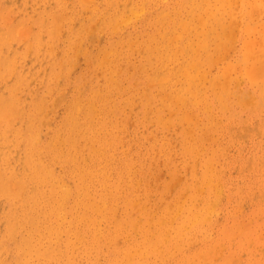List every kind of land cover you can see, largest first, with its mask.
<instances>
[{
  "label": "rangeland",
  "instance_id": "374dc122",
  "mask_svg": "<svg viewBox=\"0 0 264 264\" xmlns=\"http://www.w3.org/2000/svg\"><path fill=\"white\" fill-rule=\"evenodd\" d=\"M32 1L33 0H1L0 1V6H1V8H0V34L2 35H4V36H7L6 37V39L8 38L9 40H6L5 39V41H4V38L3 37H1L3 40H1V38H0V40L2 41H0L1 42V47H0V56L2 55V56H4V55H6L5 57L6 58H4V57H0V60L1 59H4V61H0V69H3L2 71L0 70V82H1V84H0V96L2 95L3 97H1L0 98V108H1V110L3 111V109L5 108V103H10L11 102V100H12V105H6L7 107H6V110H9L7 113H9V114H5V113H3L2 112V114H4L6 117H7V115H10V113H13L14 112V119L13 118H10L8 121L9 122H6L5 121V123H6V125H7V128H6V130L5 131H8V132H4L3 131V128H5L4 127V125H5V123L3 122V121H1L0 122V136H1V139H0V149H1V151H0V155L1 156H3L4 158H6L7 157V155H8V157H9V159L7 158V159H4L3 157V159H4V161H3V163H1L2 162V159H1V156H0V164H1V167L2 168H4L5 169V172H6V175L7 176H9L10 175V173H11V175H13L14 173H15V171H17V174H18V176L19 177H21L22 179H24V181H25V185H27V186H24L23 188L24 189H22L24 192H22V193H20V213L22 212V210H24V211H31V214H32V216H37L38 217V220H39V229L40 230H38L37 231V233H35V237H36V239L34 240L33 239V243H35V244H38V245H40L41 244V246L44 248V247H47V244H48V246L53 242V238H54V242H53V245H56V246H54V249H55V255H57V252H59L58 253V255L59 254H61L62 255V257H63V259H67L68 261H69V264H159V262H161V264L163 263V264H188V263H190V264H230L231 263V259H232V256H233V261H232V264H264V183H263V178H264V168H263V166H264V163H263V166H261V168H260V164L259 163H261V160H260V162L258 163V159H262L263 161H264V123L261 125V126H258L256 123H257V119L256 118H248V116L246 115V114H243V113H245V112H241L240 114H242V120H236V121H232L231 119H230V117L228 116V112L227 113H225V115H222L218 110H215V109H212V110H209L208 111V114L207 113H203V112H201L200 110H198L197 109V107H193V105H191V104H189V105H187V103L185 104V105H180L177 101H176V99H177V95L180 93V92H177V90L178 89H180L181 87H182V85H184L185 84V82H184V77H185V75L183 74L182 76H180V75H178L177 74V69H178V66L179 67H181V66H183V63H184V60H187V61H189V60H191L190 59V56L192 55V52L190 51V49H189V47L188 46H185V47H183V45H182V42H185V40H186V38L184 39V36H187L186 35V33L183 35V40L181 41L180 40V38H174L173 40H171L170 42H169V44L168 45H166V47L164 48V49H159V48H157L156 47V44L155 43H160L159 41H161L164 37H162L163 36V34H169V35H171V36H177V34H178V32H179V29L181 30V28H177V26H176V23H177V21L176 20H172V14L169 12V10H167L166 9V11H163V7L164 8H166V7H168V8H170L171 7V9H172V7L174 6V5H176L177 4V2L179 1V0H176V1H174V0H168L167 1V5L166 4H160V3H158L156 0H95V1H93L92 2V0L90 1H86V2H84L85 0H83L82 1V4H80L81 3V1L80 2H78V0H76V2H75V0L73 1V0H34V2L32 3ZM39 1H40V3H39ZM42 1V2H41ZM47 1V3H45ZM58 1V2H57ZM60 1V2H59ZM65 1V2H64ZM125 1H126V3H125ZM136 1H138V2H136ZM143 1V2H142ZM151 1H153V2H151ZM9 2V3H8ZM20 2H21V4H20ZM58 3V5H57V3ZM75 2V4L73 5V3ZM96 2V3H95ZM97 2L99 3V4H97ZM109 2V3H108ZM117 2H118V4H117ZM131 2V3H130ZM141 2V3H140ZM157 2V3H156ZM174 2H176V3H174ZM212 2H214V0H211V3ZM6 3H7V5H6ZM51 3V4H50ZM61 3H63V5L61 4ZM103 3V4H102ZM114 3V4H113ZM151 3V4H150ZM39 4V5H38ZM66 4V5H65ZM88 6H87V5ZM89 4H90V6H89ZM108 4V5H107ZM121 4H123L122 6H120ZM128 4H130V5H128ZM131 4H132V6H131ZM135 4V5H134ZM138 4V5H137ZM144 6H142V5ZM149 4V5H148ZM174 4V5H173ZM29 5V6H28ZM38 5V6H37ZM53 5H57L58 7L60 6V8H58L57 6H53ZM65 5V7H66V9L68 8V5L70 6V7H72V8H70L69 7V10L67 9H65V7L64 8H62V6H64ZM84 5H85V7L87 6V9H85V7H84ZM102 5V6H101ZM116 6V8H115V6ZM125 5V6H124ZM139 5H140V7H143V9L144 8H146V9H142V13H141V8L139 7ZM154 5L156 6V5H158V7L156 6V8L154 7ZM9 6H10V8H9ZM23 6V7H22ZM26 6V7H25ZM40 6V7H39ZM91 6H92V8L94 9V15L92 14V12H93V9H91ZM109 6V7H108ZM114 6V7H113ZM118 6L119 7H121V8H118ZM129 6H131V8L129 7ZM153 7V9H152V7ZM4 7V8H3ZM16 7V8H15ZM29 7V8H28ZM35 7V8H34ZM37 7V8H36ZM42 7H44V9H42ZM50 7H52V8H50ZM54 7V8H53ZM89 7H90V9H89ZM98 7H99V9H98ZM105 7H107V8H105ZM124 7H125V9H124ZM126 7H127V9H126ZM14 8V9H13ZM56 8H57V10H56ZM83 8H84V10H83ZM96 8V9H95ZM110 8V9H109ZM114 8V9H113ZM128 8H130V11H129V9ZM140 8V9H139ZM149 8V9H148ZM151 8V9H150ZM7 9H9L8 11L9 12H6L7 11ZM11 9V10H10ZM34 10L33 12H32V10ZM38 9H40V11H36V10H38ZM50 9H51V12H50ZM64 9V10H66L65 12L68 14V15H66V16H63V15H65L64 13L65 12H63L62 10ZM73 9V10H72ZM102 9V10H101ZM112 9V10H111ZM117 9H118V11H117ZM131 9H134V10H131ZM170 9V10H171ZM17 10V11H16ZM29 10H30V12H29ZM42 10V11H41ZM56 10V11H55ZM96 10V11H95ZM101 12H100V11ZM107 10V11H106ZM122 10V11H121ZM124 10H125V12H124ZM156 10H158L157 12H156ZM3 11V12H2ZM46 11V12H45ZM78 11V12H77ZM89 11L91 12V14L89 15ZM102 11H104V12H102ZM115 11V12H114ZM132 11H134L135 13H137V12H139L140 14H133V13H131ZM145 11V12H144ZM155 11V12H154ZM256 11V10H255ZM254 11V14H256V12ZM263 11V10H262ZM261 10H260V14H261V16L264 14V12L263 13H261L262 12ZM20 12V13H19ZM35 12V13H34ZM40 12V13H39ZM76 12V13H75ZM82 14H81V13ZM97 12H99V13H97ZM112 12V13H111ZM121 12H122V14H121ZM128 12V13H127ZM129 12L131 13L130 14V16H129ZM162 12H164V13H169V14H171V15H169V14H164V13H162ZM7 15V18H6V15ZM22 13V14H21ZM37 13H39V14H41V15H37ZM59 14L60 16H61V18H57L56 17V14ZM62 13V14H61ZM87 13V14H86ZM97 13V14H96ZM102 13V14H101ZM115 13H116V16H115ZM125 13V14H124ZM127 13V14H126ZM151 13H152V15H151ZM156 15H155V14ZM159 13V14H158ZM258 13H259V11H258ZM4 14V15H3ZM14 14V15H13ZM32 16H31V15ZM53 14V15H52ZM58 14H57V16H58ZM71 16H70V15ZM78 14V15H77ZM85 14H86V16H87V18H84V17H86L85 16ZM111 14V15H110ZM121 14V15H120ZM158 14V15H157ZM161 14V15H160ZM260 14H259V16H258V14L256 15V17L258 16V18H256V17H251L249 20V22H248V20H246L245 19V22H248L249 24H253V23H256V22H258L259 20H260V18H261V16H260ZM18 15H19V18H18ZM104 15V16H103ZM109 15V16H108ZM119 15L121 16L120 18H119ZM123 15H124V18H122L123 17ZM125 15H126V17H125ZM131 18V16H132V20L128 17V16ZM137 15V16H136ZM140 15V16H139ZM145 15V16H144ZM160 15V16H159ZM10 16V18H11V20L8 18ZM12 16V17H11ZM14 16V17H13ZM45 16V17H44ZM50 16V17H49ZM69 16V17H68ZM97 16H99V17H97ZM133 16H134V18H133ZM138 17V18H136V17ZM147 16V17H146ZM155 16V17H154ZM156 16H158L157 18H156ZM169 16V17H168ZM43 17V18H42ZM63 17H65V18H63ZM82 17V18H81ZM92 17L94 18V20L92 19ZM107 17V18H106ZM144 17V18H143ZM145 17H146V19H148V20H146L145 19ZM152 17H154V18H152ZM5 18V19H4ZM14 18V19H13ZM67 18H69V19H67ZM71 18H73V19H71ZM77 18V19H76ZM81 19L80 21H79V19ZM91 18V19H90ZM99 18V19H98ZM110 18H114V20L116 19V21H119V22H117V23H115V21H113L112 19L111 20H109ZM156 18V19H155ZM165 18V19H164ZM3 19L4 20H7V19H9V22H13V23H9V22H5V21H3ZM16 19V22L15 21H13V20H15ZM19 19V20H18ZM28 19H30V20H28ZM54 19V20H53ZM56 19L58 20V21H56ZM61 20V22L62 23H60V20ZM66 19V21L67 22H64V20ZM71 19V22L69 21ZM76 19V20H75ZM86 19H87V21H86ZM97 19V20H96ZM120 19V20H119ZM134 19V20H133ZM140 19H141V21H140ZM144 19V20H143ZM150 19V20H149ZM155 19V20H154ZM253 19H255V20H253ZM23 20V21H22ZM29 21V24L30 25H28V21ZM79 22H78V21ZM100 20V21H99ZM138 20V21H137ZM253 20V21H252ZM4 22L3 24H1L2 22ZM20 21V22H19ZM69 21V22H68ZM86 21V22H85ZM89 21H91V22H89ZM103 21H104V23H103ZM113 21V22H112ZM121 21V22H120ZM137 22V23H135V22ZM147 21V22H146ZM255 21V22H254ZM18 22V23H17ZM54 22L56 23V24H54ZM74 22V23H73ZM80 23L79 24V26H77L78 24L77 23ZM94 22V23H93ZM111 22V23H110ZM130 23V25L128 26V24ZM164 22H166V23H164ZM169 22V23H168ZM16 23V25L14 26V24ZM22 23V26H25L26 27V25H28V27H32V28H27V30H24V31H27V32H29L28 33V35L27 34H25V36H26V38L25 39H23L25 36H24V34L23 35H21L20 36V34H22V32L20 33L19 32V30H18V28L19 29H21L20 27L21 26H19L18 24H21ZM33 23L35 24V26H33ZM37 23V24H36ZM39 23V24H38ZM48 23V24H47ZM49 23H50V25H49ZM88 23V24H87ZM90 23H91V25H90ZM113 23H115V25H117L118 23H120V24H118V28L113 24ZM144 23V24H143ZM5 24H7L6 26H5ZM45 24H47L46 26H45ZM53 24H54V26L56 25V26H58L57 28H55V30L53 29ZM67 24H69V25H67ZM72 24V25H71ZM76 24V25H75ZM93 24L95 25V28H93L94 26H93ZM96 24L98 25V28H97V26H96ZM105 24H106V26H105ZM108 24V25H107ZM110 24H111V26H110ZM112 24H113V27H112ZM134 24V25H133ZM137 24H139L138 26H137ZM9 25V26H8ZM18 25V27H17V30L15 31V28H16V26ZM37 25V26H36ZM40 25V26H39ZM63 25V26H62ZM74 25H75V27L76 28H78V29H76L75 27H74ZM80 25H82V27L80 26ZM84 25V26H83ZM100 25H102L101 27H100ZM122 27H121V26ZM127 25V26H126ZM143 25V26H142ZM159 25H161V26H159ZM175 27H174V26ZM51 26V27H50ZM61 26V28H59ZM92 26V28L93 29H91L90 27ZM136 26V27H135ZM8 27V28H7ZM24 27V28H25ZM34 27L37 29H34ZM41 27H43V28H41ZM48 27H49V29H48ZM64 27V28H63ZM68 27L70 28V29H68ZM82 29H81V28ZM85 29H84V28ZM100 27V28H99ZM110 29L109 30V32L105 29ZM108 27V28H107ZM114 27H116L117 29H114ZM142 27V28H141ZM7 28V29H6ZM52 28V29H51ZM59 28V29H58ZM63 28V29H62ZM65 28H67L66 30L68 31L69 30V33H67V31L65 30V33H64V29ZM89 28V29H88ZM97 28V29H96ZM102 28V29H101ZM103 28H104V30H103ZM112 28V29H111ZM122 28V29H121ZM130 28V29H129ZM173 28V29H172ZM3 29H5V30H3ZM10 31H9V30ZM22 29H23V27H22ZM21 29V30H22ZM30 29V30H29ZM77 30V32H78V34L76 33V31L75 30ZM91 29V30H90ZM125 29V30H124ZM137 29V30H136ZM20 30V31H21ZM29 30V31H28ZM62 30V31H61ZM79 30L82 32H79ZM111 30H113V32L111 31ZM118 30V31H117ZM131 30V31H130ZM141 30V31H140ZM177 30V31H176ZM13 31V32H12ZM35 31V32H34ZM37 31V32H36ZM55 31V32H54ZM58 31H60L59 33H57ZM75 31V32H74ZM88 32V34H87V32ZM96 31V32H95ZM97 31L100 33V31H102L100 34L99 33H97ZM104 31H106V33H104ZM111 31V32H110ZM117 31V32H116ZM123 31H124V33H123ZM140 31V32H139ZM176 31V32H175ZM10 32V34L8 35V33ZM15 32H18V33H20V34H15ZM48 32H50V33H48ZM70 32H73L72 33V35H70L71 33ZM92 32H94L95 33V35H93L94 33H92ZM120 32V33H119ZM148 32V33H147ZM161 34H160V33ZM254 32V31H253ZM12 33V34H11ZM13 33H14V35H13ZM25 33V32H24ZM41 33L43 34V35H41ZM66 35V37H65V35ZM81 35H83V37L82 38H80L81 36H80V34ZM92 33V36H96V38L95 37H92L91 36V38L88 40V38L90 37V34ZM108 33V34H107ZM111 33V34H110ZM115 33H116V35H115ZM119 33V34H118ZM122 33V34H121ZM126 33H128V34H126ZM6 34V35H5ZM35 34V35H34ZM47 34V35H46ZM57 34V35H56ZM58 34H59V37H61V39L58 37ZM85 34L86 35H88V36H85ZM98 36H97V35ZM103 34H104V36H103ZM106 34V35H105ZM146 34V35H145ZM152 34H154L155 35V37H154V35H152ZM200 34V33H199ZM15 35H16V37H15ZM32 36V38H31V36ZM37 35V37H35ZM54 35H56V36H54ZM118 35H119V37H118ZM122 35H123V37H122ZM127 36V38H126V36ZM132 35V36H131ZM251 35V37H252V35H253V37H254V33L252 34H250ZM10 36H12L13 37V39L14 40H10V39H12V37L10 38ZM24 36V37H23ZM42 36V37H41ZM73 36V37H72ZM80 36V37H79ZM100 36V37H99ZM131 36V37H130ZM160 36V37H159ZM46 39H44V38ZM69 37V38H68ZM72 37V38H71ZM75 37V38H74ZM77 37V38H76ZM88 37V38H87ZM101 38V39H99V38ZM104 39H103V38ZM105 37H106V40L107 41H103V40H105ZM111 37V38H110ZM112 37H114L113 39H115L116 37L118 38L117 40L115 39V40H113V41H115V43H112L113 41H112ZM130 37V38H129ZM137 39H136V38ZM159 37V38H158ZM71 38V39H70ZM73 38H74V40H73ZM78 38H80L79 40H77ZM125 38H126V40H125ZM135 38V39H134ZM146 38H148V39H146ZM29 39H30V41H29ZM48 39V40H47ZM59 39V40H58ZM64 39V41L62 42V40ZM67 39H68V41H67ZM70 39V40H69ZM75 39H76V42H75ZM84 39V40H83ZM122 39H123V42H121L122 41ZM127 39H128V42H126L127 41ZM144 39H145V41H144ZM160 39V40H159ZM16 40V41H15ZM23 40H26V42L25 41H23ZM94 40V41H93ZM96 40V41H95ZM120 40V41H119ZM132 40V41H131ZM135 40V41H134ZM154 42H153V41ZM4 41V42H3ZM7 41V42H6ZM11 41V43L9 44V42ZM22 41V42H21ZM28 41H29V44H28ZM48 42V43H46V42ZM78 41H80V42H78ZM83 41V42H82ZM99 41V42H98ZM112 41V42H111ZM129 41H131V42H129ZM139 41V42H138ZM150 41H151V43H150ZM174 41V42H173ZM175 41H176V43H177V46L179 47L180 46V48L178 49V51L176 52L177 54H175V57L174 56H172L169 52H172L171 50L173 49V47H174V44H175ZM195 41H196V38L193 40V42L195 43ZM14 42V43H13ZM17 42V43H16ZM21 42V43H20ZM31 42V43H30ZM35 42V43H34ZM44 42V43H43ZM62 42V45L60 44ZM67 42H68V44L70 43V45H71V42H72V44H73V42H74V44L73 45H67ZM77 42H78V44H80V45H78L77 44ZM103 42V43H102ZM109 42V43H108ZM111 42V43H110ZM118 43V45L120 44L119 42H121V43H123V46L122 45H115V47H114V45L113 44H117ZM142 42V43H141ZM20 43V44H19ZM41 43H43L42 45H41ZM66 43V44H65ZM75 43H76V45L77 46H75ZM84 43H86V44H84ZM100 45H99V44ZM129 43H130V45H129ZM144 43V44H143ZM147 43V44H146ZM242 43V40H240V42H237L236 43V49H232V50H230V48H228V47H226L227 49H228V55H227V51H225L226 52V55H225V57H222V58H225V59H216V58H214L212 61H213V63L211 62V63H208L207 62V65H209V66H204V67H202V71L204 72V74L206 75L205 77L207 78H205L204 79V77H202V79L200 80V82H201V85H200V87H201V92L202 91H204V89H205V87H207L208 88V94H211V96H213V94H212V92L210 91V85H209V87H208V83H209V78H211L212 76H214V75H218L219 76V80L220 81H224V79L223 78H225V77H227V75L225 76L224 75V77L222 76L223 74H220L221 73V70H222V65H224L225 63H227L228 61H233V59L235 58V56H237L238 54H240V51L242 50L240 47V45H242L241 44ZM4 44V45H3ZM29 45V46H27V45ZM31 44H33V46H31ZM47 44V45H46ZM52 44V45H51ZM56 44V45H55ZM82 44V45H81ZM90 44V45H89ZM96 44V45H95ZM109 44V46H107ZM110 44H111V46H110ZM124 44H127V45H125V48H126V50H125V48H123L124 47ZM135 44V45H134ZM139 44V45H138ZM141 44V45H140ZM145 44H146V46H145ZM149 44V45H148ZM153 44V45H152ZM14 45V46H13ZM16 45L18 46L17 48H16ZM20 45H22V46H20ZM35 45V46H34ZM36 45H37V47H36ZM45 45V46H44ZM48 45H51V48L49 49V47H48ZM64 45V46H63ZM84 45V46H83ZM105 45V49L103 48V46ZM113 45V46H112ZM133 45V46H132ZM144 45V46H143ZM7 47V48H5V47ZM26 46V47H25ZM62 46V47H61ZM68 46H70V47H68ZM91 46V48H90V51H88L89 50V48L88 47H90ZM102 46V47H101ZM118 46V47H117ZM129 46V47H128ZM134 46H135V48H134ZM140 46V47H139ZM213 46V47H212ZM9 47V48H8ZM16 49H15V48ZM28 47V48H27ZM30 47V48H29ZM34 47V48H33ZM41 47H43V48H41ZM48 47V48H47ZM57 47H61V48H57ZM73 47V48H72ZM81 47H82V49H81ZM84 47V48H83ZM99 47H101V48H103L104 49V52H103V49L101 50V48H99V50H97ZM109 47H110V49H109ZM114 47V48H113ZM120 47V48H119ZM122 47V48H121ZM138 47V48H137ZM141 47H142V49H141ZM148 47V48H147ZM152 49H151V48ZM13 48V49H12ZM41 48V49H40ZM74 48H75V50H74ZM113 48V49H112ZM117 50H116V49ZM129 48V50H127ZM131 48L134 50H131ZM136 48H137V50H139V51H137L136 50ZM145 48H146V50H145ZM149 48L151 49V50H149ZM212 48V50H211V53L213 54V53H215L216 51H213V50H215L216 48L214 47V43H211L210 44V48L209 49H211ZM26 51L27 49V52L26 53H23V52H25L24 50ZM30 49V50H29ZM56 49H57V51H56ZM66 49V50H65ZM67 49H69V50H67ZM73 49V50H72ZM81 49V50H80ZM88 49V50H87ZM120 51H119V50ZM154 49V50H153ZM167 49H169V52H167L166 50ZM182 49V50H181ZM226 49V50H227ZM3 50V51H2ZM9 50V51H8ZM16 50H19V51H16ZM72 50V51H71ZM79 52V50H80V52L79 53H77V51ZM92 50V51H91ZM106 50V51H105ZM108 50V51H107ZM110 50V51H109ZM122 50H123V52H122ZM142 52H141V51ZM151 51L150 53H148V51ZM153 50V51H152ZM160 50V51H159ZM181 50V51H180ZM15 51V52H14ZM50 51V52H49ZM55 51V52H54ZM65 51H67V53H64ZM70 51V52H69ZM74 51V52H73ZM81 51H83L84 52V54H83V52H81ZM87 51V52H86ZM96 51H97V53H98V51H99V53H98V55H97V53H96ZM101 51V52H100ZM114 51V54L112 53ZM128 51V52H127ZM130 51H132V53H133V55H132V53L130 52ZM136 51V52H135ZM164 51H166V53H167V55L171 58V59H167V57H165V59H167V61H161V59L160 60H158L157 58L158 57H160L161 56V54H162V52H164ZM231 51V52H230ZM11 52H13L12 54H14V55H10V57H9V54ZM17 52H19V53H17ZM86 52V53H85ZM93 52H95V53H93ZM107 54H106V53ZM122 52V53H121ZM129 52H130V54H129ZM146 53V55H143V53ZM155 53V55L154 56H158L157 58L156 57H152L153 55L152 54H154ZM159 52V53H158ZM179 52V53H178ZM21 53V54H20ZM53 54V58H52V54ZM64 53V54H63ZM81 53V54H80ZM127 55H126V54ZM144 53V54H145ZM231 53H232V55H231ZM19 54V55H18ZM26 54V55H25ZM47 54V55H46ZM62 54V55H61ZM90 54V55H89ZM95 54V56H92V55H94ZM109 54V55H108ZM112 54H113V57H112ZM128 58L129 57V59H125V56ZM159 54V55H158ZM16 55V56H15ZM22 55H23V57H22ZM24 55H25V57H24ZM61 55V56H60ZM68 55V56H67ZM72 55H74V57L72 56ZM101 55V56H100ZM108 55L109 57H111V58H106V56ZM111 55V56H110ZM121 55V56H120ZM138 55H140V56H142V57H139ZM151 55V56H150ZM165 55V54H164ZM174 55V54H173ZM230 55V56H229ZM9 57V59H8V57ZM13 56V57H12ZM17 56H19V58H21V59H19V58H17ZM50 56V57H49ZM67 58H66V57ZM86 56H87V58H86ZM90 56V57H89ZM100 56V57H99ZM115 56V57H114ZM137 56V57H136ZM180 56V57H179ZM82 57V58H81ZM92 57H94L95 58V60H97V62L94 60V58H92ZM132 57V58H131ZM145 57V58H144ZM148 57V58H147ZM150 57V58H149ZM184 57V58H183ZM10 58H12V61L10 60ZM25 58V59H24ZM29 60H28V59ZM58 58V59H57ZM63 58L65 59V60H63ZM70 58V59H69ZM86 58V59H85ZM91 58H92V60H91ZM112 58H113V60H112ZM115 58V59H114ZM118 58H120V60L124 63V62H127V61H129V62H127V64L128 65H126V64H123V63H121V61H119V59ZM141 58H143V59H141ZM154 58H156V59H154ZM175 58V59H174ZM180 58V59H179ZM24 59V60H23ZM49 59V61H47ZM69 60L68 62L69 63H71L72 64V67H70L69 65H71V64H69L68 62H62V61H66V60ZM79 59H80V61H79ZM132 61H131V60ZM137 59V60H136ZM139 59V60H138ZM141 59V60H140ZM147 59V60H146ZM148 59H149V62H147L146 63V61H148ZM151 59H154V60H151ZM178 59V60H177ZM227 59H229V60H227ZM8 60V61H7ZM16 60V61H15ZM20 60V61H19ZM46 60V61H45ZM52 60V61H51ZM59 60H61V61H59ZM78 60V61H77ZM125 60V61H124ZM134 60V61H133ZM145 60V62H142V61H144ZM158 62H156V61ZM215 60H217V64L215 63L216 61ZM227 60V61H226ZM7 61V62H6ZM15 61V63L12 65V62H14ZM26 61V62H25ZM41 61H45L44 63L43 62H41ZM77 61V62H76ZM94 61V62H93ZM99 61V62H98ZM110 61H113L114 63V65H115V67L113 66V64H111L112 62H110ZM116 61H118L117 63H116ZM136 61H138V62H136ZM150 61H152V62H150ZM160 61V62H159ZM176 61V62H175ZM215 61V62H214ZM224 61H226V62H224ZM9 62V63H8ZM33 62H34V64H33ZM42 64H41V63ZM46 62H48V63H50V64H46ZM76 62V63H75ZM87 62V63H86ZM96 62V63H95ZM110 62V63H109ZM121 64H120V63ZM132 62L133 63H135V65H136V69H135V67H132V66H135V65H131V66H129V63L130 64H132ZM156 62V63H155ZM178 62V63H177ZM182 62V63H181ZM222 62V63H221ZM2 63V64H1ZM8 63V64H7ZM36 63V64H35ZM55 63V64H54ZM104 65H103V64ZM106 63V64H105ZM138 63V64H137ZM143 63H144V65H143ZM149 63V64H148ZM154 63H155V65H154ZM10 64L14 67V68H11L10 67ZM16 64V65H15ZM23 64H25L26 66L24 67V65ZM33 64V65H32ZM57 64V65H56ZM59 64H61V66H59ZM64 64V65H63ZM66 64V65H65ZM109 64V65H108ZM157 64H159L158 66H157ZM163 64H164V67H163ZM167 64H168V66H167ZM171 64V65H170ZM220 64V65H219ZM4 67H3V66ZM8 65V66H7ZM35 65V66H34ZM37 65V66H36ZM48 65V66H47ZM56 65V66H55ZM107 65V66H106ZM117 65V66H116ZM138 65H142L141 66V68H140V66L139 67H137ZM151 65V67H149ZM153 65V66H152ZM160 65H162V66H160ZM170 65V66H169ZM213 65V66H212ZM216 65V66H215ZM226 65V64H225ZM224 65V66H225ZM7 66V67H6ZM20 66L22 67V68H20ZM46 66H47V68H48V71H47V68H46ZM65 66V67H64ZM75 66V67H74ZM84 66H85V68H84ZM101 66H102V68H101ZM103 66H104V69H103ZM110 66V67H109ZM111 66H112V68H111ZM123 66V67H122ZM144 66V68H145V72H144V74L146 73V75H143V67ZM154 66H155V68L157 67V68H159V67H161V68H159V69H154ZM24 67V68H23ZM55 67V68H54ZM74 67V69L72 70L71 68H73ZM120 67V68H119ZM127 67V68H126ZM131 67V68H130ZM169 67V68H168ZM210 67V68H209ZM214 67V68H213ZM240 67V66H239ZM6 68H7V70L9 69V72H7V70H6ZM28 68V70H25V69H27ZM31 68H32V70H31ZM56 68H58V69H56ZM62 70V73H61V71H59L60 69ZM70 68L72 71H70V69L68 70V69ZM76 68V69H75ZM109 68V69H116V70H110V71H112L111 72V75H112V77H110L109 76V74L110 73H108V72H110L109 71V69L107 70V69ZM139 68V69H138ZM146 68H150V70L149 69H147L146 70ZM173 68H175V69H173ZM205 68H208V69H206L205 70ZM217 68V69H216ZM13 70V71H10V70ZM44 69H46V70H44ZM79 69H80V71H79ZM100 69V70H99ZM106 69V70H105ZM121 69V71H119ZM123 69V70H122ZM127 69H129V70H127ZM155 71H154V70ZM165 69V70H164ZM166 69H168L169 70V74H168V72L166 71ZM171 69H173V71L171 70ZM211 71H210V70ZM221 69V70H220ZM237 69H238V72H237ZM237 69H236V75H237V77H235V78H239L240 76H241V79L239 78L238 80L236 79V82H239L240 83V86H241V88H246L247 86H248V84L244 81V79H245V77H243L242 75H241V69L240 68H238L237 67ZM240 69V70H239ZM51 70V71H50ZM69 71V74L67 73L68 71ZM105 72H104V71ZM126 70H127V72H126ZM131 70V71H130ZM136 70H138V71H136ZM149 70V71H148ZM176 70V71H175ZM5 71V72H4ZM45 71L47 72L46 74H45ZM49 71H50V73H49ZM53 71V72H52ZM58 71H59V73H58ZM64 71H65V73H64ZM67 71V72H66ZM75 71V72H74ZM98 71H100L101 72V74H100V72H98ZM115 71V72H114ZM118 71V72H117ZM122 71H123V74H122ZM132 71H133V73H132ZM135 71V72H134ZM141 73H140V72ZM148 71V72H147ZM159 71V72H158ZM172 71V72H171ZM219 71V72H218ZM230 71V70H229ZM233 71V72H232ZM231 71V73H230V75H232V79H233V81H234V83H235V80H234V75H235V73H234V70H232ZM2 72V73H1ZM13 72H15V73H13ZM38 72V73H37ZM39 72H41V73H39ZM82 72V73H81ZM105 73V74H103V73ZM113 72H114V74H113ZM130 72V73H129ZM166 72V74H168L169 76H166V74H164ZM170 72L172 73V74H170ZM217 72V73H216ZM4 73H5V75H6V73H7V75H6V77L8 78V76L10 77V78H8V79H5L6 77H5V75H4ZM13 73V74H12ZM58 73V74H57ZM78 73H80V75L78 74ZM97 73V74H96ZM116 73H118V74H116ZM127 73V74H126ZM132 73V74H131ZM136 73H139V79H138V74L136 75ZM147 73H149V74H147ZM154 73H158L157 75L155 74V75H153ZM234 73V74H233ZM23 74H25V75H23ZM29 74H30V76H29ZM35 74V75H34ZM52 74V75H51ZM57 76H56V75ZM60 74V75H59ZM76 74V75H75ZM86 74H87V76H86ZM101 75V76H99V75ZM107 74H108V76H107ZM119 74H122L123 75V77L121 76V75H119ZM125 74H126V76H125ZM151 74L153 75L152 77H151ZM165 75L166 77H169V81H168V83H166V84H164L165 82H163L162 80L160 81V79H161V76L160 75ZM174 74V75H173ZM214 74V75H213ZM4 75V76H3ZM13 75V76H12ZM26 75H28V76H26ZM54 75L56 76V79L58 80H56L55 81V77H54ZM69 75V76H68ZM83 75V76H82ZM94 75V76H93ZM114 75H116V77L114 76ZM117 75H119L118 77H117ZM128 75H130V76H128ZM131 75H132V78H131ZM143 75V76H142ZM177 75H178V77H177ZM3 76V77H2ZM15 76V77H14ZM19 76V77H18ZM22 76V77H21ZM33 77L34 79L37 77V79H35V80H37L36 82H34L35 80L33 79V78H31L30 79V77ZM44 76V77H43ZM48 76H50L49 78H48ZM61 77V78H58V77ZM67 76L68 77H70V78H68V79H66L67 78ZM82 76V77H81ZM114 76V77H113ZM146 76V77H145ZM156 76H157V78H158V80H157V78H156ZM160 76V77H159ZM184 76V77H183ZM5 77V78H4ZM18 77V78H17ZM21 77V78H20ZM29 78V80H28V78ZM106 77H108L110 80H111V82H110V80L109 79H107ZM127 77V78H126ZM128 77H130V79H128ZM135 77V78H134ZM150 79H152V80H150L149 81V78ZM155 77V78H154ZM163 77V76H162ZM223 77V78H222ZM3 78V79H2ZM24 79V81H23V79ZM63 78L65 79V80H63ZM77 78V79H76ZM84 78H85V80H84ZM91 78V79H90ZM113 78V79H112ZM115 78V79H114ZM125 78V79H124ZM142 78V79H141ZM145 78V79H144ZM153 78L155 79V80H153ZM160 78V79H159ZM171 78H172V81H171ZM180 78V79H179ZM221 78H222V80H221ZM14 81H13V80ZM27 79V80H26ZM45 79V80H44ZM49 79V80H48ZM52 79L54 80V81H52ZM62 81H61V80ZM84 80V81H82V80ZM104 79H105V81H104ZM117 79V80H116ZM135 79V80H134ZM136 79H138L139 80V83H138V81L136 80ZM147 79V80H146ZM163 79V78H162ZM164 79H165V77H164ZM177 80V81H175V80ZM227 79V78H226ZM226 79H225V81H226ZM5 80L7 81V82H5ZM12 80V81H11ZM15 80H17V82L15 81ZM26 80V81H25ZM42 80H44V84H43V81ZM81 80V82H78V81H80ZM86 80H87V82H86ZM115 81L116 80V82H112V81ZM125 80H127V81H125ZM130 80H132L131 82H130ZM146 80V81H145ZM204 80V81H203ZM240 80V81H239ZM4 81V82H3ZM19 81V82H18ZM23 81V82H22ZM27 81H28V84H27ZM40 81V82H39ZM102 81V82H101ZM130 82V84H131V86H130V84H129V82ZM136 81V82H135ZM145 81V83L147 82L148 83V81H149V83H148V87H146V84L144 85V83L143 82ZM154 83H153V82ZM157 81V82H156ZM158 81H159V83H158ZM229 81V80H228ZM16 84H15V83ZM22 82V83H21ZM25 82V87H24V85H23V83ZM33 82V83H32ZM39 82V83H38ZM64 82V83H63ZM70 82V83H69ZM101 82V83H100ZM107 82H108V86H107ZM117 82H119V83H117ZM134 82V83H133ZM153 84H152V83ZM163 84H162V83ZM175 82V83H174ZM176 82H177V84H176ZM204 82V83H203ZM4 83L7 85V86H5L4 85ZM18 83L20 84V85H18ZM40 83H41V85H40ZM69 83V84H68ZM77 83V84H76ZM89 83V84H88ZM99 83H100V85H99ZM103 83H105V84H103ZM117 83V84H116ZM128 83V84H127ZM136 83V84H135ZM141 83H143L142 85H141ZM155 83H157V84H155ZM3 84V85H2ZM9 84V85H8ZM11 84V85H10ZM46 84H48L49 85V88H48V86H46ZM50 84L52 85V87L50 86ZM59 84H61V85H59ZM63 84V85H62ZM69 86H68V85ZM71 84V85H70ZM81 84V85H80ZM85 84V85H84ZM88 84V85H87ZM92 84V85H91ZM109 84H112V85H110L109 86ZM114 84V85H113ZM132 84H133V87H134V90H133V88H132ZM154 84H155V86L156 87H154ZM160 84V85H159ZM168 84V86H166ZM181 84V85H180ZM35 86V87H33V86ZM39 85H40V87H39ZM81 86L80 88L78 87V89H77V87H75V86ZM96 85V86H95ZM99 85V86H98ZM105 87V89H107V88H110V92L108 91V90H105L104 89V87ZM107 87H106V86ZM124 85H125V89H124ZM137 85H140V86H137ZM175 85V86H174ZM177 85V86H176ZM204 85V86H203ZM5 88V90H4V88ZM20 86V87H19ZM27 86L29 87V89L27 88ZM56 86H57V88H56ZM65 86H66V88H65ZM68 86V87H67ZM82 86H83V91H82ZM88 86H90V87H88ZM97 86H98V88H97ZM120 86V87H119ZM121 86H123L122 87V89H121ZM126 86H129V87H127V88H130L129 90L126 88ZM136 86V87H135ZM146 87V88H144V89H142L143 87ZM163 86V87H162ZM167 88H166V87ZM178 86H180V87H178ZM17 87V88H16ZM18 87H19V90H17L18 89ZM24 87V88H23ZM32 87L34 88V89H32ZM37 87H39V88H37ZM72 87V88H71ZM87 87V88H86ZM113 87V88H112ZM115 87H117L118 89L116 90V88ZM159 87V88H158ZM170 89H169V88ZM172 87V88H171ZM204 87V89H202ZM10 88H11V90H10ZM14 88H16L15 90H16V93H15V90H14ZM20 88H21V90L23 91H21L20 90ZM37 88V89H36ZM44 88H46V89H44ZM51 88L53 89V90H51ZM56 90H55V89ZM65 88V89H64ZM68 88H69V90H68ZM70 88H71V90L73 91H70ZM77 89V91H79L80 93L81 92H83V93H78L77 91H75L76 89ZM100 88V89H99ZM102 88L104 89V90H102ZM114 88H115V90H114ZM137 88V89H136ZM153 88H154V90H153ZM156 88H158L159 90H161L160 92L162 93H160L159 92V90L158 89H156ZM177 88V89H176ZM27 89V90H26ZM31 89H32V92H31ZM36 89V90H35ZM75 89V90H74ZM88 89V90H87ZM89 89H91L90 91H89ZM98 89V90H97ZM145 89H146V91H145ZM150 89H152V90H150ZM163 89H165V90H163ZM175 91H174V90ZM217 89H218V91H217ZM60 90V91H59ZM61 90H63V91H61ZM68 90V91H67ZM81 90V91H80ZM96 90V91H95ZM122 90V91H121ZM125 90V91H124ZM127 90L128 91H131V92H127ZM157 90V91H156ZM167 90V91H166ZM219 90H220V88L219 87H216V91L217 92H219ZM19 91H21V92H19ZM36 91V92H35ZM44 91L46 92V93H44ZM51 91V92H50ZM56 91V92H55ZM70 91V92H69ZM99 91H100V93H103V92H105V93H103V94H99ZM103 91V92H102ZM118 91V92H117ZM119 91H121V93L119 92ZM133 91V92H132ZM140 91V92H139ZM165 92V94H163L164 92ZM174 93H173V92ZM10 92V93H9ZM14 92V93H13ZM19 92V93H18ZM24 92H26V95H25V93ZM29 92V93H28ZM42 92V93H41ZM49 92V93H48ZM57 92L59 93V94H57ZM60 92L62 93H64V94H61V98H60ZM65 92H66V94H65ZM72 92V93H71ZM113 92V93H112ZM114 92H116V93H114ZM122 92L124 93V94H122ZM127 92V93H126ZM137 92V93H136ZM139 92V93H138ZM142 92H147L146 93V96H145V93L143 94ZM152 92H154V93H152ZM158 94H157V93ZM166 92H167V94H166ZM172 94H171V93ZM6 93H9V94H6ZM11 93L13 94V95H11ZM23 93V94H22ZM57 94V95H59V96H55L54 97V95L55 94ZM68 93V94H67ZM74 93V94H73ZM97 93V94H96ZM109 93V94H108ZM136 94V96L133 98V97H130V95L129 94H132V96L134 95V94ZM17 94V95H16ZM30 94H31V97H30ZM38 94V95H37ZM79 96H78V95ZM82 94H84L83 96H80V95H82ZM88 94V95H87ZM94 94V95H93ZM107 94V95H106ZM111 94H112V96H111ZM116 94V95H115ZM118 94V95H117ZM139 94V95H138ZM144 95V98L143 99H140L141 97H143V95ZM149 94L151 95V96H149ZM153 94V95H152ZM157 94V95H156ZM170 95V97L168 98L167 96H169ZM173 94H174V96H173ZM8 95V96H7ZM11 95V96H10ZM18 95H20V97H17ZM21 95H23V96H21ZM40 95V97H38ZM44 95V96H43ZM47 95H50V96H47ZM51 95H53V97L51 96ZM62 95L64 96L63 98H62ZM73 95V96H72ZM86 95V96H85ZM125 95V96H124ZM127 95H129V96H127ZM138 95V96H137ZM156 95V96H155ZM162 95H164L163 97H164V99L162 98ZM176 95V96H175ZM7 96V97H6ZM13 96V97H12ZM76 96V99H77V96L79 97V99L78 100H76L75 102H77V105L76 104H74L75 102H74V97ZM89 96V97H88ZM92 97V100H91V97ZM93 96H95V97H93ZM96 96H98V97H96ZM99 96H103L102 98L101 97H99ZM108 96V97H107ZM127 96V97H126ZM148 96V97H147ZM158 96V97H157ZM175 97V100H174V98L173 97ZM12 97V98H11ZM22 97H23V99H22ZM28 97H30V98H28ZM36 97V98H35ZM83 97H84V99H83ZM86 97H87V99H86ZM111 97V98H110ZM114 99H113V98ZM118 97L120 98V99H118ZM123 97V98H122ZM147 97V98H146ZM149 97H151L150 99V101L148 100L149 99ZM153 97V98H152ZM172 97V98H171ZM18 98V99H17ZM33 100H32V99ZM41 98L43 99V100H41ZM59 98L62 100H59ZM81 98V99H80ZM89 98V99H88ZM97 98V99H96ZM107 98V99H106ZM112 100V101H110V99ZM122 98V99H121ZM128 98H131L130 100L131 101H129V99H128V101H127V99ZM136 98V99H135ZM160 98H162L161 99V101H162V103L160 104L159 103V101H160ZM31 99V100H30ZM40 100V102H38L39 100ZM66 99H68V100H66ZM70 99L71 100H73V102L72 101H70ZM95 99H96V101H95ZM103 99V100H102ZM116 99V100H115ZM132 99H134V100H132ZM137 99H139V100H137ZM154 101H153V100ZM156 99V100H155ZM158 99H159V101H158ZM169 99V100H168ZM2 100V101H1ZM8 100H10V101H8ZM15 100H16V102H15ZM21 101L22 102V107H24V104H25V107L24 108H22L21 106H20V102L19 101ZM81 101V103L79 102L78 103V101ZM89 100H91L90 102H88ZM94 100V101H93ZM99 100H100V102H99ZM104 100L106 101V103H110L109 104V106H110V108L112 107V109H109V107H108V104L106 105V103H103L104 102ZM118 100H120V101H118ZM128 102V104H126V102ZM18 101V102H17ZM29 101V103H27ZM32 103H31V102ZM34 101H37V102H34ZM51 103H50V102ZM56 101H58V102H61V103H58L57 105H56V103L55 102ZM65 101H66V103H68V104H65ZM68 101V102H67ZM86 101H87V103H86ZM101 101H102V105L100 104L101 103ZM123 101V102H122ZM133 101H136V102H133ZM138 101V102H137ZM139 101H140V103H139ZM160 101V102H161ZM165 102V104L164 105H162L164 102ZM172 101H175V103H173ZM2 102V103H1ZM4 102V103H3ZM14 102H15V104H17V106L19 107L20 106V108H18L15 104H14ZM25 102V103H24ZM43 102H44V105H43ZM49 102V103H48ZM93 104H92V103ZM115 102V103H114ZM120 102V103H119ZM149 104L148 106H147V104ZM149 102V103H148ZM152 102V103H151ZM24 103V104H23ZM36 103V104H35ZM39 103H41V105L39 104ZM70 103H72V105L70 104ZM84 103H86V108L84 107L85 105H84ZM90 103V104H89ZM98 103L100 104V105H98ZM117 103H118V106H117ZM124 104V105H120V104ZM130 103V104H129ZM134 104V106H133V104ZM135 103H136V105H135ZM143 103V104H142ZM177 103V104H176ZM27 104V105H26ZM46 104H47V107L46 108H44V106H46ZM51 104H54V105H52V110L51 109H49L50 107V105ZM60 104H62L61 106H62V108L63 109H61V106H60ZM74 104V105H73ZM78 104H80V107L79 108H81L80 109V113L77 111V109H76V111L75 110H73L74 109V107L75 108H77L79 105ZM114 105V107L116 106V108L114 109V107H113V105ZM116 104V105H115ZM139 104V105H138ZM146 104V105H145ZM154 104V105H153ZM156 104V105H155ZM160 104V106H158V107H156L157 105H159ZM171 104L173 105V106H171ZM16 107H15V106ZM32 105V106H31ZM38 105H39V107H38ZM43 105V106H42ZM49 105V106H48ZM71 105V106H70ZM81 105H82V107H81ZM89 105V106H88ZM90 105H92V106H90ZM104 105H106V106H104ZM119 105H120V107H119ZM126 105V106H125ZM130 105V106H129ZM143 107H142V106ZM152 105V106H151ZM162 105V106H161ZM166 105H168V106H166ZM3 106V107H2ZM8 106H13L12 107V109L11 108H9L8 109ZM29 106V107H28ZM34 106H35V108H34ZM37 106V107H36ZM59 106V107H58ZM69 106V107H68ZM73 106V107H72ZM77 106V107H76ZM94 106H96V107H94ZM99 106V107H98ZM125 106V107H124ZM127 106H129L128 108H126ZM165 106V107H164ZM56 107V108H55ZM67 107V108H66ZM88 107V108H87ZM105 107V108H104ZM122 107H124L125 108V110H124V108H122ZM131 107V108H130ZM137 107V108H136ZM144 107H146L147 109H148V107H149V109H151V110H147L146 108H144ZM162 108V110H160L161 108ZM166 107H168L169 109H171L173 112H175V113H172V111L170 110V112L171 113H169V112H166V111H169V109L168 110H166L165 111V108ZM183 107V108H182ZM189 107V108H188ZM28 108H30V109H28ZM40 108V109H39ZM72 108V109H71ZM100 108V109H99ZM104 108V109H103ZM120 108H122V111H121V109ZM135 108H136V110H135ZM153 108V109H152ZM174 108V109H173ZM181 108V109H180ZM12 111H11V110ZM15 109V110H14ZM22 109V110H21ZM34 109H35V111H34ZM46 110V112L47 113H45V110ZM49 109V110H48ZM58 111H57V110ZM60 109V110H59ZM83 109V110H82ZM89 109V110H88ZM92 109H93V111L95 110V112L94 113H96L95 115H96V117H95V115L94 114H92L93 112H91L92 111ZM102 109V110H101ZM118 110V112H119V114H118V112H117V110ZM130 109V110H129ZM160 111H159V110ZM178 109H179V111H178ZM1 110H0V112H1ZM5 110V111H6ZM40 110V111H39ZM54 110V111H53ZM62 110V111H61ZM63 110H65V111H63ZM70 110V111H69ZM72 110H73V112H72ZM87 110V111H86ZM91 110V111H90ZM107 110H108V112H107ZM110 110V111H109ZM144 110H145V112H144ZM176 110V111H175ZM190 110V111H189ZM31 112V113H29V112ZM39 111V112H38ZM63 112V113H61V112ZM68 111V112H67ZM82 111V112H81ZM97 111V112H96ZM104 111H105V113H104ZM127 111V112H126ZM131 111V112H130ZM137 111V112H136ZM141 111H143V112H141ZM154 111V112H153ZM156 111H159V112H156ZM180 111H182V112H180ZM24 113V114H21V113ZM42 112H44L45 114H38V113H42ZM57 112H59V113H57ZM75 112L76 113H78V115L77 114H75ZM84 112V113H83ZM88 112V113H87ZM90 112V113H89ZM102 112H103V114H102ZM123 112H124V114H123ZM129 112V113H128ZM136 112V113H135ZM146 112H148L147 113V115L145 114ZM164 112V113H163ZM185 112V113H184ZM190 114H189V113ZM194 112V113H193ZM19 113H20V115H19ZM35 113H37V114H35ZM48 113H50V114H48ZM53 113H54V115H53ZM66 114V116H67V119H66V116H65V114ZM108 113V114H107ZM131 113H133V114H131ZM137 113H139V114H137ZM142 113V114H141ZM146 115H144V114ZM167 113H169L170 115H172V116H170V122H169V125L167 124V122L169 121V119L167 118L168 117V114ZM181 113V114H180ZM182 113H183V115L184 114H186V117L188 116L189 117V115H194L195 116V118L194 119H192L193 118V116H190L189 118H191L192 120H195L196 118H197V121L195 120L194 122H196L195 124H194V122L192 121V120H189L188 119V117H187V121H186V119H184L183 118V115H182ZM192 113V114H191ZM30 114H32V115H30ZM56 114V115H55ZM69 114H70V116H69ZM75 115V116H73V115ZM82 116H81V115ZM91 115L92 117H90L89 115ZM98 114H100L101 116H103V118L102 117H100V115H99V118H102V119H97V115ZM104 114H105V116H104ZM115 114V118L112 116V115H114ZM118 114V115H117ZM141 114V115H140ZM152 114V115H151ZM159 114H160V116H162V114H163V118L161 119V117L159 116ZM179 114H180V116L181 117H179ZM198 114L200 115V116H198ZM264 114V113H263ZM17 115V116H16ZM25 115H26V118H25ZM28 115H30V116H28ZM52 115V118L50 117ZM84 115H86L85 116V119H84ZM107 115H109L110 117L112 116V118H111V120H110V117L108 116L107 117ZM124 115V116H123ZM133 115H135V116H133ZM144 115V116H143ZM165 115H166V118H165ZM175 115V116H174ZM212 115V116H211ZM215 117H214V116ZM28 116V117H27ZM37 117V120L35 119L36 117ZM42 116V117H41ZM44 116V117H43ZM53 116H55L56 118H54ZM57 116H59V117H61V118H58ZM74 117V118H72V117ZM129 116V117H128ZM139 116V117H138ZM155 116V117H154ZM197 116V117H196ZM209 116V117H208ZM262 116V115H261ZM17 117V119H15ZM21 117H24V119H20ZM47 117H49V118H47V120H49L50 119V122H51V126L53 127V128H50L51 126H50V124L46 121V118ZM63 117V118H62ZM71 118V119H69V118ZM83 117V118H82ZM107 117V118H106ZM117 117V118H116ZM121 117V118H120ZM122 117H123V120H122ZM129 118V120H128V122L127 123H129V124H126V121H127V119ZM141 117H142V119H141ZM143 117H146V118H148L149 120H145L146 118H144L143 119ZM150 117V118H149ZM158 117H160V119L161 120H163L162 122H160L161 120L159 119V120H157V118ZM184 117H185V115H184ZM185 117V118H186ZM201 117V118H200ZM229 117V118H228ZM263 118H264V116H262ZM34 118V119H33ZM39 118H42V119H44L45 118V120H42L43 121V123L41 122V121H39V120H41V119H39ZM90 118H95L94 120L93 119H91V124H90ZM116 119V121L114 120V119ZM172 118V119H171ZM183 118V119H182ZM207 118H209V119H207ZM214 118H216V119H214ZM224 118V119H223ZM13 119V120H12ZM82 119H84V120H82ZM89 119V120H88ZM107 119V120H106ZM113 119V120H112ZM134 119V120H133ZM167 119H168V121H167ZM213 119V120H212ZM225 120V121H222V120ZM250 119H251V121H250ZM16 120V121H15ZM32 120V121H31ZM37 121V122H35V121ZM88 121V122H86V121ZM104 120V121H103ZM110 120V121H109ZM118 120V121H117ZM126 120V121H125ZM132 120V121H131ZM143 120V121H142ZM151 120V121H150ZM175 120V121H174ZM178 120H179V122H178ZM180 120H182V121H180ZM185 120V121H184ZM199 120V121H198ZM221 120V121H220ZM10 121H13V123L12 122H10ZM15 121V122H14ZM19 121V122H18ZM21 121V122H20ZM39 121V122H38ZM44 121H46V123H44ZM58 121H59V123H58ZM69 121V122H68ZM74 121V122H73ZM92 121H94L93 123H95V124H92ZM96 121V122H95ZM101 121V122H100ZM102 121H103V123H102ZM106 121V122H105ZM107 121L110 123V122H112V123H107ZM131 121V122H130ZM156 121H158L159 123H160V125L158 124L157 125V123L158 122H156ZM178 122V124H180L181 123V125H178V124H176L177 122ZM190 121H192V123L190 122ZM217 121H218V123H217ZM229 121H231L230 123H231V125H233V126H231L230 125V123H228ZM256 121V122H255ZM22 122H24V123H22ZM30 122V124L28 125V123ZM33 122H34V124H33ZM72 122V123H71ZM77 122V123H76ZM80 122V123H79ZM100 122V123H99ZM125 122V123H124ZM137 122V123H136ZM140 122V123H139ZM166 122V123H165ZM175 122V123H174ZM185 122V123H184ZM188 122V123H187ZM190 122V123H189ZM208 122H209V124H208ZM236 122V123H235ZM3 123V124H2ZM17 123V127H16V124ZM75 123V124H74ZM99 123V124H98ZM118 123V124H117ZM121 123V124H120ZM130 123H132L131 124V127H129L130 126ZM145 123V124H144ZM163 123H165V125L163 124ZM199 123L201 124V125H199ZM211 123H213L212 125H211ZM237 123H238V125H237ZM251 123V124H250ZM23 126H22V125ZM26 124V125H25ZM31 124H32V126H31ZM38 124V125H37ZM68 124H73L72 126V128H74V131L77 133V131L79 132L78 133V135L77 134H75L74 135V137H75V139H74V141L76 142V141H78V142H74L73 144H74V146H72L71 147V150H70V155H66L65 154V151L62 153V155L61 154H57L56 155V157H54L55 155L53 154V152L51 151V149L46 145L47 144V142L50 140V139H52L54 136H57V135H61V137H63L64 138V135H63V133H64V130H65V128L67 127V126H69ZM77 124V125H76ZM83 124V125H82ZM90 124V125H89ZM109 126H108V125ZM115 124H117V125H115ZM120 124V125H119ZM144 124V125H143ZM163 124V125H162ZM170 124H172L171 126H170ZM175 124V125H174ZM189 124V125H188ZM191 124H194L193 126L191 125ZM203 124H205L204 126H206V127H204L203 126ZM207 124V125H206ZM215 124V125H214ZM222 124H224V125H222ZM227 124V125H226ZM231 126V128L232 127H234V129H231L230 128V126ZM236 124V125H235ZM249 125V127H251V126H253V128H254V130H253V128L249 131V132H245L246 130H245V127H248V125ZM254 124H256V126H254ZM34 125V126H33ZM47 125V126H46ZM58 125V126H57ZM89 125V126H88ZM93 125V126H92ZM112 125H114V126H112ZM119 125V126H118ZM123 125V126H122ZM133 125V126H132ZM151 125V126H150ZM157 125V126H156ZM183 125H184V127H183ZM189 126V127H187V126ZM190 125H191V130H189L188 128H190ZM224 127L225 126V128H223L222 126ZM240 125V126H239ZM242 125H247V126H244V127H241ZM15 126V130H13L12 131V129H13V127ZM24 126H25V128H24ZM28 126H30V127H28ZM42 128H41V127ZM60 126V127H59ZM84 126V127H83ZM90 126H92V127H90ZM94 126H96V127H94ZM122 126V127H121ZM127 128H126V127ZM165 126V127H164ZM168 126H170V128L168 127ZM177 126V127H176ZM179 126V127H178ZM197 126V127H196ZM211 127L210 129H208L209 127ZM220 126V127H219ZM227 126V127H226ZM8 127H10V129L8 128ZM28 127V128H27ZM46 127H48L50 130H48V128H46ZM76 127H78V128H76ZM92 128L91 130H89L90 128ZM101 127V128H100ZM107 128V129H105V128ZM119 127V128H118ZM136 127H137V129H136ZM143 127H145V128H143ZM155 127V128H154ZM193 127V128H192ZM203 128V129H200L199 130V128ZM215 128L214 130H213V128ZM229 127V128H228ZM236 127H237V129H236ZM240 128V130H238L239 128ZM27 128V129H26ZM29 128H31V131H33L32 132V135H30V138H27V135H28V131L30 130ZM35 128H38V129H35ZM80 128H81V131H79L80 130ZM87 128V130H85L86 131V133H85V131H83L84 129H86ZM103 128L105 129V130H103ZM122 128V129H121ZM133 128V129H132ZM169 128V129H168ZM183 128H185V129H183ZM218 128L220 129V130H218ZM242 128H244V129H242ZM256 128H257V130L259 131V128H260V132H256ZM16 129H18V131L20 132H18V134H17V136H15L14 134V132L15 131H17ZM28 130V131H26V130ZM45 129H47V130H45ZM75 129H78L77 131L75 130ZM119 129V130H118ZM124 129V130H123ZM139 129V130H138ZM150 129V130H149ZM153 129V130H152ZM172 129V130H171ZM187 129V130H186ZM193 129V130H192ZM223 129H224V131L226 132V133H224V131H223ZM229 129V130H228ZM246 129H250V128H246ZM10 130L12 131V132H10ZM46 132H45V131ZM63 130V131H62ZM95 130V131H94ZM97 130V131H96ZM103 130V131H102ZM160 130V131H159ZM165 130V131H164ZM167 130V131H166ZM203 132H206L207 133V136L206 137H208V139L207 138H205V139H202V138H200L199 136L201 135V133H202V131ZM222 130V131H221ZM227 130H228V132L229 131H231V133H228L227 132ZM242 130V131H241ZM247 130V131H248ZM40 131V132H39ZM43 131V132H42ZM60 131H61V134H60ZM105 131V132H104ZM109 133H108V132ZM112 131V132H111ZM119 132V133H116V132ZM137 131H139V132H137ZM150 131H152V132H150ZM181 131V132H180ZM183 131V132H182ZM184 131H185V133H186V131L188 132V133H186V134H184ZM189 131L191 132V134L189 133ZM192 131H194V132H192ZM198 131H200V132H198ZM221 131V133L220 134H216L217 135V139H216V137H215V133L217 132V133H219ZM238 132L237 134L235 133V132ZM240 131V132H239ZM39 133L38 135L36 134V133ZM48 133L47 135L46 134H43V133ZM51 132V133H50ZM58 132V133H57ZM80 132H84V134L83 133H80ZM99 132V134L97 135V133ZM111 132V133H110ZM136 132V133H135ZM157 132V133H156ZM161 132H162V135H160L161 134ZM242 132H245L246 134H244L245 136H246V138L245 137H243V139H242ZM11 133H12V135H11ZM23 133V134H22ZM42 135H41V134ZM52 133H53V135H52ZM55 133V134H54ZM115 133H116V137L114 136L115 135ZM126 133V134H125ZM152 133V134H151ZM156 133V134H155ZM167 135H166V134ZM180 133V134H179ZM183 133V134H182ZM233 133V135H231ZM250 133V134H249ZM260 133V134H259ZM3 134H5V136L3 135ZM19 134H21V135H19ZM57 134V135H56ZM81 134H83V135H81ZM86 134V135H85ZM91 134H92V136H91ZM110 134V135H109ZM125 134V135H124ZM173 134V135H172ZM182 134V135H181ZM188 134V135H187ZM189 134H190V136L191 137H189ZM212 134H213V136H214V138L212 137ZM226 134V135H225ZM231 135V139L228 137V136H230ZM234 134H236V137L234 136ZM258 134V135H257ZM14 135V136H13ZM37 135V136H36ZM40 135V136H39ZM80 135V136H79ZM89 137H88V136ZM122 135V136H121ZM124 135V136H123ZM148 135H149V137H148ZM184 135H185V137H184ZM187 135V136H186ZM209 135H210V137H209ZM223 135V136H222ZM228 135V136H227ZM20 136V137H19ZM34 136V137H33ZM160 136H161V138H160ZM167 136V137H166ZM173 136V137H172ZM178 136V137H177ZM194 137V139H192L193 137ZM225 136V137H224ZM255 136V137H254ZM16 137H18L19 139L17 140V138ZM32 137V138H31ZM38 137V138H37ZM60 137V138H61ZM79 137H81V138H79ZM91 137V138H90ZM147 137V138H146ZM153 137V138H152ZM164 137V138H163ZM184 137V138H183ZM187 137H189V142H188V138ZM222 137H224V138H222ZM239 139H238V138ZM37 138V139H36ZM76 138H78V140H76ZM88 138H90V139H88ZM94 138V139H93ZM121 138V139H120ZM190 138H191V140H190ZM228 139V141H230V142H228L227 141V139ZM234 138V139H233ZM237 140H236V139ZM248 138V139H247ZM11 139V140H10ZM26 141H25V140ZM28 139V140H27ZM34 139V140H33ZM43 139V140H42ZM45 139H49L48 141L47 140H45ZM85 139V140H84ZM99 140V142L97 141V140ZM124 139V140H123ZM146 139V140H145ZM149 139V140H148ZM156 139H158L157 141H155ZM167 139V140H166ZM185 139H186V141H185ZM198 139V140H197ZM202 139V140H201ZM210 139V140H209ZM218 139H219V141H218ZM245 139H247L248 140V142H247V140H245ZM257 139H259V141L257 140ZM10 140V141H9ZM16 140V141H15ZM30 140V141H29ZM35 142V141H39L40 142V144H39V142L37 141V143H33V141ZM89 140H91L90 141V143L91 144H89ZM94 140H96V141H94ZM118 140V141H117ZM123 140V142H121ZM144 140V141H143ZM153 140V142H151ZM163 142H162V141ZM170 140V141H169ZM180 140H181V142H180ZM192 140H195V141H192ZM214 140H216V141H214ZM220 140H222L221 142H220ZM234 140V141H233ZM81 141V142H80ZM88 143H87V142ZM92 141H94V142H92ZM184 143H183V142ZM192 141V142H191ZM199 141V142H198ZM214 141V142H213ZM218 141V142H217ZM227 141V142H226ZM232 141V142H231ZM243 141V142H242ZM258 141V142H257ZM21 143L20 145H22V146H20L18 143ZM29 143V144H26V143ZM105 142V143H104ZM130 142H132V143H130ZM170 142H171V145H170ZM179 142V143H178ZM188 142V143H187ZM197 142H198V144H197ZM206 143V145L204 144V143ZM208 142V143H207ZM243 144H242V143ZM255 144H254V143ZM3 143V144H2ZM11 143H12V145H11ZM24 143L26 144V146H27V148H26V146L24 145ZM81 143L83 144V145H81ZM118 143H119V145H118ZM123 143V144H122ZM159 143H160V145H159ZM165 143V144H164ZM181 143V144H180ZM187 143V144H186ZM203 143V144H202ZM220 143L221 144H223V145H221L220 146ZM227 143H228V145H230L231 143L233 144V143H236V144H231L230 146H228L227 145ZM230 143V144H229ZM240 143L242 144V145H240ZM245 143V144H244ZM95 144H96V146H95ZM141 144V145H140ZM168 144V145H167ZM177 144V145H176ZM183 144V145H182ZM192 144V145H191ZM202 144V145H201ZM212 144V145H211ZM219 144V145H218ZM226 144V145H225ZM238 144L241 146H238ZM10 145V146H9ZM77 145V146H76ZM79 145V146H78ZM87 145V146H86ZM89 145H90V147H89ZM191 145V147L194 149H192L191 147V149H189L188 147ZM201 145V146H200ZM217 145L219 146L218 148H217ZM252 145V146H251ZM63 145L61 144V147H62ZM80 146H82V149H80L81 147ZM101 146V147H100ZM125 146V148H123ZM131 146V147H130ZM145 146H148V147H145ZM159 146H160V148H159ZM170 146V147H169ZM184 146V147H183ZM188 146V147H187ZM196 148H195V147ZM198 146V147H197ZM206 146V147H205ZM208 146V147H207ZM210 146H212V147H210ZM215 146V147H214ZM223 146V147H222ZM227 146V147H226ZM242 146H243V148H242ZM254 146V147H253ZM9 147V148H8ZM17 147H18V149H17ZM20 147V148H19ZM31 147H32V149H31ZM37 147V149L35 150V148ZM75 149H74V148ZM104 147V149H102ZM130 147V148H129ZM150 147V148H149ZM157 147H158V149H157ZM169 147V148H168ZM249 147V148H248ZM251 147H252V149H251ZM260 147H261V149H260ZM8 148V149H7ZM23 148V149H22ZM44 148V149H43ZM76 148H78L79 150H81V151H77L76 150ZM88 148H94V150H91V149H88ZM97 148H98V150H99V152L97 151ZM101 148V149H100ZM116 148V149H115ZM127 148H129V149H127ZM156 148V149H155ZM188 148V149H187ZM200 148H202L203 150L202 151H200L201 149ZM215 148V149H214ZM219 148H223L222 150H225V151H223L222 152V150L221 149H219ZM240 148H241V150H240ZM245 148V149H244ZM15 149V150H14ZM40 149H42L41 151H40ZM110 149V150H109ZM112 149V150H111ZM200 149V150H199ZM207 149V150H206ZM214 149V150H213ZM218 149V150H217ZM259 149H260V151H259ZM5 150V151H4ZM12 150V151H11ZM18 150H19V152H18ZM32 150V151H31ZM33 150H34V152H33ZM86 150H89L88 152L86 151ZM96 150V151H95ZM120 150V151H119ZM123 150H124V152H123ZM156 150V154H155V151ZM164 150H165V152H164ZM174 150V151H173ZM188 150H190L189 152L190 153H188V152H186V151H188ZM195 150H198V153H197V151H195ZM216 150V151H215ZM219 150H221V151H219ZM229 152H228V151ZM25 151H26V153H25ZM39 151V152H38ZM45 151V152H44ZM73 151H75V152H73ZM84 151H86V152H84ZM92 151V152H91ZM168 151H169V153H168ZM171 151V152H170ZM191 151L194 153V152H196V153H191ZM200 151V152H199ZM212 151H214L213 153H212V156H210V154H211V152ZM221 152V153H219V152ZM240 151V152H239ZM262 151V152H261ZM15 152V153H14ZM41 152V156H39V154L38 153H40ZM44 152V153H43ZM78 152V153H77ZM115 152V153H114ZM139 152V153H138ZM141 152H143V153H141ZM167 152V153H166ZM186 152V153H185ZM204 152H206V153H204ZM217 152V156H215V153ZM242 152V153H241ZM249 152V153H248ZM259 152V153H258ZM20 153H21V155H20ZM27 154V155H25V154ZM30 153V154H29ZM32 153V154H31ZM47 155H46V154ZM75 155H74V154ZM81 153H85L84 155H85V157L83 156V154H81ZM92 153V154H91ZM154 153V154H153ZM171 153V154H170ZM188 153V154H187ZM220 154V157H219V154ZM248 153V154H247ZM11 154H13V156L11 155ZM17 154H19L18 156H17ZM34 154V155H33ZM35 154H36V156H37V158H36V156H35ZM78 154H79V157H78ZM82 155V158H80L81 157V155ZM88 154V155H87ZM134 154V155H133ZM149 154V155H148ZM165 154V155H164ZM186 154V155H185ZM209 154V155H208ZM223 154H226V155H223ZM252 154V155H251ZM255 154V155H254ZM259 156H258V155ZM10 155V156H9ZM28 155H29V157H30V159L31 160H34V161H36L37 162V164L38 165H41L42 166V164H44L43 166L46 168V166H47V171L48 170H50L52 167V170L53 171H51L50 173H49V171L47 172V177H46V180H48V182L47 181H45L42 185H44V186H42V189H43V195L41 194V195H36L35 196V199H37V201L36 202H33V204H32V206H31V209H29V207L28 206H22V202L24 201V199L28 196V195H30L31 193H33V190H34V187H35V180L33 179V178H31L30 176V174H29V172L25 169V167H24V158H25V156L26 157H28ZM51 155V156H50ZM72 155V158H73V160L72 161H70L69 163H67V162H65L68 158L70 159L71 156ZM74 155V156H73ZM90 155V156H89ZM154 155V156H153ZM191 155V156H190ZM197 155V156H196ZM198 155H200V156H198ZM202 155H203V157H202ZM223 155V156H222ZM230 157V158H228V156ZM242 155V156H241ZM250 155H251V157H250ZM261 155V156H260ZM17 156V157H16ZM35 157V158H33V157ZM43 156V157H42ZM77 156V157H76ZM87 156H89V157H87ZM102 156V157H101ZM132 156V157H131ZM169 156V157H168ZM178 156H180L179 158H178ZM205 156H210V157H205ZM213 156L215 157V159L213 158ZM227 158V160L226 161H223V160H225L226 158ZM256 156V157H255ZM24 157V158H23ZM44 157H45V159H44ZM47 157V158H46ZM58 157V159L57 160H55V158H57ZM64 157V158H63ZM113 157V158H112ZM116 157H117V159H116ZM174 157H176V158H174ZM184 157V158H183ZM191 157V158H190ZM192 157H194V158H192ZM197 157V158H196ZM202 157V158H201ZM214 159V161H215V163L212 161V158ZM223 157V159H221ZM245 157V158H244ZM258 157H260V158H258ZM263 157V158H262ZM15 158L17 159V160H15ZM23 158V159H22ZM33 158V159H32ZM61 158V159H60ZM63 158V159H62ZM76 158H78L77 160H76ZM181 158V159H180ZM183 158V159H182ZM205 158V160H202V159H204ZM209 158H211V160H210V162H209ZM225 158V159H224ZM248 158H251L249 161H250V164H248L249 163V161H248ZM258 158V159H257ZM39 161V159H41L39 162L37 161V160ZM65 159V163L62 161V160H64ZM83 159H85L84 161H83ZM151 159V160H150ZM161 159V160H160ZM168 159H169V161H168ZM186 159H188V160H186ZM192 159V160H191ZM194 159V160H193ZM198 159V160H197ZM216 159H219V160H216ZM19 160V161H18ZM47 160V161H46ZM83 161L82 163H81V161ZM87 160V161H86ZM107 160V161H106ZM112 160V161H111ZM114 160V161H113ZM160 160V161H159ZM183 160V161H182ZM206 160H208V161H206ZM222 160V161H221ZM245 160H247L246 162H248V163H246L245 162ZM5 161H7V162H5ZM9 161H11V162H9ZM43 161V162H42ZM49 161V162H48ZM53 161V162H52ZM62 161V162H61ZM109 161V162H108ZM152 161V162H151ZM185 161V162H184ZM187 161H188V165L189 166H186L187 165ZM190 161V162H189ZM192 161H197L196 163L195 162H192ZM201 161V162H200ZM204 161H206V163L204 162ZM244 161V162H243ZM251 161H254L253 162V164H251ZM17 162V163H16ZM20 164H19V163ZM21 162H23L22 164H21ZM35 162V163H36ZM49 163V165L47 164V163ZM50 162H52L51 164H50ZM55 162V163H54ZM58 162V163H57ZM116 162H118V163H116ZM157 162H160V164L159 163H157ZM179 162H180V164H179ZM209 162V164H207ZM219 162V163H218ZM228 164H227V163ZM5 163V164H4ZM10 163L12 164V165H10ZM14 163V164H13ZM31 163H32V167L34 166V163H33V161H31ZM56 163H57V165H56ZM75 163V164H74ZM76 163H78V164H76ZM79 163H80V165H82V167H84V169L79 165ZM84 163V164H83ZM134 164H136V165H134L135 167H133V165ZM153 163V164H152ZM164 163V164H163ZM202 163H203V165H202ZM210 163H212V164H210ZM217 163V164H216ZM222 165H221V164ZM223 163H225V164H223ZM245 163L247 164V167H244V166H246L245 165ZM17 164V165H16ZM70 164H72V167H71V165ZM99 164V165H98ZM157 164V165H156ZM196 164H197V166H196ZM201 164V165H200ZM207 164V165H206ZM213 164H214V168L215 169H212L213 168ZM219 164L221 165V167L219 166ZM229 165V166H227V165ZM255 164H256V166H255ZM3 165V166H2ZM6 165H7V167H6ZM20 165V166H19ZM46 165V166H45ZM74 165V166H73ZM84 165V166H83ZM111 165V166H110ZM183 165V166H182ZM211 166L209 169L208 168H205V166L207 167V166ZM253 165V166H252ZM262 165V164H261ZM5 166V167H4ZM14 166V167H13ZM66 166H68V168L66 167ZM70 166V167H69ZM77 166V167H76ZM86 166H87V168H86ZM132 168H131V167ZM162 166H163V169H162ZM195 166V167H194ZM202 166L205 168V169H203L202 168ZM218 166V167H217ZM250 166H252V167H250ZM256 167L255 169L253 168V167ZM258 166H259V168H258ZM12 167L13 168H16V169H12ZM22 167V169H20V168ZM81 168V170H82V172L78 169V168ZM104 167H106V168H104ZM128 167H129V169H128ZM161 167V168H160ZM170 167V168H169ZM186 167V168H185ZM191 167V168H190ZM217 167V168H216ZM225 167H228V168H225ZM65 168V169H64ZM70 168H72L74 171H72V169H70ZM135 168V169H134ZM200 168H201V170H200ZM219 168V169H218ZM223 169L222 170V172L220 171L221 169ZM60 169V170H59ZM92 169V170H91ZM128 169V170H127ZM178 169V170H177ZM191 169H192V171H191ZM197 171H196V170ZM204 170V172H205V174H204V172H203V170ZM211 169V171L213 172V173H210V177H211V175L215 178L216 177V175L218 176V178H217V180H218V182L217 183H211V184H209L208 183V181H209V178L207 177V183L208 184H206V183H204L205 181H206V175L209 173V170ZM225 169V170H224ZM12 170H14V171H12ZM26 170V171H25ZM131 170V171H130ZM156 170H158V171H156ZM159 170H160V172H159ZM161 170H164V171H161ZM177 170V171H176ZM188 170V171H187ZM194 170L196 171V176L193 174V172H194ZM215 170H217V171H215ZM255 170V171H254ZM262 170V171H261ZM8 171V172H7ZM23 171V172H22ZM59 171V175H58V172ZM98 171H100V172H98ZM186 171V172H185ZM225 171V172H224ZM251 171H252V176L250 175L251 174ZM254 171V172H253ZM263 173H261V172ZM19 172V173H18ZM25 172H28V174L26 173L25 174ZM56 172V173H55ZM67 174H66V173ZM75 172V173H74ZM112 172V173H111ZM130 172V173H129ZM164 172V173H163ZM169 172V173H168ZM185 172V173H184ZM191 172V173H190ZM206 172H208V173H206ZM219 172V173H218ZM248 172V173H247ZM250 172V173H249ZM52 173V174H51ZM69 173V174H68ZM81 173V174H80ZM84 173H85V175H84ZM128 173V174H127ZM134 173V174H133ZM155 173V174H154ZM183 173V174H182ZM187 173V174H186ZM195 173V172H194ZM223 173V174H225V175H223V177L221 176V174ZM247 173V174H246ZM258 175H257V174ZM260 173H261V175H263V176H261V178L259 177V175H260ZM49 174L52 176V177H54L55 179H53L52 177H49ZM79 174V175H78ZM88 174V175H87ZM130 174L132 175V176H130ZM158 174V175H157ZM182 174V175H181ZM198 174V175H197ZM244 174V175H243ZM249 174V175H248ZM255 176H254V175ZM27 175V176H26ZM60 175H62V176H60ZM70 175V176H69ZM75 175V176H74ZM102 175V176H101ZM108 175V176H107ZM128 175H129V177H128ZM148 175V176H147ZM246 175H247V177H246ZM23 176V177H22ZM85 176H87V177H85ZM92 178H91V177ZM94 176V177H93ZM114 176V177H113ZM159 176V177H158ZM177 176H179V177H177ZM195 177V179L197 178L198 179V181H196V182H194V177ZM203 176V177H202ZM208 176V175H207ZM246 178H245V177ZM248 176H251V177H248ZM106 177V178H105ZM117 177V178H116ZM119 177V178H118ZM128 177V178H127ZM134 177V178H133ZM151 177H152V179H151ZM158 177V178H157ZM168 177V178H167ZM174 177L176 178L177 177V179L176 180H174ZM180 177H182V178H180ZM202 177V178H201ZM212 177V178H213ZM26 178V179H25ZM31 178V179H30ZM50 180H49V179ZM157 178V179H156ZM178 178L180 179V180H178ZM188 178V179H187ZM205 180H204V179ZM212 178H210V180L212 179ZM213 178V179H214ZM250 180H249V179ZM253 178H255V179H253ZM256 178H259V179H256ZM106 179V180H105ZM111 179V180H110ZM112 179H113V181H112ZM131 179V180H130ZM136 179V180H135ZM166 179H168V180H166ZM199 179H201V180H199ZM211 180L212 182H214V180ZM228 179V180H227ZM247 179V180H246ZM253 179V180H252ZM10 180V179H9ZM31 180V181H30ZM61 180V181H60ZM62 180H63V182H62ZM88 180V181H87ZM90 180V181H89ZM120 182H119V181ZM174 180V181H173ZM203 180H204V182H203ZM255 180V181H254ZM258 180V181H257ZM51 181H52V183L54 182H56V183H58L59 184V187H55V186H58L56 183L54 184L53 183V185H52V183H51ZM60 181V182H59ZM72 181H74V183L72 182ZM76 181V182H75ZM84 181V182H83ZM103 181V182H102ZM118 181V182H117ZM139 181V182H138ZM160 181V182H159ZM173 181V182H172ZM176 181L178 182V183H176ZM202 181V182H201ZM261 181V182H260ZM68 182V183H67ZM117 182V183H116ZM134 182V183H133ZM136 182H138L137 183V185L135 184ZM171 182H172V184H171ZM185 184H184V183ZM225 184H224V183ZM247 182V183H246ZM250 182V183H249ZM252 182V183H251ZM257 182V184H255ZM258 182H260V183H258ZM31 183H32V188L30 189V185H31ZM67 183V184H66ZM82 183V184H81ZM151 185H150V184ZM168 183V184H167ZM187 183V184H186ZM193 185H192V184ZM199 183H202V184H200V185H198ZM219 183V184H218ZM221 183V184H220ZM249 183V184H248ZM109 184V185H108ZM145 184V185H144ZM170 184V185H169ZM175 184H177V185H175ZM205 184L207 185V186H205ZM213 184L216 186V188H212V186H213ZM217 184V185H216ZM46 185V186H45ZM49 185V186H48ZM60 185H61V187L62 188H64L65 186L66 187H68L67 189L69 190V194L67 193V195L65 196V198H64V200L62 199V198H60V193L61 192H59V191H62L61 190V187H60ZM63 185V186H62ZM108 185V186H107ZM127 185V186H126ZM157 185H159V188H157L158 186ZM203 187L204 188V190H203V188H201V189H198L199 187ZM209 185H211L210 187H209ZM219 185H221V187L219 186ZM224 185V186H223ZM226 185V186H225ZM236 187H235V186ZM250 185V186H249ZM254 185L255 186H257V187H259L260 189L258 190L257 189V187H254ZM260 185V186H259ZM262 185V186H261ZM29 186V187H28ZM34 186V187H33ZM92 186V187H91ZM113 186H115V187H113ZM197 186V187H196ZM65 187V188H66ZM170 189H169V188ZM190 187V188H189ZM195 187H196V189H195ZM214 187V186H213ZM218 187H220V188H218ZM224 189H223V188ZM230 187V188H229ZM27 188V189H26ZM106 188V189H105ZM173 188V189H172ZM186 188V189H185ZM219 190H218V189ZM226 188V189H225ZM246 188H248V189H246ZM261 188H263V189H261ZM33 189V190H32ZM47 189V190H46ZM49 189H50V191H49ZM58 189V190H57ZM77 189V190H76ZM93 189V190H92ZM98 189V190H97ZM137 189V190H136ZM172 189V190H171ZM191 189V190H190ZM196 191V193H195V191ZM198 189V190H197ZM208 189V190H207ZM212 189V190H211ZM223 189V190H222ZM228 189V190H227ZM231 189V190H230ZM233 189V190H232ZM251 189H253V191H250ZM22 190H20V191H22ZM81 190V191H80ZM167 190V191H166ZM171 190V192H169ZM210 190H211V193L209 194V192H210ZM218 191L219 193H220V195L219 196H214L215 194L216 195H218L219 193L218 192H216V191ZM249 190V191H248ZM262 190V191H261ZM48 191V192H47ZM55 191H57L56 193H55ZM73 191V192H72ZM162 191H164V192H162ZM181 191H182V193H184L185 194V192H187V196L186 195H184V194H182L181 193ZM201 191V192H200ZM212 191H214V192H212ZM224 191H225V193H224ZM231 191V192H230ZM233 191H235V192H233ZM53 192V193H52ZM80 194H79V193ZM107 192H109V193H107ZM189 192H191V193H189ZM253 192V193H252ZM51 193V194H50ZM75 193H76V195H75ZM83 193V194H82ZM89 193V194H88ZM170 193V194H169ZM176 193V194H175ZM193 193H195L194 195H193ZM200 193V194H199ZM215 193V194H214ZM231 193V194H230ZM249 193V194H248ZM204 194H205V196H207V194H209L208 196L209 197H211V198H208V196L207 197H205L204 196ZM222 194H223V196H222ZM225 194V195H224ZM251 194V195H250ZM255 194V195H254ZM48 195V196H47ZM84 195V196H83ZM164 195H166V196H164ZM174 195V196H173ZM178 195H180L179 197H178ZM182 195V196H181ZM190 195V196H189ZM199 196V197H197V196ZM238 195V196H237ZM38 196H41V197H38ZM58 196V197H57ZM76 196V197H75ZM79 196V198L77 199V197ZM120 196V197H119ZM142 196V197H141ZM168 196V197H167ZM172 196H173V198H172ZM186 197V199H185V197ZM192 196V197H191ZM195 198H194V197ZM213 196L215 197V198H217V199H220V200H217V199H213ZM221 196V198H218V197H220ZM66 197H68V198H66ZM97 197H98V199H97ZM139 197H140V200H138L139 199ZM155 197V198H154ZM167 197V198H166ZM180 197H182L181 199L182 200H180L179 198ZM188 197H191V198H189L190 200H191V202L192 201H194L193 199H197V200H195L194 201V203H192V204H194V205H192L191 204V202H189V199H187ZM197 197V198H196ZM200 197H201V199H200ZM204 197V198H203ZM224 197V198H223ZM46 198V199H45ZM50 198H53V199H55V200H59L60 199V203H61V201H62V205H61V207L63 206V209L62 210H64V211H66V212H64L63 211V213L65 214V216H64V218L63 217H61V218H63V219H61L60 217L58 218V217H56L55 216V213L56 212H54V210L52 209V208H46L45 206H44V204H45V202L47 201V200H49ZM90 198V199H89ZM126 198V199H125ZM138 198V199H137ZM178 198V199H177ZM235 198H237L236 200H235ZM23 199V201H21ZM68 199V200H67ZM81 199V201H79ZM104 199V200H103ZM176 199H177V201H176ZM183 199H184V201H183ZM200 199V200H199ZM203 199H204V202H203ZM240 199V200H239ZM75 200V201H77V202H73V201ZM135 201L136 202V200H137V203L135 204H133V201ZM187 200V201H186ZM206 200V201H205ZM208 200H211L210 202L208 201ZM214 200H216V201H214ZM64 201H66V203L64 202ZM73 203H71V202ZM80 203H79V202ZM84 201V202H83ZM163 201V202H162ZM171 202V204H174V205H169V203L168 202ZM180 201H183L182 203L180 202ZM209 202V209L207 210V207L206 206H204L205 205V203L206 202ZM218 201V202H217ZM237 201H239V203L237 202ZM241 201V202H240ZM38 202H39V204H38ZM160 202V203H159ZM188 202V204L189 205H192V208L190 207V211L188 212L186 209H187V206L189 207V205L188 204H186ZM202 202L204 203V204H202ZM212 202L214 203H217L216 204V206L214 207V205H215V203L214 204H212ZM238 204H237V203ZM64 203V204H63ZM100 203H105V204H101L100 205ZM179 204L178 205V207H182V205H183V207H182V209H184L183 210V213H182V209H180V208H177V204ZM211 203V204H210ZM220 203V204H219ZM240 203H241V207H239L240 206ZM7 204V205H6ZM145 204H146V206H145ZM151 204V205H150ZM161 204V205H160ZM182 204V205H181ZM186 204V205H185ZM71 205V206H70ZM94 205V206H93ZM98 205H100V207L98 206ZM203 206V207H198V206ZM236 205H238L237 207H236ZM5 206V207H4ZM9 206H10V204L9 203H7V201L4 199V198H1L0 197V217H1V215H2V213H3V211H5L6 209H8L9 208ZM22 206V207H21ZM71 208H70V207ZM72 206H76L77 208L75 209V207H73V209H72ZM105 206H107V207H109V209H107V210H105L104 209V207ZM167 206H168V208H167ZM175 206V207H174ZM184 206H186L185 208H184ZM197 206V209H198V211H196L197 209H194V211L192 212L191 210H193V208H195ZM211 206H213V207H211ZM225 206V207H224ZM43 209H42V208ZM67 208V210H66V208ZM84 207V208H83ZM94 207V208H93ZM103 207V208H102ZM165 207V208H164ZM206 207V208H205ZM240 209H239V208ZM3 208V209H2ZM79 208V209H78ZM102 208V209H101ZM112 208V209H111ZM137 208H139V209H137ZM146 208V209H145ZM153 208H155V209H153ZM164 208V209H163ZM166 208H167V210H166ZM205 211V213H203L204 211L202 210V209ZM205 208V209H204ZM212 208V209H211ZM214 208V209H213ZM219 208V209H218ZM236 208V209H235ZM95 209H96V211H95ZM172 209V210H171ZM174 209V210H173ZM180 209V210H179ZM211 209V210H210ZM219 210V212H218V210ZM221 209V210H220ZM2 210V211H1ZM176 210V211H175ZM187 212H186V211ZM200 210H201V212H200ZM206 210H207V214L208 215H212V214H214V215H212L213 217H215V218H213V217H211V216H205V214H206ZM215 210V211H214ZM216 210H217V212H216ZM35 211V212H34ZM83 211H86L85 213L83 212ZM94 211V212H93ZM166 211V212H165ZM198 212V213H196V212ZM203 211V212H202ZM103 212V214H101ZM116 212H118V213H116ZM144 212H145V214H144ZM169 212H172V213H170V215L172 216V220L173 221H171L170 220V215H169ZM174 212V213H173ZM185 212V213H184ZM191 212V213H190ZM196 213V216H193L195 213ZM199 212H200V216H201V218H200V216H199ZM212 212V213H211ZM234 212V213H233ZM76 213V214H75ZM82 213V214H81ZM175 213H177V214H175ZM180 213H182V214H180ZM188 213V214H187ZM193 213V214H192ZM218 213H220L219 215H217ZM54 214V215H53ZM64 214H62V216L64 215ZM67 214V215H66ZM75 214V215H74ZM99 214V215H98ZM123 214V215H122ZM172 214H175L176 215V217H175V215H174V217L177 219H179V217H180V219H179V221H178V219L177 220H174L175 218L173 217V215ZM186 216V214L187 215H189V214H192V215H189V216H191V217H189L188 216V219H192L191 221L190 220H187V216L185 217L184 215ZM202 214V215H201ZM203 214H204V216H203ZM206 214V215H207ZM44 215V216H43ZM51 217H50V216ZM77 215H79L80 216V218H79V216H77ZM82 215V216H81ZM110 215H111V217H110ZM177 215H180L179 217L177 216ZM43 216V217H42ZM48 216V217H47ZM54 216V217H53ZM92 216V217H91ZM156 216V217H155ZM183 216L185 217V218H183ZM57 218V219H55V220H57V221H59L60 219L61 220H63L62 221V223H60L61 222V220L59 221V224H57L58 226L56 227L55 225H56V223H57V221L55 222L54 221V219L53 218ZM78 217V218H77ZM151 217V218H150ZM193 217V218H192ZM195 217V218H194ZM199 217V218H198ZM203 217H204V220H203ZM207 217V218H206ZM149 218H150V221H149ZM162 218H164V219H162ZM181 218H183V219H186V220H181ZM205 218L206 219H208L209 218V220H206L205 221ZM213 218V219H212ZM59 219V220H58ZM73 219H75L76 220V222L73 220ZM84 219V220H83ZM102 219V220H101ZM195 219H197L196 221H195ZM217 221H216V220ZM69 220V221H68ZM79 220V221H78ZM81 220V221H80ZM96 220L98 221V222H96ZM138 220H140V222L138 221ZM161 220V221H160ZM164 220V221H163ZM200 220L202 221V223H199L200 222ZM214 221V223H213V221ZM43 221V222H42ZM83 221H84V223H83ZM113 221H117L116 223L114 222L113 223ZM163 221V222H162ZM167 221V222H166ZM182 221V223H184V224H182V225H180L178 228H181V226H182V228H183V226H184V229H186V230H184V232H176L175 230H179V231H183V229L181 228V230L180 229H178L176 226H173V225H176V224H178L179 225V223L178 222H181ZM192 221H194L193 223L195 224L196 223V227H195V225H191L192 223H190V222H192ZM197 221H199V222H197ZM204 221V222H203ZM210 221H211V223H210ZM230 221V222H229ZM242 221V222H241ZM82 222V223H81ZM134 222H136V224H134ZM152 222V224H150ZM161 222V223H160ZM174 222H175V224H174ZM190 224H189V223ZM209 222V223H208ZM218 222V223H217ZM55 223V225L54 226H52L53 224ZM66 223H70V224H66ZM96 223V224H95ZM102 223V224H101ZM122 223V224H121ZM155 223H157V224H155ZM171 223V224H170ZM197 223H199V224H197ZM207 223H208V225H207ZM216 223H217V225H216ZM223 223H227V225H225V224H223ZM49 224V225H48ZM65 224V225H64ZM88 224V225H87ZM112 226H111V225ZM150 224V225H149ZM173 224V225H172ZM181 224V223H180ZM189 226H188V225ZM202 224V225H201ZM212 224V225H211ZM230 224V225H229ZM242 224H243V227H242ZM29 225V224H28ZM27 224H26V228H28L27 226H28ZM45 225L47 226L48 225V228H52L53 227V229H45L46 227H45ZM60 225V226H59ZM67 225V226H66ZM166 225V226H165ZM177 225V226H178ZM201 225V226H200ZM223 225H225V228L223 227V229L221 228ZM51 226V227H50ZM63 226V227H62ZM66 227V229H65V227ZM100 226V227H99ZM147 226V227H146ZM190 226H194V227H190ZM210 226H212V227H210ZM227 226H231L230 228H232V233H231V230L229 231V230H227V229H229ZM234 226H236V228H235V230H233L234 228ZM2 227V228H1ZM67 227H69L70 229L69 230H71V231H69L70 232V235H68L67 233ZM93 227V228H92ZM99 227V228H98ZM136 227V228H135ZM146 227V228H145ZM163 227V228H162ZM168 227H170V228H168ZM175 229H174V228ZM186 227V228H185ZM187 227L189 228V229H187ZM210 227V228H209ZM227 227V228H226ZM242 227V228H241ZM61 229V231L59 230V229ZM129 228V229H128ZM134 228H135V230H134ZM167 228H168V231L170 230V229H172V230H170L168 233L166 232V230H167ZM195 230H194V229ZM212 228V231H209L210 229ZM217 228V229H216ZM218 228H219V230L221 231V230H223L222 232H221V234H220V231H218ZM221 228V229H220ZM251 228H252V232H251ZM78 229H80V230H78ZM98 229V230H97ZM157 229V230H156ZM163 231H162V230ZM165 229V230H164ZM209 229V230H208ZM215 229V230H214ZM242 229V230H241ZM74 230V231H73ZM189 230V231H188ZM193 230V231H192ZM217 230V231H216ZM224 230L226 231V232H228V233H225V235L223 234L224 233ZM2 231H3V226H1L0 225V238L2 237V235H3V233H2ZM40 231H42V232H40ZM52 231H53V233H52ZM78 231V232H77ZM118 231V232H117ZM136 231V233H134ZM155 231V232H154ZM186 231H187V233H186ZM198 231V232H197ZM204 231V232H203ZM206 231V232H205ZM215 231H216V233H215ZM234 231V232H233ZM96 232H98V233H96ZM161 234H160V233ZM166 232V233H165ZM175 232L176 234H173V233ZM197 232V233H196ZM202 232V235L200 234ZM208 232V233H207ZM212 232V233H211ZM56 233H61L60 235L62 236H60L59 237V234H56ZM80 233V234H79ZM162 233H164V234H162ZM172 233V234H171ZM181 233V234H180ZM193 233V236L191 235ZM233 235L232 236V238L230 239V237H231V234ZM237 233V234H236ZM22 234L24 235L25 234V230H23L22 231ZM22 234L20 233V239H21V236H22ZM49 234H50V238L52 239V240H47V239H49ZM58 235V236H56V235ZM79 234V235H78ZM170 234V235H169ZM185 234H188V235H185ZM196 234H198V235H196ZM208 236H207V235ZM214 234H216V235H214ZM219 234V235H218ZM236 234V235H235ZM52 235V236H51ZM53 235H55L56 236V238H55V236L53 237ZM81 235V236H80ZM153 235V237H151V236ZM162 235V236H161ZM173 235H174V237H173ZM177 235H179V236H177ZM182 235V236H181ZM67 236V237H66ZM70 236V237H69ZM73 236V237H72ZM79 236V237H78ZM166 236H168V237H166ZM175 236H177L176 237V239L178 240H176L175 239ZM185 236V237H184ZM192 236V237H191ZM204 237L203 239H201L202 237ZM210 236V237H209ZM212 236V237H211ZM219 236H220V239H217V238H219ZM221 236H223L222 238H221ZM53 237V238H52ZM59 237V238H58ZM78 237V238H77ZM127 237V238H126ZM166 237V238H165ZM170 237H172L173 239H174V241H173V239L172 238H170ZM183 237V238H182ZM186 237H188V239H186ZM198 237V238H197ZM199 237H200V239H201V241H200V239H199ZM207 237H209V238H207ZM225 237V238H224ZM67 238V239H66ZM77 238V239H76ZM146 238V239H145ZM164 238H165V240H167L166 242H164L165 240H164ZM43 239V240H42ZM57 239V240H56ZM117 239L119 240V241H117ZM140 239V240H139ZM181 239V240H180ZM197 239V240H199V241H196L195 243H194V241ZM205 239V240H204ZM208 241H207V240ZM14 240L15 239H8L7 241H6V244H7V251L6 252H3V254H1L0 253V264H14L13 262H14V260L15 259H13V258H16V253L14 252V253H12L11 251H10V249H12L13 248V246H14ZM62 240V241H61ZM76 240V241H75ZM188 240V241H187ZM46 241V242H45ZM150 241V242H149ZM188 243H187V242ZM192 241V242H191ZM227 241V242H226ZM66 242H69V246H66L65 245V243ZM79 242V243H78ZM119 242V243H118ZM177 242V243H176ZM183 242H185V244L183 243ZM191 242V244H189ZM199 242H202L201 243V245H200V243ZM230 242H231V244H230ZM11 243V244H10ZM76 244V245H74V244ZM78 243V244H77ZM194 243V244H193ZM206 243H209V244H206ZM59 244V245H58ZM71 244H72V246H71ZM150 244V245H149ZM158 244H160V245H158ZM176 245V246H172V245ZM179 244H180V246H179ZM184 244V245H183ZM187 244H189L188 245V248H187ZM193 244V246H191ZM196 244H198V245H196ZM203 244V245H202ZM205 244V245H204ZM217 246H216V245ZM215 245V246H214ZM222 246L221 248H219L220 246ZM232 247H231V246ZM52 248H53V246L52 245H50ZM146 246H150L151 248L149 249L150 251H147V250H145L144 251V249H146V248H144V247H146ZM152 246H154L153 248H152ZM159 246V247H158ZM181 247V248H179V247ZM191 246V247H190ZM200 246V247H199ZM225 246V247H224ZM57 247V248H56ZM176 247H177V249H176ZM193 247V248H192ZM206 247V248H205ZM215 247V248H214ZM237 247V248H236ZM42 248V249H43ZM137 248V249H136ZM194 248H195V250H194ZM217 248H219L218 250H217ZM236 248V249H235ZM128 249H130L131 251H132V253H127L126 254V250H128ZM164 249H165V251H164ZM202 249H203V251H202ZM210 249V250H209ZM216 249V250H215ZM228 249V250H227ZM245 249H247V250H245ZM130 250H128V252H131ZM137 250V251H136ZM161 250V251H160ZM174 250V251H173ZM196 250H201L200 251V253H201V256L199 257L198 255H199V252H197L198 253V255L196 256ZM221 250V252H220V254L218 253L219 251ZM251 250V251H250ZM169 251V252H168ZM172 251H173V253H172ZM71 252V253H70ZM160 252V253H159ZM175 252V253H174ZM176 252H178V253H176ZM188 252V253H187ZM195 252V255L193 254ZM209 252V253H208ZM142 253H144V254H142ZM169 253H171V254H169ZM182 253L184 254V255H182ZM206 253V254H205ZM251 253V254H250ZM253 253H255L254 255H253ZM165 256H164V255ZM190 254V255H189ZM205 254V255H204ZM209 254H210V256H209ZM215 254V255H214ZM248 254V255H247ZM10 255H11V257H10ZM15 255V256H14ZM65 255V256H64ZM103 255V256H102ZM168 255H169V257H168ZM214 255V256H213ZM216 255H218V256H216ZM250 255V256H249ZM100 256V257H99ZM127 256V257H126ZM164 256V257H163ZM179 256V257H178ZM180 256H182V258L180 257ZM184 256V257H183ZM193 256H195V257H193ZM209 256V259L207 258ZM216 256V258H214ZM226 256L228 257V259L226 258ZM252 256V257H251ZM3 257V258H2ZM21 257H23V255H21ZM20 257V258H21ZM39 257L41 258V256H39V255H33V257H32V264L34 263V264H37V262H38V259H39ZM99 257V259H97ZM188 257V258H187ZM223 257H225V258H223ZM101 258V259H100ZM129 258V259H128ZM225 259L224 261H223V259ZM244 258V259H243ZM247 258H250V260L249 259H247ZM252 258V259H251ZM179 261H178V260ZM190 259H191V261H190ZM182 260H184V261H182ZM217 260H219V261H217ZM254 262H253V261ZM20 261H22V260H20ZM45 261H47L46 259H45ZM159 261V262H158ZM173 261V262H172ZM223 261V262H222ZM50 264H57L56 262H55V259L54 260H49L48 261ZM79 262H81V263H79ZM256 262V263H255Z\"/></svg>",
  "mask_w": 264,
  "mask_h": 264
},
{
  "label": "bare ground",
  "instance_id": "6f19581e",
  "mask_svg": "<svg viewBox=\"0 0 264 264\" xmlns=\"http://www.w3.org/2000/svg\"><path fill=\"white\" fill-rule=\"evenodd\" d=\"M1 1V0H0ZM10 1V0H9ZM18 1V0H17ZM36 1V0H35ZM48 1V0H47ZM47 1L45 2V3H47ZM52 1V0H51ZM61 1V0H60ZM59 1V2H60ZM74 1V0H73ZM81 1V3L80 4H82V1L83 0H78V2H80ZM86 1H89V0H85L84 2H86ZM91 1V0H90ZM93 1H95V0H92V2ZM99 1V0H98ZM131 1V0H130ZM144 1V0H143ZM142 1V2H143ZM158 3H160V4H166L167 5V1L168 0H156ZM174 1H176V0H174ZM34 2V0L32 1V3ZM42 2V1H41ZM58 2V1H57ZM56 2V3H57ZM65 2V1H64ZM75 2H76V0H75ZM75 2L73 3V5L75 4ZM136 2H138V1H136ZM151 2H153V1H151ZM156 2V3H157ZM9 3V2H8ZM39 3H40V1H39ZM96 3V2H95ZM109 3V2H108ZM125 3H126V1H125ZM131 3V2H130ZM141 3V2H140ZM174 3H176V2H174ZM20 4H21V2H20ZM51 4V3H50ZM62 5H63V3H61ZM97 4H99L98 2H97ZM103 4V3H102ZM114 4V3H113ZM117 4H118V2H117ZM151 4V3H150ZM6 5H7V3H6ZM39 5V4H38ZM37 5V6H38ZM57 5H58V3H57ZM57 5H53V6H57ZM66 5V4H65ZM65 5L64 6H62V8H64L65 7ZM87 5V4H86ZM108 5V4H107ZM123 4H121L120 6H122ZM128 5H130V4H128ZM135 5V4H134ZM138 5V4H137ZM142 5V4H141ZM149 5V4H148ZM174 5V4H173ZM29 6V5H28ZM88 6V5H87ZM87 6L85 7V5H84V7H85V9H87ZM89 6H90V4H89ZM102 6V5H101ZM115 6V5H114ZM113 6V7H114ZM125 6V5H124ZM131 6H132V4H131ZM131 6H129L130 8H131ZM143 6V5H142ZM157 7H158V5H156ZM156 6L154 5V7L156 8ZM23 7V6H22ZM26 7V6H25ZM40 7V6H39ZM58 7V6H57ZM69 5H68V10H69ZM109 7V6H108ZM139 7H140V5H139ZM144 7V6H143ZM143 7H140L141 8V13H142V9H143ZM152 7V6H151ZM0 8H1V6H0ZM4 8V7H3ZM9 8H10V6H9ZM16 8V7H15ZM29 8V7H28ZM35 8V7H34ZM37 8V7H36ZM50 8H52V7H50ZM54 8V7H53ZM58 8H60V6L58 7ZM70 8H72V7H70ZM105 8H107V7H105ZM115 8H116V6H115ZM118 8H121V7H119L118 6ZM130 8H128L129 9V11H130ZM139 8V9H140ZM2 9V8H1ZM14 9V8H13ZM42 9H44V7H42ZM65 9H66V7H65ZM66 9V10H67ZM89 9H90V7H89ZM91 9H93L92 8V6H91ZM90 9V10H91ZM96 9V8H95ZM98 9H99V7H98ZM110 9V8H109ZM114 9V8H113ZM124 9H125V7H124ZM126 9H127V7H126ZM144 9H146V8H144ZM143 9V10H144ZM149 9V8H148ZM151 9V8H150ZM152 9H153V7H152ZM166 9L167 10H169V12L172 14V20L174 21V20H176L177 21V23H176V26H177V28L179 27V28H181V30L179 29V32H178V34H177V36H171V35H169V34H163V36L162 37H164L161 41H159L160 43H155L156 44V47L157 48H159V49H164L165 47H166V45H168L169 44V42L171 41V40H173L174 38H180V40L182 41L183 40V35L186 33V35L187 36H184V39L186 38V40H185V42H182V45H183V47H185V46H188L189 47V49H190V51L192 52V55L190 56V59L191 60H189V61H187V60H184V63H183V66H181V67H179L178 66V69H177V74L178 75H180V76H182L183 74L185 75V77H184V82H185V84L184 85H182V87L180 88V89H178L177 90V92H180L178 95H177V99H176V101L182 106V105H185L186 103H187V105H189V104H191V105H193V107H197V109L198 110H200L201 112H203V113H207L208 114V111L209 110H212V109H215V110H218L222 115H225V113H227L228 112V116L230 117V119L232 120V121H236V120H242L243 118H242V114H240L241 112H245V113H243V114H246L247 116H248V118H256L257 119V125L258 126H261L263 123H264V118L262 117V116H264V14L261 16V14H260V10L262 11L261 13H263L264 12V0H214V2H212L211 3V0H179L178 2H177V4L176 5H174L173 7H172V9H171V7L170 8H168V7H166V8H164L163 7V11H166ZM171 9V10H170ZM9 9H7V11L6 12H9L8 11ZM11 10V9H10ZM32 10V9H31ZM56 10H57V8H56ZM55 10V11H56ZM62 10V9H61ZM64 10V9H63ZM62 10V11H63ZM66 10H64L63 12H65ZM73 10V9H72ZM83 10H84V8H83ZM102 10V9H101ZM112 10V9H111ZM131 10H134V9H131ZM147 10V9H146ZM256 10V11H255ZM17 11V10H16ZM34 10H32V12H33ZM36 11H40V9H38V10H36ZM42 11V10H41ZM96 11V10H95ZM100 11V10H99ZM107 11V10H106ZM117 11H118V9H117ZM122 11V10H121ZM135 11V10H134ZM134 11H132L131 13H133V14H140L139 12H137V13H135ZM148 11V10H147ZM158 10H156V12H157ZM254 11L256 12V14H254ZM258 11H259V13H258ZM3 12V11H2ZM29 12H30V10H29ZM46 12V11H45ZM50 12H51V9H50ZM67 12V11H66ZM64 13L65 15H63L62 13V15L63 16H66V15H68L67 13ZM78 12V11H77ZM101 12V11H100ZM102 12H104V11H102ZM115 12V11H114ZM124 12H125V10H124ZM145 12V11H144ZM155 12V11H154ZM20 13V12H19ZM35 13V12H34ZM40 13V12H39ZM39 13H37V15L39 14ZM76 13V12H75ZM81 13V12H80ZM97 13H99V12H97ZM96 13V14H97ZM112 13V12H111ZM128 13V12H127ZM126 13V14H127ZM130 12H129V16H130V14H131ZM162 13H164V12H162ZM5 14V13H4ZM3 14V15H4ZM22 14V13H21ZM58 14V13H57ZM57 14H56V17L58 18H61V16L58 14V16H57ZM82 14V13H81ZM87 14V13H86ZM86 14H85V16H86ZM91 14V12L89 11V15ZM92 14L94 15V9H93V12H92ZM102 14V13H101ZM121 14H122V12H121ZM120 14V15H121ZM125 14V13H124ZM155 14V13H154ZM159 14V13H158ZM157 14V15H158ZM164 14H169V13H164ZM171 14H169V15H171ZM258 14V16H259V14H260V16H261V18H260V20L258 21V22H256V23H253V24H249L248 22L251 20L250 18L251 17H256V15ZM6 15V14H5ZM14 15V14H13ZM31 15V14H30ZM33 15V14H32ZM31 15V16H32ZM39 15H41V14H39ZM53 15V14H52ZM70 15V14H69ZM78 15V14H77ZM111 15V14H110ZM119 15V18L121 17ZM151 15H152V13H151ZM156 15V14H155ZM161 15V14H160ZM159 15V16H160ZM34 16V15H33ZM71 16V15H70ZM88 16V15H87ZM87 16L86 17H84V18H87ZM104 16V15H103ZM109 16V15H108ZM115 16H116V13H115ZM128 16V15H127ZM128 16V17H129ZM137 16V15H136ZM135 16V17H136ZM140 16V15H139ZM145 16V15H144ZM258 16L256 17V18H258ZM12 17V16H11ZM14 17V16H13ZM45 17V16H44ZM50 17V16H49ZM69 17V16H68ZM97 17H99V16H97ZM125 17H126V15H125ZM147 17V16H146ZM146 17H145V19H146ZM155 17V16H154ZM154 17H152V18H154ZM158 16H156V18H157ZM169 17V16H168ZM6 18H7V15H6ZM10 20H11V18H10V16L8 17ZM18 18H19V15H18ZM21 18V17H20ZM19 18V19H20ZM43 18V17H42ZM63 18H65V17H63ZM82 18V17H81ZM89 18V17H88ZM87 18V19H88ZM107 18V17H106ZM122 18H124V15H123V17ZM130 18V17H129ZM131 18H132V16H131ZM130 18V19H131ZM133 18H134V16H133ZM136 18H138V17H136ZM144 18V17H143ZM155 18V19H156ZM5 19V18H4ZM3 19V21H7V22H9V19H7V20H4ZM14 19V18H13ZM18 19V20H19ZM67 19H69V18H67ZM71 19H73V18H71ZM71 19L69 20L70 22H71ZM77 19V18H76ZM75 19V20H76ZM79 19V18H78ZM87 19H86V21H87ZM91 19V18H90ZM92 19L94 20V18L92 17ZM99 19V18H98ZM112 18H110L109 20H111ZM154 19V20H155ZM165 19V18H164ZM245 19L246 20H248V22H245ZM250 19V20H249ZM1 20V19H0ZM28 20H30V19H28ZM27 20V21H28ZM54 20V19H53ZM60 20V19H59ZM81 19H79V21H80ZM97 20V19H96ZM113 21H115V23H117V22H119V21H116V19L114 20V18L112 19ZM120 20V19H119ZM132 20V19H131ZM134 20V19H133ZM144 20V19H143ZM146 20H148V19H146ZM150 20V19H149ZM253 20H255V19H253ZM252 20V21H253ZM13 21H15L16 22V19L15 20H13ZM23 21V20H22ZM56 21H58L57 19H56ZM68 21V22H69ZM78 21V20H77ZM78 21V22H79ZM82 21V20H81ZM80 21V22H81ZM85 21V22H86ZM100 21V20H99ZM112 21V22H113ZM138 21V20H137ZM140 21H141V19H140ZM2 22V21H1ZM20 22V21H19ZM63 22V21H62ZM61 22V20H60V23H62ZM64 22H67L66 21V19L64 20ZM83 22V21H82ZM89 22H91V21H89ZM121 22V21H120ZM135 22V21H134ZM142 22V21H141ZM147 22V21H146ZM255 22V21H254ZM4 22H2L1 24H3ZM9 23H13L12 21L11 22H9ZM18 23V22H17ZM74 23V22H73ZM77 23V22H76ZM94 23V22H93ZM103 23H104V21H103ZM111 23V22H110ZM115 23H113L114 25H115ZM129 23V22H128ZM135 23H137V22H135ZM164 23H166V22H164ZM169 23V22H168ZM37 24V23H36ZM39 24V23H38ZM48 24V23H47ZM47 24H45V26L47 25ZM54 24H56L55 22H54ZM54 24H53V29L55 30V28H57L58 26H54ZM78 25L77 26H79V24L80 23H77ZM88 24V23H87ZM113 24H112V27H113ZM118 24H120V23H118ZM118 24L117 25H115L116 27L118 26ZM144 24V23H143ZM7 24H5V26H6ZM16 25V23L14 24V26ZM19 26H21L20 28L22 29V27H23V29L21 30V29H19L18 28V30H19V32L21 33L22 32V34H20V33H18V32H15V34H20V36L21 35H23L24 34V36H25V34H27L28 35V33L30 32L29 30V32H27V31H24V30H27V28H32V27H28V25H30L29 24V21H28V25H26V27L25 26H22V23L21 24H18ZM18 25L16 26V28H15V31L17 30V27H18ZM49 25H50V23H49ZM67 25H69V24H67ZM72 25V24H71ZM76 25V24H75ZM75 25H74V27H75ZM90 25H91V23H90ZM108 25V24H107ZM130 25V23L128 24V26ZM134 25V24H133ZM139 24H137V26H138ZM9 26V25H8ZM33 26H35V24L33 23ZM37 26V25H36ZM40 26V25H39ZM63 26V25H62ZM81 27H82V25H80ZM84 26V25H83ZM93 28H95V25L93 24ZM96 26H97V28H98V25L96 24ZM102 25H100V27H101ZM105 26H106V24H105ZM110 26H111V24H110ZM121 26V25H120ZM127 26V25H126ZM143 26V25H142ZM159 26H161V25H159ZM174 26V25H173ZM1 27V26H0ZM25 27V28H24ZM51 27V26H50ZM55 27V28H54ZM80 27V28H81ZM90 27V26H89ZM99 27V28H100ZM116 27H114V29H117ZM122 27V26H121ZM136 27V26H135ZM175 27V26H174ZM8 28V27H7ZM6 28V29H7ZM41 28H43V27H41ZM59 28H61V26L59 27ZM58 28V29H59ZM64 28V27H63ZM62 28V29H63ZM76 28V27H75ZM84 28V27H83ZM91 29H93L92 28V26L90 27ZM96 28V29H97ZM105 28V27H104ZM104 28H103V30H104ZM108 28V27H107ZM142 28V27H141ZM34 29H36L35 27H34ZM48 29H49V27H48ZM52 29V28H51ZM67 28H65L63 31H64V33H65V30H66ZM68 29H70L69 27H68ZM76 29H78V28H76ZM82 29V28H81ZM85 29V28H84ZM89 29V28H88ZM90 29V30H91ZM102 29V28H101ZM106 29V28H105ZM112 29V28H111ZM122 29V28H121ZM130 29V28H129ZM173 29V28H172ZM3 30H5V29H3ZM9 30V29H8ZM21 30V31H20ZM37 30V29H36ZM75 30V29H74ZM108 32H109V28L108 29H106ZM125 30V29H124ZM137 30V29H136ZM1 31V30H0ZM10 31V30H9ZM62 31V30H61ZM67 31V30H66ZM76 31V33L78 34V32H77V30H75ZM74 31V32H75ZM112 32H113V30H111ZM110 31V32H111ZM118 31V30H117ZM116 31V32H117ZM131 31V30H130ZM141 31V30H140ZM139 31V32H140ZM177 31V30H176ZM175 31V32H176ZM254 31V32H253ZM13 32V31H12ZM25 32V33H24ZM35 32V31H34ZM37 32V31H36ZM55 32V31H54ZM60 31H58L57 33H59ZM79 32H81L80 30H79ZM83 32V31H82ZM81 32V33H82ZM87 32V31H86ZM96 32V31H95ZM102 31H100V33H101ZM8 33V32H7ZM48 33H50V32H48ZM63 33V34H64ZM67 33H69V30L67 31ZM71 34L70 35H72V33L73 32H70ZM84 33V32H83ZM92 33H94V32H92ZM92 33L90 34V37L88 38V40L91 38V36H92ZM97 33H99L98 31H97ZM99 33V34H100ZM104 33H106V31H104ZM120 33V32H119ZM118 33V34H119ZM123 33H124V31H123ZM148 33V32H147ZM160 33V32H159ZM200 33V34H199ZM255 34L254 35V37H253V35H252V37H251V35L250 34ZM10 34V32L8 33V35ZM12 34V33H11ZM51 34V33H50ZM80 34V33H79ZM87 34H88V32H87ZM108 34V33H107ZM111 34V33H110ZM122 34V33H121ZM126 34H128V33H126ZM161 34V33H160ZM6 35V34H5ZM13 35H14V33H13ZM35 35V34H34ZM41 35H43L42 33H41ZM47 35V34H46ZM57 35V34H56ZM56 35H54V36H56ZM65 35V34H64ZM84 35V34H83ZM83 35H81L80 34V38H82L83 37ZM93 35H95V33L93 34ZM97 35V34H96ZM106 35V34H105ZM115 35H116V33H115ZM129 35V34H128ZM127 35V36H128ZM146 35V34H145ZM152 35H154V34H152ZM4 35L2 34H0V38L1 37H3ZM23 36V37H24ZM29 36V35H28ZM31 36V35H30ZM33 36V35H32ZM32 36H31V38H32ZM85 36H88V35H86L85 34ZM98 36V35H97ZM103 36H104V34H103ZM117 36V35H116ZM126 36V35H125ZM127 36H126V38H127ZM132 36V35H131ZM130 36V37H131ZM5 37V38H4ZM3 38H4V41H5V39H6V37L7 36H4ZM12 36H10V38H11ZM15 37H16V35H15ZM35 37H37V35L35 36ZM42 37V36H41ZM58 37H59V34H58ZM65 37H66V35H65ZM73 37V36H72ZM71 37V38H72ZM92 37H95L96 38V36H92ZM100 37V36H99ZM98 37V38H99ZM118 37H119V35H118ZM122 37H123V35H122ZM129 37V38H130ZM154 37H155V35H154ZM160 37V36H159ZM158 37V38H159ZM9 38V37H8ZM6 39V40H9V39ZM26 38V36L23 38V39H25ZM44 38V37H43ZM60 39H61V37H59ZM69 38V37H68ZM70 38V39H71ZM75 38V37H74ZM74 38H73V40H74ZM77 38V37H76ZM80 38H78L77 40H79ZM103 38V37H102ZM111 38V37H110ZM114 37H112V41L113 40H117L118 38L116 37L115 39H113ZM124 38V37H123ZM126 38H125V40H126ZM136 38V37H135ZM134 38V39H135ZM196 38V41H195V43L193 42V40ZM27 39V38H26ZM45 39V38H44ZM69 39V40H70ZM99 39H101V38H99ZM104 39V38H103ZM137 39V38H136ZM146 39H148V38H146ZM1 40H3L2 38H1ZM0 40V41H1ZM10 40H14L13 39V37H12V39H10ZM46 40V39H45ZM48 40V39H47ZM59 40V39H58ZM84 40V39H83ZM160 40V39H159ZM240 40H242V45H240L241 47V51H240V54H238L237 56H235V58L233 59V61H228L227 63H225L224 65H222L221 67H222V70H221V73L220 74H223L222 76L224 77V75L226 74L227 75V77H225V78H223L224 79V81L222 80V78H221V80L222 81H220L219 80V76L218 75H214V76H212L211 78H209V83H208V87H209V85H210V91L212 92V94H213V96H211V94H208L207 92H208V88L207 87H205V89H204V87L202 88V89H204V91H202L201 92V87H200V85H201V82H200V80L202 79V77H204V79L206 78L205 76V74H204V72L202 71V67H204V66H206L207 65V62L208 63H213V59L214 58H216V59H225V58H222V57H225V55H226V52L225 51H227V55L229 54L228 53V49L226 48V47H228V48H230V50H232V49H236V43L237 42H240ZM3 41V42H4ZM16 41V40H15ZM23 41H25L26 42V40H23ZM29 41H30V39H29ZM29 41H28V44H29ZM64 41V39L62 40V42ZM67 41H68V39H67ZM94 41V40H93ZM96 41V40H95ZM103 41H107L106 40V37H105V40H103ZM111 41V42H112ZM118 41V40H117ZM120 41V40H119ZM132 41V40H131ZM131 41H129V42H131ZM135 41V40H134ZM144 41H145V39H144ZM153 41V40H152ZM2 42V41H1ZM1 42H0V44H1ZM7 42V41H6ZM22 42V41H21ZM20 42V43H21ZM46 42V41H45ZM62 42L60 43L61 45H62ZM75 42H76V39H75ZM78 42H80V41H78ZM78 42H77V44H78ZM83 42V41H82ZM99 42V41H98ZM110 42V43H111ZM121 42H123V39H122V41ZM121 42H119L120 44L119 45H122L123 46V43H121ZM126 42H128V39H127V41ZM139 42V41H138ZM154 42V41H153ZM174 42V41H173ZM11 43V41L9 42V44ZM14 43V42H13ZM17 43V42H16ZM19 43V44H20ZM31 43V42H30ZM35 43V42H34ZM44 43V42H43ZM43 43H41V45L43 44ZM46 43H48V42H46ZM103 43V42H102ZM109 43V42H108ZM112 43H115V41H113ZM117 43V42H116ZM142 43V42H141ZM150 43H151V41H150ZM178 43V42H177ZM177 43H176V41H175V44H174V47H173V49L171 50L172 52H169V49H167L166 51L167 52H169L172 56H174L175 57V54H177L176 52L178 51V49L180 48V46L178 47L177 46ZM211 43H214V47L216 48L215 50H213V51H216L215 53H211V50H212V48L211 49H209L210 48V44ZM49 44V43H48ZM66 44V43H65ZM73 44H74V42H73ZM72 44V42H71V45H73ZM84 44H86V43H84ZM99 44V43H98ZM144 44V43H143ZM147 44V43H146ZM146 44H145V46H146ZM4 45V44H3ZM27 45V44H26ZM30 45V44H29ZM29 45H27V46H29ZM47 45V44H46ZM52 45V44H51ZM51 45H48V47H49V49L51 48ZM56 45V44H55ZM67 45H70V43L68 44V42H67ZM70 45V46H71ZM78 45H80V44H78ZM82 45V44H81ZM87 45V44H86ZM90 45V44H89ZM96 45V44H95ZM100 45V44H99ZM114 45V47H115V45H118V43L117 44H113ZM112 45V46H113ZM118 45V46H119ZM125 45H127V44H124V47L123 48H125ZM129 45H130V43H129ZM135 45V44H134ZM139 45V44H138ZM141 45V44H140ZM149 45V44H148ZM153 45V44H152ZM14 46V45H13ZM20 46H22V45H20ZM31 46H33V44H31ZM35 46V45H34ZM45 46V45H44ZM64 46V45H63ZM70 46H68V47H70ZM75 46H77L76 45V43H75ZM84 46V45H83ZM103 46V45H102ZM101 46V47H102ZM107 46H109V44L107 45ZM110 46H111V44H110ZM117 46V47H118ZM131 46V45H130ZM133 46V45H132ZM144 46V45H143ZM0 47H1V45H0ZM5 47V46H4ZM18 46L16 45V48H17ZM26 47V46H25ZM36 47H37V45H36ZM47 47V48H48ZM62 47V46H61ZM61 47H57L58 49L59 48H61ZM101 47H99V48H101ZM105 47V45L103 46V48ZM113 47V48H114ZM129 47V46H128ZM140 47V46H139ZM213 47V46H212ZM2 48V47H1ZM5 48H7V47H5ZM9 48V47H8ZM15 48V47H14ZM15 48V49H16ZM28 48V47H27ZM30 48V47H29ZM34 48V47H33ZM41 48H43V47H41ZM40 48V49H41ZM71 48V47H70ZM73 48V47H72ZM84 48V47H83ZM89 48V50L88 51H90V48H91V46L90 47H88ZM98 48V47H97ZM99 48L97 49V50H99ZM103 48H101V50L103 49ZM112 48V49H113ZM120 48V47H119ZM122 48V47H121ZM134 48H135V46H134ZM138 48V47H137ZM137 48H136V50H137ZM148 48V47H147ZM151 48V47H150ZM149 48V50H151ZM13 49V48H12ZM52 49V48H51ZM81 49H82V47H81ZM80 49V50H81ZM105 49V48H104ZM104 49H103V52H104ZM109 49H110V47H109ZM116 49V48H115ZM141 49H142V47H141ZM227 49V50H226ZM1 50V49H0ZM24 50V49H23ZM28 50V49H27ZM27 50L25 51V52H23V53H26L27 52ZM30 50V49H29ZM66 50V49H65ZM67 50H69V49H67ZM73 50V49H72ZM71 50V51H72ZM74 50H75V48H74ZM80 50H79V52H80ZM111 50V49H110ZM109 50V51H110ZM117 50V49H116ZM119 50V49H118ZM121 50V49H120ZM119 50V51H120ZM125 50H126V48H125ZM127 50H129V48L127 49ZM131 50H133L132 48H131ZM143 50V49H142ZM145 50H146V48H145ZM154 50V49H153ZM152 50V51H153ZM182 50V49H181ZM180 50V51H181ZM3 51V50H2ZM9 51V50H8ZM16 51H19V50H16ZM56 51H57V49H56ZM77 51V50H76ZM92 51V50H91ZM106 51V50H105ZM108 51V50H107ZM134 51V50H133ZM137 51H139V50H137ZM141 51V50H140ZM148 51V50H147ZM160 51V50H159ZM166 51H164V52H162V54H161V56L160 57H156V56H154L155 55V53L154 54H152L153 56L152 57H156L158 60H160L161 59V61H167V59H171L168 55H167V53H166ZM15 52V51H14ZM50 52V51H49ZM55 52V51H54ZM70 52V51H69ZM74 52V51H73ZM78 51H77V53H79ZM81 52H83V51H81ZM87 52V51H86ZM85 52V53H86ZM101 52V51H100ZM122 52H123V50H122ZM121 52V53H122ZM128 52V51H127ZM131 53H132V51H130ZM130 52H129V54H130ZM136 52V51H135ZM142 52V51H141ZM151 51H148V53H150ZM231 52V51H230ZM10 53V52H9ZM13 52H11L10 54H9V57H10V55L12 54ZM17 53H19V52H17ZM64 53H67V51H65ZM63 53V54H64ZM93 53H95V52H93ZM96 53H97V51H96ZM98 53H99V51H98ZM98 53H97V55H98ZM106 53V52H105ZM108 53V52H107ZM106 53V54H107ZM113 54H114V51L112 52ZM145 53V52H144ZM143 53V55H146V53L144 54ZM159 53V52H158ZM179 53V52H178ZM21 54V53H20ZM52 54V53H51ZM81 54V53H80ZM83 54H84V52H83ZM113 54H112V57H113ZM126 54V53H125ZM128 54V53H127ZM126 54V55H127ZM165 54V55H164ZM174 54V55H173ZM7 55V54H6ZM6 55H4V56H0L1 58L2 57H4V58H6L5 56ZM12 55H14V54H12ZM19 55V54H18ZM26 55V54H25ZM25 55H24V57H25ZM47 55V54H46ZM62 55V54H61ZM60 55V56H61ZM90 55V54H89ZM109 55V54H108ZM106 56V58L108 57V58H111V57H109V56ZM124 55V54H123ZM132 55H133V53H132ZM142 55V56H143ZM159 55V54H158ZM231 55H232V53H231ZM16 56V55H15ZM52 56V58H53V54L51 55ZM68 56V55H67ZM73 57H74V55H72ZM92 56H95V54L94 55H92ZM101 56V55H100ZM99 56V57H100ZM111 56V55H110ZM121 56V55H120ZM125 56V55H124ZM139 57H142V56H140V55H138ZM151 56V55H150ZM230 56V55H229ZM8 57V56H7ZM9 57H8V59H9ZM13 57V56H12ZM22 57H23V55H22ZM50 57V56H49ZM66 57V56H65ZM90 57V56H89ZM115 57V56H114ZM137 57V56H136ZM165 57H167V59H165ZM180 57V56H179ZM17 58H19V56H17ZM26 58V57H25ZM24 58V59H25ZM67 58V57H66ZM82 58V57H81ZM86 58H87V56H86ZM85 58V59H86ZM92 58H94V57H92ZM92 58H91V60H92ZM127 57L125 56V59H126ZM132 58V57H131ZM145 58V57H144ZM148 58V57H147ZM150 58V57H149ZM156 58H154V59H156ZM184 58V57H183ZM19 59H21V58H19ZM23 59V60H24ZM28 59V58H27ZM58 59V58H57ZM70 59V58H69ZM115 59V58H114ZM119 59V61H121L120 60V58H118ZM127 59H129V57L127 58ZM141 59H143V58H141ZM140 59V60H141ZM154 59H151V60H154ZM156 59V60H157ZM175 59V58H174ZM180 59V58H179ZM2 61H4V59H1ZM0 60V61H1ZM10 60L12 61V58H10ZM29 60V59H28ZM63 60H65L64 58H63ZM94 60H95V58H94ZM112 60H113V58H112ZM131 60V59H130ZM137 60V59H136ZM139 60V59H138ZM147 60V59H146ZM155 60V61H156ZM157 60V61H158ZM178 60V59H177ZM227 60H229V59H227ZM226 60V61H227ZM8 61V60H7ZM6 61V62H7ZM16 61V60H15ZM15 61L14 62H12V65L15 63ZM20 61V60H19ZM46 61V60H45ZM44 61V62H45ZM47 61H49V59L47 60ZM52 61V60H51ZM59 61H61V60H59ZM69 60L67 59L66 61H62V62H68ZM78 61V60H77ZM76 61V62H77ZM79 61H80V59H79ZM96 62H97V60H95ZM125 61V60H124ZM132 61V60H131ZM134 61V60H133ZM156 61V62H157ZM216 61V62H215ZM214 62L217 64V60H215ZM226 61H224V62H226ZM26 62V61H25ZM41 62H43V61H41ZM40 62V63H41ZM43 62V63H44ZM75 62V63H76ZM94 62V61H93ZM95 62V63H96ZM99 62V61H98ZM110 62H112L111 64H113L114 62L113 61H110ZM109 62V63H110ZM118 61H116V63H117ZM127 62H129V61H127ZM127 62H122L121 61V63H123V64H126V65H128L127 64ZM136 62H138V61H136ZM142 62H145V60L144 61H142ZM147 62H149V59H148V61H146V63ZM150 62H152V61H150ZM155 62V63H156ZM160 62V61H159ZM176 62V61H175ZM9 63V62H8ZM7 63V64H8ZM48 62H46V64H47ZM69 63V62H68ZM87 63V62H86ZM120 63V62H119ZM120 63V64H121ZM139 63V62H138ZM137 63V64H138ZM155 63H154V65H155ZM158 63V62H157ZM166 63V62H165ZM178 63V62H177ZM182 63V62H181ZM222 63V62H221ZM2 64V63H1ZM33 64H34V62H33ZM32 64V65H33ZM36 64V63H35ZM42 64V63H41ZM48 64H50V63H48ZM55 64V63H54ZM69 64H71V63H69ZM103 64V63H102ZM106 64V63H105ZM149 64V63H148ZM11 64H10V67L12 66ZM16 65V64H15ZM24 65V67L26 66L25 64H23ZM51 65V64H50ZM57 65V64H56ZM55 65V66H56ZM64 65V64H63ZM66 65V64H65ZM104 65V64H103ZM109 65V64H108ZM131 65H135V63H133L132 62V64H130L129 63V66H131ZM143 65H144V63H143ZM159 64H157V66H158ZM171 65V64H170ZM169 65V66H170ZM220 65V64H219ZM3 66V65H2ZM8 66V65H7ZM6 66V67H7ZM35 66V65H34ZM37 66V65H36ZM48 66V65H47ZM47 66H46V68H47ZM52 66V65H51ZM59 66H61V64H59ZM70 67H72V64L71 65H69ZM107 66V65H106ZM113 66L115 67V65L113 64ZM117 66V65H116ZM140 65H138L137 67H139ZM142 66V65H141ZM141 66H140V68H141ZM153 66V65H152ZM160 66H162V65H160ZM167 66H168V64H167ZM207 66H209V65H207ZM213 66V65H212ZM216 66V65H215ZM240 66V67H239ZM4 67V66H3ZM15 67V66H14ZM13 66L11 67V68H14ZM23 67V68H24ZM65 67V66H64ZM75 67V66H74ZM74 67L73 68H71L72 70L74 69ZM110 67V66H109ZM123 67V66H122ZM132 67H135V69H136V65L135 66H132ZM149 67H151V65L149 66ZM163 67H164V64H163ZM237 67L238 68H240L241 69V75L243 76V77H245V79H244V81L248 84V86L246 87V88H241V86H240V83L239 82H236V79L238 80L239 78L241 79V76L239 77V78H235V77H237V75H236V69H237ZM20 68H22L21 66H20ZM55 68V67H54ZM84 68H85V66H84ZM101 68H102V66H101ZM111 68H112V66H111ZM116 68V67H115ZM120 68V67H119ZM127 68V67H126ZM131 68V67H130ZM143 68V75H146V73L144 74V72H145V68H144V66L142 67ZM159 68H161V67H159ZM159 68H155V66H154V69H159ZM169 68V67H168ZM210 68V67H209ZM214 68V67H213ZM4 69V68H3ZM3 69H0L1 71L3 70ZM56 69H58V68H56ZM60 69V68H59ZM68 69V68H67ZM70 69V68H69ZM68 69V70H69ZM70 69V71H72ZM76 69V68H75ZM103 69H104V66H103ZM107 69V68H106ZM105 69V70H106ZM109 69V68H108ZM107 69V70H108ZM114 69V68H113ZM113 69H109V71L110 70H113ZM139 69V68H138ZM147 69H149L150 70V68H146V70ZM153 69V70H154ZM173 69H175V68H173ZM173 69H171L172 71H173ZM206 69H208V68H205V70ZM217 69V68H216ZM239 69V70H240ZM6 70H7V68H6ZM25 70H28V68L27 69H25ZM31 70H32V68H31ZM44 70H46V69H44ZM67 70V71H68ZM100 70V69H99ZM114 70H116V69H114ZM123 70V69H122ZM127 70H129V69H127ZM127 70H126V72H127ZM148 70V71H149ZM165 70V69H164ZM210 70V69H209ZM230 70V71H229ZM232 70H234V73H235V75L233 76L234 77V80H235V83H234V81H233V79H232V75H230V73H231V71ZM10 71H13L12 69L10 70ZM47 71H48V68H47ZM51 71V70H50ZM50 71H49V73H50ZM59 71H61V73H62V70L60 69ZM59 71H58V73H59ZM66 71V72H67ZM79 71H80V69H79ZM104 71V70H103ZM119 71H121V69L119 70ZM131 71V70H130ZM136 71H138V70H136ZM147 71V72H148ZM155 71V70H154ZM166 71L168 72V74H169V70L168 69H166ZM171 71V72H172ZM176 71V70H175ZM211 71V70H210ZM5 72V71H4ZM7 72H9V69L7 70ZM53 72V71H52ZM75 72V71H74ZM98 72H100V71H98ZM105 72V71H104ZM111 72L112 71H110V72H108V73H110L109 74V76L110 77H112V75H111ZM115 72V71H114ZM114 72H113V74H114ZM118 72V71H117ZM135 72V71H134ZM140 72V71H139ZM159 72V71H158ZM170 72V74H172ZM219 72V71H218ZM233 72V71H232ZM237 72H238V69H237ZM2 73V72H1ZM13 73H15V72H13ZM12 73V74H13ZM38 73V72H37ZM39 73H41V72H39ZM47 72L45 71V74H46ZM57 73V74H58ZM64 73H65V71H64ZM68 74H69V71L67 72ZM82 73V72H81ZM103 73V72H102ZM128 73V72H127ZM126 73V74H127ZM130 73V72H129ZM132 73H133V71H132ZM131 73V74H132ZM141 73V72H140ZM217 73V72H216ZM233 73V74H234ZM239 73V72H238ZM71 74V73H70ZM69 74V75H70ZM79 75H80V73H78ZM97 74V73H96ZM100 74H101V72H100ZM103 74H105V73H103ZM116 74H118V73H116ZM122 74H123V71H122ZM122 74H119V75H121L122 77H123V75ZM126 74H125V76H126ZM138 74V79H139V73H136V75ZM147 74H149V73H147ZM156 73H154L153 75H155ZM158 74V73H157ZM156 74V75H157ZM164 74H166V72L164 73ZM168 74H166V76H169ZM4 75H5V73H4ZM3 75V76H4ZM6 75H7V73H6ZM6 75H5V77H6ZM23 75H25V74H23ZM35 75V74H34ZM52 75V74H51ZM56 75V74H55ZM54 75V79H55V81L57 80L56 79V76ZM60 75V74H59ZM68 75V76H69ZM76 75V74H75ZM99 75V74H98ZM119 75H117V77L119 76ZM142 75V76H143ZM152 74H151V77L153 76ZM174 75V74H173ZM178 75H177V77H178ZM225 75V76H226ZM2 76V77H3ZM10 76V75H9ZM8 76V78H10ZM13 76V75H12ZM26 76H28V75H26ZM29 76H30V74H29ZM67 76V78L66 79H68V78H70V77H68ZM83 76V75H82ZM81 76V77H82ZM86 76H87V74H86ZM94 76V75H93ZM99 76H101V75H99ZM107 76H108V74H107ZM108 76V77H109ZM115 77H116V75H114ZM113 76V77H114ZM128 76H130V75H128ZM161 76V79H160V81L162 80L163 82H165L164 84H166V83H168V81H169V77H166L165 75H160ZM159 76V77H160ZM163 76V77H162ZM4 77V78H5ZM15 77V76H14ZM19 77V76H18ZM17 77V78H18ZM22 77V76H21ZM20 77V78H21ZM34 77V76H33ZM32 76L30 77V79L31 78H33ZM44 77V76H43ZM50 76H48V78H49ZM108 77H106L107 79H109ZM146 77V76H145ZM164 77H165V79H164ZM7 77L5 78V79H8ZM28 78V77H27ZM58 78H61L60 76L58 77ZM127 78V77H126ZM131 78H132V75H131ZM135 78V77H134ZM149 78V77H148ZM155 78V77H154ZM153 78V80H155ZM156 78H157V76H156ZM163 78V79H162ZM208 78V77H207ZM206 78V79H207ZM227 78V79H226ZM3 79V78H2ZM23 79V78H22ZM34 79V78H33ZM35 79H37V77L35 78ZM34 79V80H35ZM62 79V78H61ZM60 79V80H61ZM71 79V78H70ZM77 79V78H76ZM91 79V78H90ZM113 79V78H112ZM115 79V78H114ZM125 79V78H124ZM128 79H130V77H128ZM138 79H136L137 81H138V83H139V80ZM142 79V78H141ZM145 79V78H144ZM180 79V78H179ZM225 79H226V81H225ZM1 80V79H0ZM13 80V79H12ZM11 80V81H12ZM27 80V79H26ZM25 80V81H26ZM28 80H29V78H28ZM38 80V79H37ZM37 80H35L34 82H36ZM45 80V79H44ZM44 80H42L43 81V84H44ZM49 80V79H48ZM63 80H65L64 78H63ZM69 80V79H68ZM82 80V79H81ZM81 80L80 81H78V82H81ZM84 80H85V78H84ZM84 80H82V81H84ZM110 80V79H109ZM117 80V79H116ZM116 80L114 81H112V82H116ZM135 80V79H134ZM147 80V79H146ZM145 80V81H146ZM150 80H152V79H150L149 78V81ZM157 80H158V78H157ZM175 80V79H174ZM229 80V81H228ZM14 81V80H13ZM16 82H17V80H15ZM23 81H24V79H23ZM22 81V82H23ZM52 81H54L53 79H52ZM58 81V80H57ZM62 81V80H61ZM70 81V80H69ZM104 81H105V79H104ZM125 81H127V80H125ZM132 80H130V82H131ZM145 81L143 82L144 83V85L147 83H145ZM149 81H148V83H149ZM171 81H172V78H171ZM175 81H177V80H175ZM204 81V80H203ZM240 81V80H239ZM2 82V81H1ZM1 82H0V84H1ZM4 82V81H3ZM5 82H7L6 80H5ZM19 82V81H18ZM21 82V83H22ZM40 82V81H39ZM38 82V83H39ZM85 82V81H84ZM86 82H87V80H86ZM102 82V81H101ZM100 82V83H101ZM110 82H111V80H110ZM129 82V81H128ZM130 82H129V84H130ZM136 82V81H135ZM153 82V81H152ZM151 82V83H152ZM157 82V81H156ZM15 83V82H14ZM33 83V82H32ZM64 83V82H63ZM70 83V82H69ZM68 83V84H69ZM100 83H99V85H100ZM117 83H119V82H117ZM116 83V84H117ZM134 83V82H133ZM143 83H141V85L143 84ZM148 83L146 84V87H148ZM154 83V82H153ZM152 83V84H153ZM158 83H159V81H158ZM162 83V82H161ZM175 83V82H174ZM204 83V82H203ZM16 84V83H15ZM25 84V82L23 83V85ZM27 84H28V81H27ZM67 84V85H68ZM77 84V83H76ZM89 84V83H88ZM87 84V85H88ZM103 84H105V83H103ZM128 84V83H127ZM136 84V83H135ZM155 84H157V83H155ZM155 84H154V87H156L155 86ZM163 84V83H162ZM176 84H177V82H176ZM3 85V84H2ZM4 85L5 86H7L5 83H4ZM9 85V84H8ZM11 85V84H10ZM18 85H20L19 83H18ZM40 85H41V83H40ZM40 85H39V87H40ZM45 85V84H44ZM59 85H61V84H59ZM63 85V84H62ZM71 85V84H70ZM81 85V84H80ZM85 85V84H84ZM92 85V84H91ZM98 85V86H99ZM110 85H112V84H109V86ZM114 85V84H113ZM160 85V84H159ZM178 85V84H177ZM176 85V86H177ZM181 85V84H180ZM33 86V85H32ZM46 86H48V88H49V85L48 84H46ZM50 86L52 87V85L50 84ZM69 86V85H68ZM67 86V87H68ZM96 86V85H95ZM98 86H97V88H98ZM103 86V85H102ZM106 86V85H105ZM107 86H108V82H107ZM106 86V87H107ZM130 86H131V84H130ZM137 86H140V85H137ZM166 86H168V84L166 85ZM165 86V87H166ZM175 86V85H174ZM204 86V85H203ZM3 87V86H2ZM20 87V86H19ZM19 87H18V89L17 90H19ZM24 87H25V85H24ZM23 87V88H24ZM33 87H35V86H33ZM32 87V89H34ZM39 87H37V88H39ZM54 87V86H53ZM52 87V88H53ZM75 87H77V89H78V85L77 86H75ZM81 87V86H80ZM79 87V88H80ZM88 87H90V86H88ZM104 87V86H103ZM120 87V86H119ZM122 87L123 86H121V89H122ZM127 87H129V86H126V88ZM136 87V86H135ZM143 87V86H142ZM146 87H143L142 89H144V88H146ZM163 87V86H162ZM178 87H180V86H178ZM216 87H219L220 88V90H219V92H217L218 91V89H217V91H216ZM4 88V87H3ZM17 88V87H16ZM16 88H14V90L16 89ZM27 88L29 89V87L27 86ZM36 88V89H37ZM51 88V90H53ZM56 88H57V86H56ZM65 88H66V86H65ZM64 88V89H65ZM72 88V87H71ZM71 88H70V91H72L71 90ZM87 88V87H86ZM91 88V87H90ZM113 88V87H112ZM116 88V90L118 89L117 87H115ZM115 88H114V90H115ZM132 88H133V90H134V87H133V84H132ZM159 88V87H158ZM158 88H156V89H158ZM167 88V87H166ZM169 88V87H168ZM172 88V87H171ZM32 89H31V92H32ZM35 89V90H36ZM44 89H46V88H44ZM55 89V88H54ZM76 89V88H75ZM74 89V90H75ZM77 89L75 90V91H77ZM82 91L85 89H83V86H82ZM100 89V88H99ZM104 89H105V87H104ZM103 88H102V90H104ZM124 89H125V85H124ZM128 90L130 89V88H127ZM137 89V88H136ZM147 89V88H146ZM146 89H145V91H146ZM170 89V88H169ZM177 89V88H176ZM4 90H5V88H4ZM10 90H11V88H10ZM20 90H21V88H20ZM27 90V89H26ZM47 90V89H46ZM56 90V89H55ZM68 90H69V88H68ZM67 90V91H68ZM88 90V89H87ZM91 89H89V91H90ZM98 90V89H97ZM105 90H110V88H107V89H105ZM126 90V89H125ZM124 90V91H125ZM127 90V92L129 93V92H131V91H128ZM131 90V89H130ZM150 90H152V89H150ZM153 90H154V88H153ZM159 90V89H158ZM162 90V89H161ZM161 90H159V92L161 91ZM163 90H165V89H163ZM174 90V89H173ZM22 91V90H21ZM21 91H19V92H21ZM60 91V90H59ZM61 91H63V90H61ZM69 91V92H70ZM81 91V90H80ZM96 91V90H95ZM122 91V90H121ZM121 91H119L120 93H121ZM155 91V90H154ZM157 91V90H156ZM167 91V90H166ZM175 91V90H174ZM18 92V93H19ZM23 92V91H22ZM36 92V91H35ZM47 92V91H46ZM45 91H44V93H46ZM51 92V91H50ZM56 92V91H55ZM73 92V91H72ZM71 92V93H72ZM78 93H80L79 91H77ZM103 92V91H102ZM110 92V91H109ZM118 92V91H117ZM126 92V93H127ZM133 92V91H132ZM140 92V91H139ZM138 92V93H139ZM164 92V91H163ZM173 92V91H172ZM10 93V92H9ZM9 93H6V94H9ZM14 93V92H13ZM15 93H16V90H15ZM25 93V95H26V92H24ZM29 93V92H28ZM42 93V92H41ZM49 93V92H48ZM81 93H83V92H81ZM80 93V94H81ZM103 93H105V92H103ZM103 93H100V91H99V94L101 95V94H103ZM113 93V92H112ZM114 93H116V92H114ZM137 93V92H136ZM143 94L145 93V92H142ZM147 93V92H146ZM146 93H145V96H146ZM152 93H154V92H152ZM157 93V92H156ZM161 93V92H160ZM171 93V92H170ZM174 93V92H173ZM23 94V93H22ZM55 94V93H54ZM57 94H59L58 92H57ZM57 94H55L54 95V97L57 95ZM61 94H64L63 92L61 93L60 92V98H61ZM65 94H66V92H65ZM68 94V93H67ZM74 94V93H73ZM97 94V93H96ZM109 94V93H108ZM122 94H124L123 92H122ZM134 94V93H133ZM142 94V95H143ZM158 94V93H157ZM156 94V95H157ZM162 94V93H161ZM163 94H165V92L163 93ZM166 94H167V92H166ZM172 94V93H171ZM11 95H13L12 93H11ZM10 95V96H11ZM17 95V94H16ZM38 95V94H37ZM78 95V94H77ZM84 94H82V95H80V96H83ZM88 95V94H87ZM94 95V94H93ZM107 95V94H106ZM116 95V94H115ZM118 95V94H117ZM130 95V97H135L136 96V94H134L133 96H132V94H129ZM129 95H127V96H129ZM139 95V94H138ZM137 95V96H138ZM153 95V94H152ZM155 95V96H156ZM169 95V94H168ZM8 96V95H7ZM6 96V97H7ZM21 96H23V95H21ZM44 96V95H43ZM47 96H50V95H47ZM52 97H53V95H51ZM57 96H59V95H57ZM73 96V95H72ZM79 96V95H78ZM77 96V99H76V96L74 97V102L76 101V100H78L79 99V97ZM86 96V95H85ZM111 96H112V94H111ZM125 96V95H124ZM126 96V97H127ZM149 96H151L150 94H149ZM164 95H162V98L164 99V97H163ZM173 96H174V94H173ZM172 96V97H173ZM176 96V95H175ZM1 97H3L2 95L0 96V98ZM13 97V96H12ZM11 97V98H12ZM17 97H20V95H18ZM30 97H31V94H30ZM30 97H28V98H30ZM38 97H40V95L38 96ZM53 97V98H54ZM64 96L62 95V98H63ZM89 97V96H88ZM91 97V96H90ZM93 97H95V96H93ZM96 97H98V96H96ZM99 97H101V96H99ZM103 97V96H102ZM101 97V98H102ZM108 97V96H107ZM148 97V96H147ZM146 97V98H147ZM158 97V96H157ZM168 98L170 97V95L169 96H167ZM171 97V98H172ZM4 98V97H3ZM36 98V97H35ZM59 98V100H61ZM111 98V97H110ZM109 98V99H110ZM113 98V97H112ZM123 98V97H122ZM121 98V99H122ZM144 98V95H143V97H141L140 99H143ZM151 97H149V101L151 100L150 99ZM153 98V97H152ZM162 98H160V101H161V99ZM174 98V100H175V97H173ZM2 99V98H1ZM18 99V98H17ZM22 99H23V97H22ZM32 99V98H31ZM30 99V100H31ZM64 99V98H63ZM81 99V98H80ZM83 99H84V97H83ZM86 99H87V97H86ZM89 99V98H88ZM97 99V98H96ZM96 99H95V101H96ZM107 99V98H106ZM114 99V98H113ZM118 99H120L119 97H118ZM127 99V98H126ZM129 99V101H131L130 99L131 98H128ZM128 99H127V101H128ZM136 99V98H135ZM145 99V98H144ZM33 100V99H32ZM39 100V99H38ZM41 100H43L42 98H41ZM66 100H68V99H66ZM73 100H71L70 99V101H72L73 102ZM91 100H92V97H91ZM91 100H87L88 102H90ZM103 100V99H102ZM116 100V99H115ZM132 100H134V99H132ZM137 100H139V99H137ZM153 100V99H152ZM156 100V99H155ZM169 100V99H168ZM2 101V100H1ZM8 101H10V100H8ZM19 101V100H18ZM17 101V102H18ZM62 101V100H61ZM87 101H86V103H87ZM94 101V100H93ZM110 101H112L111 99H110ZM118 101H120V100H118ZM125 101V100H124ZM154 101V100H153ZM158 101H159V99H158ZM159 101V103L161 104L162 103V101L160 102ZM15 102H16V100H15ZM15 102H14V104H15ZM21 104H20V106L22 105V102L21 101H19ZM31 102V101H30ZM34 102H37V101H34ZM38 102H40V100L38 101ZM50 102V101H49ZM48 102V103H49ZM52 102V101H51ZM50 102V103H51ZM55 102V101H54ZM57 102V103H56ZM55 103H56V105L58 104V103H61V102H58V101H56ZM68 102V101H67ZM73 102V103H74ZM81 103V101L79 100L78 101V103ZM99 102H100V100H99ZM123 102V101H122ZM126 102V101H125ZM133 102H136V101H133ZM138 102V101H137ZM164 102V101H163ZM173 103H175V101H172ZM2 103V102H1ZM4 103V102H3ZM12 103V100H11V102L10 103H5L6 105H12L11 104ZM25 103V102H24ZM23 103V104H24ZM27 103H29V101L27 102ZM32 103V102H31ZM86 103H84V107L86 108ZM92 103V102H91ZM103 103H106V101L104 100V102ZM102 103V101H101V105L103 104ZM115 103V102H114ZM120 103V102H119ZM139 103H140V101H139ZM146 103V102H145ZM149 103V102H148ZM152 103V102H151ZM36 104V103H35ZM40 105H41V103H39ZM65 104H68V103H66V101H65ZM71 105H72V103H70ZM74 104H76L77 105V102H75ZM73 104V105H74ZM82 104V103H81ZM90 104V103H89ZM93 104V103H92ZM99 103H98V105H100ZM108 104V107H109V109H112V107L110 108V106H109V104L110 103H106V105ZM125 104V103H124ZM124 104H120V105H124ZM126 104H128V102H126ZM130 104V103H129ZM133 104V103H132ZM143 104V103H142ZM147 104V103H146ZM145 104V105H146ZM160 104L159 105H157L156 107H158V106H160ZM165 104V102L162 104V105H164ZM177 104V103H176ZM5 105V108L3 109V111L1 110V108H0V110H1V112H0V122L1 121H3L4 123H5V121L6 122H9L8 120L10 119V118H13L14 117V112L13 113H10V115H7V117L4 115V114H2V112L3 113H5V114H9V113H7L9 110H6V106ZM16 106H17V104H15ZM14 105V106H15ZM27 105V104H26ZM43 105H44V102H43ZM42 105V106H43ZM52 105H54V104H51L49 107V109H51L52 110ZM62 104H60V106H61ZM70 105V106H71ZM79 106L77 107V108H75L74 107V109L73 110H75L76 111V109H77V111L80 113V109L81 108H79L80 107V104H78ZM106 105H104V106H106ZM113 105V104H112ZM116 105V104H115ZM120 105H119V107H120ZM135 105H136V103H135ZM139 105V104H138ZM149 104H147V106H148ZM154 105V104H153ZM156 105V104H155ZM161 105V106H162ZM15 106V107H16ZM20 106L18 107V108H20ZM32 106V105H31ZM89 106V105H88ZM90 106H92V105H90ZM117 106H118V103H117ZM126 106V105H125ZM124 106V107H125ZM130 106V105H129ZM129 106H127L126 108H128ZM133 106H134V104H133ZM142 106V105H141ZM152 106V105H151ZM166 106H168V105H166ZM171 106H173L172 104H171ZM1 107V106H0ZM3 107V106H2ZM12 107L13 106H8V109L9 108H11L12 109ZM22 107V106H21ZM24 107H25V104H24ZM24 107H22V108H24ZM29 107V106H28ZM37 107V106H36ZM38 107H39V105H38ZM47 107V104H46V106H44V108H46ZM59 107V106H58ZM69 107V106H68ZM73 107V106H72ZM81 107H82V105H81ZM94 107H96V106H94ZM99 107V106H98ZM113 107H114V105H113ZM124 107H122V108H124ZM135 107V106H134ZM143 107V106H142ZM165 107V106H164ZM14 108V107H13ZM26 108V107H25ZM34 108H35V106H34ZM48 108V107H47ZM56 108V107H55ZM67 108V107H66ZM83 108V107H82ZM88 108V107H87ZM105 108V107H104ZM103 108V109H104ZM116 108V106L114 107V109ZM122 108H120L121 109V111H122ZM131 108V107H130ZM137 108V107H136ZM136 108H135V110H136ZM144 108H146V107H144ZM161 108V107H160ZM168 107H166L165 108V111L166 110H168L167 109ZM183 108V107H182ZM189 108V107H188ZM10 109V110H11ZM28 109H30V108H28ZM40 109V108H39ZM48 109V110H49ZM61 109H63L62 108V106H61ZM72 109V108H71ZM100 109V108H99ZM147 109V108H146ZM148 109H149V107H148ZM147 109V110H148ZM153 109V108H152ZM174 109V108H173ZM181 109V108H180ZM6 110V111H5ZM15 110V109H14ZM22 110V109H21ZM45 110V109H44ZM57 110V109H56ZM60 110V109H59ZM73 110H72V112H73ZM83 110V109H82ZM89 110V109H88ZM102 110V109H101ZM117 110V109H116ZM124 110H125V108H124ZM130 110V109H129ZM149 110H151V109H149ZM159 110V109H158ZM160 110H162V108L160 109ZM159 110V111H160ZM164 110V109H163ZM162 110V111H163ZM170 110L171 109H169V111H166V112H169V113H171L170 112ZM12 111V110H11ZM34 111H35V109H34ZM40 111V110H39ZM38 111V112H39ZM54 111V110H53ZM58 111V110H57ZM62 111V110H61ZM60 111V112H61ZM63 111H65V110H63ZM70 111V110H69ZM87 111V110H86ZM91 111V110H90ZM110 111V110H109ZM159 111H156V112H159ZM172 111V110H171ZM176 111V110H175ZM178 111H179V109H178ZM190 111V110H189ZM29 112V111H28ZM68 112V111H67ZM82 112V111H81ZM91 112H93L92 114H96V113H94L95 112V110L93 111V109H92V111ZM97 112V111H96ZM107 112H108V110H107ZM117 112H118V110H117ZM127 112V111H126ZM131 112V111H130ZM137 112V111H136ZM135 112V113H136ZM141 112H143V111H141ZM144 112H145V110H144ZM154 112V111H153ZM180 112H182V111H180ZM21 113V112H20ZM20 113H19V115H20ZM29 113H31V112H29ZM45 113H47L46 112V110H45ZM44 112H42V113H38V114H45ZM57 113H59V112H57ZM61 113H63V112H61ZM84 113V112H83ZM88 113V112H87ZM90 113V112H89ZM104 113H105V111H104ZM129 113V112H128ZM147 113L148 112H146L145 114L147 115ZM164 113V112H163ZM169 113H167L168 114V119L170 118V116H172V115H170ZM172 113H175V112H173L172 111ZM185 113V112H184ZM189 113V112H188ZM194 113V112H193ZM21 114H24V113H21ZM35 114H37V113H35ZM48 114H50V113H48ZM65 114V113H64ZM75 114H77L78 115V113H76L75 112ZM102 114H103V112H102ZM108 114V113H107ZM118 114H119V112H118ZM117 114V115H118ZM123 114H124V112H123ZM131 114H133V113H131ZM137 114H139V113H137ZM142 114V113H141ZM140 114V115H141ZM144 114V113H143ZM144 114V115H145ZM149 114V113H148ZM181 114V113H180ZM180 114H179V117H181L180 116ZM190 114V113H189ZM192 114V113H191ZM30 115H32V114H30ZM30 115H28V116H30ZM53 115H54V113H53ZM56 115V114H55ZM73 115V114H72ZM81 115V114H80ZM89 115V114H88ZM99 115L100 114H98L97 116V119L99 118ZM143 115V116H144ZM145 115V116H146ZM152 115V114H151ZM170 115V116H169ZM182 115H183V113H182ZM185 115V117H186V114H184ZM184 115H183V118L184 119H186V121L189 119V120H192V119H194L195 118V114L194 115H189V117L190 116H193V118L191 119V118H189L188 116V119H187V117L185 118L184 117ZM262 115V116H261ZM17 116V115H16ZM27 116V117H28ZM65 116H66V114H65ZM69 116H70V114H69ZM73 116H75V115H73ZM82 116V115H81ZM85 116L86 115H84V119H85ZM90 117H92L91 115H89ZM104 116H105V114H104ZM109 115H107V117H108ZM114 118H115V114L114 115H112ZM112 116L110 117V120H111V118H112ZM124 116V115H123ZM133 116H135V115H133ZM159 116H160V114H159ZM162 116H163V114H162ZM162 116H160L161 117V119L163 118ZM175 116V115H174ZM198 116H200L199 114H198ZM212 116V115H211ZM214 116V115H213ZM216 116V115H215ZM214 116V117H215ZM31 117V116H30ZM36 117V116H35ZM42 117V116H41ZM44 117V116H43ZM51 118H52V115L50 116ZM54 118H56L55 116H53ZM58 118H61V117H59V116H57ZM72 117V116H71ZM76 117V116H75ZM95 117H96V115H95ZM100 117H102L103 118V116H101L100 115ZM106 117V118H107ZM129 117V116H128ZM127 117V118H128ZM139 117V116H138ZM155 117V116H154ZM160 117H158L157 118V120H159L160 119ZM197 117V116H196ZM209 117V116H208ZM228 117V118H229ZM25 118H26V115H25ZM46 118V117H45ZM45 118L44 119H42V118H39V119H41V120H39V121H41L42 123H43V121L42 120H45ZM47 118H49V117H47ZM47 118H46V121L50 124V126H51V122H50V119L49 120H47ZM63 118V117H62ZM69 118V117H68ZM72 118H74V117H72ZM83 118V117H82ZM102 118H99V119H102ZM113 118V119H114ZM117 118V117H116ZM121 118V117H120ZM144 118H146V117H143V119ZM150 118V117H149ZM165 118H166V115H165ZM182 118V119H183ZM201 118V117H200ZM14 119V118H13ZM12 119V120H13ZM15 119H17V117L15 118ZM20 119H24V117H21ZM27 119V118H26ZM34 119V118H33ZM36 120H37V117L35 118ZM66 119H67V116H66ZM69 119H71V118H69ZM84 119H82V120H84ZM91 119H93V118H90V124H91ZM95 119V118H94ZM93 119V120H94ZM112 119V120H113ZM141 119H142V117H141ZM160 119V120H161ZM164 119V118H163ZM168 119H167V121H168ZM172 119V118H171ZM207 119H209V118H207ZM214 119H216V118H214ZM224 119V118H223ZM89 120V119H88ZM107 120V119H106ZM109 120V121H110ZM115 121H116V119H114ZM122 120H123V117H122ZM128 120H129V118L127 119V121H126V124H129V123H127L128 122ZM134 120V119H133ZM145 120H149L148 118H146ZM196 121H197V118L195 119ZM195 120H192L193 122L195 121ZM213 120V119H212ZM222 120V119H221ZM220 120V121H221ZM16 121V120H15ZM14 121V122H15ZM32 121V120H31ZM35 121V120H34ZM38 121V122H39ZM46 121H44V123H46ZM86 121V120H85ZM104 121V120H103ZM103 121H102V123H103ZM118 121V120H117ZM132 121V120H131ZM130 121V122H131ZM143 121V120H142ZM151 121V120H150ZM163 120H161L160 122H162ZM175 121V120H174ZM180 121H182V120H180ZM185 121V120H184ZM192 121H190L191 123H192ZM199 121V120H198ZM222 121H225V120H222ZM250 121H251V119H250ZM10 122H12L13 123V121H10ZM19 122V121H18ZM21 122V121H20ZM35 122H37V121H35ZM69 122V121H68ZM74 122V121H73ZM86 122H88V121H86ZM94 121H92V124H95V123H93ZM96 122V121H95ZM101 122V121H100ZM99 122V123H100ZM106 122V121H105ZM156 122H158V121H156ZM164 122V121H163ZM169 122H170V119H169V121L167 122V124L169 125ZM177 122V121H176ZM178 122H179V120H178ZM178 122L176 123V124H178ZM189 122V123H190ZM231 121H229L228 123H230ZM256 122V121H255ZM22 123H24V122H22ZM58 123H59V121H58ZM72 123V122H71ZM77 123V122H76ZM80 123V122H79ZM98 123V124H99ZM107 123H109L108 121H107ZM110 123H112V122H110ZM109 123V124H110ZM125 123V122H124ZM137 123V122H136ZM140 123V122H139ZM166 123V122H165ZM165 123H163L164 125H165ZM175 123V122H174ZM185 123V122H184ZM188 123V122H187ZM196 122H194V124H195ZM217 123H218V121H217ZM236 123V122H235ZM3 124V123H2ZM30 124V122L28 123V125ZM33 124H34V122H33ZM75 124V123H74ZM89 124V125H90ZM118 124V123H117ZM117 124H115V125H117ZM121 124V123H120ZM119 124V125H120ZM131 124L132 123H130V126L129 127H131ZM145 124V123H144ZM143 124V125H144ZM160 125V123L158 122L157 123V125ZM162 124V125H163ZM194 124H191L192 126L194 125ZM208 124H209V122H208ZM213 123H211V125H212ZM251 124V123H250ZM256 124H254V126H256ZM16 125V127H17V123L15 124ZM22 125V124H21ZM26 125V124H25ZM38 125V124H37ZM69 126H67L66 128H65V130H64V133H63V135H64V138L63 137H61V135L59 136V135H57V136H54L52 139H45V140H47L48 142H47V146L51 149V151L53 152V154L55 155L54 157H56V155L57 154H61L62 155V153L65 151V154L66 155H70V150H71V147L72 146H74V139H75V137L78 135V129H75L76 131H77V133L74 131V128H72L73 126V124L71 125V124H68ZM77 125V124H76ZM83 125V124H82ZM88 125V126H89ZM108 125V124H107ZM118 125V126H119ZM156 125V126H157ZM172 124H170V126H171ZM175 125V124H174ZM178 125H181V123L180 124H178ZM189 125V124H188ZM191 125H190V128H188L189 130H191ZM199 125H201L200 123H199ZM205 124H203V126H204ZM207 125V124H206ZM215 125V124H214ZM222 125H224V124H222ZM221 125V126H222ZM227 125V124H226ZM229 125V124H228ZM230 125H231V123H230ZM229 125V126H230ZM236 125V124H235ZM237 125H238V123H237ZM248 125V124H247ZM247 125H242L241 127H244V126H247ZM264 125V124H263ZM23 126V125H22ZM31 126H32V124H31ZM34 126V125H33ZM47 126V125H46ZM58 126V125H57ZM93 126V125H92ZM92 126H90V127H92ZM109 126V125H108ZM112 126H114V125H112ZM123 126V125H122ZM121 126V127H122ZM133 126V125H132ZM151 126V125H150ZM170 126H168L169 128H170ZM187 126V125H186ZM231 126H233V125H231ZM231 126H230V128H231ZM240 126V125H239ZM2 127V126H1ZM0 127V128H1ZM4 127L5 128H3V131L4 132H8V131H5L6 130V128H7V125H6V123H5V125H4ZM28 127H30V126H28ZM27 127V128H28ZM41 127V126H40ZM54 127V126H53ZM52 126L50 127V128H53ZM60 127V126H59ZM84 127V126H83ZM89 127V128H90ZM94 127H96V126H94ZM126 127V126H125ZM165 127V126H164ZM177 127V126H176ZM179 127V126H178ZM183 127H184V125H183ZM187 127H189V126H187ZM197 127V126H196ZM204 127H206V126H204ZM209 127V126H208ZM220 127V126H219ZM223 127V126H222ZM227 127V126H226ZM9 129H10V127H8ZM15 128V126L13 127V129H12V131L13 130H15L14 129ZM24 128H25V126H24ZM26 128V129H27ZM42 128V127H41ZM46 128H48V127H46ZM76 128H78V127H76ZM101 128V127H100ZM105 128V127H104ZM103 128V130H105V129H107V128H105L104 129ZM119 128V127H118ZM127 128V127H126ZM143 128H145V127H143ZM155 128V127H154ZM168 128V129H169ZM193 128V127H192ZM211 127H209L208 129H210ZM213 128V127H212ZM223 128H225V126L223 127ZM229 128V127H228ZM239 128V127H238ZM246 128H250L249 130L248 129H246ZM253 128V126H251V127H249V125H248V127H245V132L247 133V132H249L251 129ZM255 128V127H254ZM254 128H253V130H254ZM25 129V130H26ZM30 130L28 131V130H26V131H28V135H27V138H30V135H32V132L33 131H31V128H29ZM35 129H38V128H35ZM92 128H90L89 130H91ZM122 129V128H121ZM133 129V128H132ZM136 129H137V127H136ZM183 129H185V128H183ZM200 129H203L202 127L201 128H199V130ZM215 128H213V130H214ZM231 129H234V127H232ZM236 129H237V127H236ZM242 129H244V128H242ZM17 131H15L14 133V135L15 136H17V134H18V129H16ZM45 130H47V129H45ZM44 130V131H45ZM48 130H50L49 128H48ZM85 130H87V128L86 129H84L83 131H85ZM102 130V131H103ZM108 130V129H107ZM110 130V129H109ZM108 130V131H109ZM119 130V129H118ZM124 130V129H123ZM139 130V129H138ZM150 130V129H149ZM153 130V129H152ZM172 130V129H171ZM187 130V129H186ZM193 130V129H192ZM218 130H220L219 128H218ZM229 130V129H228ZM228 130H227V132H228ZM238 130H240V128L238 129ZM248 130V131H247ZM11 130H10V132H12ZM63 131V130H62ZM79 131H81V128H80V130ZM95 131V130H94ZM97 131V130H96ZM107 131V132H108ZM160 131V130H159ZM165 131V130H164ZM167 131V130H166ZM202 131V130H201ZM222 131V130H221ZM221 131L219 132V133H215V137H216V139L218 138L217 137V135L216 134H220L221 133ZM223 131H224V129H223ZM232 131V130H231ZM231 131H229L228 133H231ZM242 131V130H241ZM255 131V130H254ZM40 132V131H39ZM43 132V131H42ZM46 132V131H45ZM43 133V134H46V133ZM105 132V131H104ZM112 132V131H111ZM110 132V133H111ZM116 132V131H115ZM137 132H139V131H137ZM150 132H152V131H150ZM181 132V131H180ZM183 132V131H182ZM192 132H194V131H192ZM198 132H200V131H198ZM240 132V131H239ZM245 132H242L243 134V136H242V139H243V137H245L246 138V136L244 135V134H246ZM256 132H260V128H259V131L257 130V128H256ZM20 133V132H19ZM36 133V132H35ZM51 133V132H50ZM58 133V132H57ZM80 133H83L84 134V132H80ZM85 133H86V131H85ZM109 133V132H108ZM116 133H119V132H116ZM116 133H115V137H116ZM136 133V132H135ZM157 133V132H156ZM155 133V134H156ZM186 133H188L187 131H186ZM185 133V131H184V134H186ZM189 133L191 134V132L189 131ZM224 133H226L225 131H224ZM236 134L238 133L237 131L235 132ZM261 133V132H260ZM259 133V134H260ZM23 134V133H22ZM37 135L39 134V133H36ZM41 134V133H40ZM48 134V133H47ZM46 134V135H47ZM55 134V133H54ZM60 134H61V131H60ZM75 134H77L75 137H74V135ZM83 134H81V135H83ZM87 134V133H86ZM85 134V135H86ZM99 134V132L97 133V135ZM126 134V133H125ZM124 134V135H125ZM152 134V133H151ZM166 134V133H165ZM180 134V133H179ZM183 134V133H182ZM181 134V135H182ZM190 134H189V137H191L190 136ZM236 134H234V136L236 137ZM239 134V133H238ZM250 134V133H249ZM4 136H5V134H3ZM8 135V134H7ZM6 135V136H7ZM11 135H12V133H11ZM13 135V136H14ZM19 135H21V134H19ZM36 135V136H37ZM42 135V134H41ZM52 135H53V133H52ZM100 135V134H99ZM110 135V134H109ZM123 135V136H124ZM160 135H162V132H161V134ZM167 135V134H166ZM173 135V134H172ZM188 135V134H187ZM186 135V136H187ZM226 135V134H225ZM230 135V134H229ZM231 135H233V133L231 134ZM231 135L230 136H228L229 138L231 137ZM240 135V134H239ZM247 135V134H246ZM258 135V134H257ZM5 136V137H6ZM40 136V135H39ZM80 136V135H79ZM88 136V135H87ZM91 136H92V134H91ZM122 136V135H121ZM207 136V133L206 132H203L202 131V133H201V135L199 136L200 138H202V139H205V138H207L208 139V137H206ZM223 136V135H222ZM248 136V135H247ZM20 137V136H19ZM34 137V136H33ZM61 137V138H60ZM89 137V136H88ZM148 137H149V135H148ZM167 137V136H166ZM173 137V136H172ZM178 137V136H177ZM184 137H185V135H184ZM183 137V138H184ZM189 137H187L188 139V142H189ZM193 137V136H192ZM209 137H210V135H209ZM212 137L214 138V136H213V134H212ZM225 137V136H224ZM224 137H222V138H224ZM255 137V136H254ZM17 138V140L19 139L18 137H16ZM32 138V137H31ZM38 138V137H37ZM36 138V139H37ZM79 138H81V137H79ZM91 138V137H90ZM90 138H88V139H90ZM147 138V137H146ZM153 138V137H152ZM160 138H161V136H160ZM164 138V137H163ZM228 138V139H229ZM238 138V137H237ZM0 139H1V136H0ZM94 139V138H93ZM121 139V138H120ZM192 139H194V137L192 138ZM201 139V140H202ZM227 139V138H226ZM228 139H227V141H228ZM231 139V138H230ZM234 139V138H233ZM236 139V138H235ZM239 139V138H238ZM248 139V138H247ZM247 139H245V140H247ZM11 140V139H10ZM9 140V141H10ZM20 140V139H19ZM25 140V139H24ZM28 140V139H27ZM34 140V139H33ZM32 140V141H33ZM43 140V139H42ZM76 140H78V138H76ZM85 140V139H84ZM97 140V139H96ZM96 140H94V141H96ZM124 140V139H123ZM123 140L121 141V142H123ZM146 140V139H145ZM149 140V139H148ZM155 140V139H154ZM158 139H156L155 141H157ZM167 140V139H166ZM190 140H191V138H190ZM198 140V139H197ZM210 140V139H209ZM232 140V139H231ZM237 140V139H236ZM258 141H259V139H257ZM16 141V140H15ZM26 141V140H25ZM30 141V140H29ZM38 141V140H37ZM37 141H33V143H37ZM90 141L91 140H89L88 142H89V144H91L90 143ZM94 141H92V142H94ZM98 142H99V140H97ZM118 141V140H117ZM144 141V140H143ZM162 141V140H161ZM170 141V140H169ZM185 141H186V139H185ZM192 141H195V140H192ZM191 141V142H192ZM214 141H216V140H214ZM213 141V142H214ZM218 141H219V139H218ZM217 141V142H218ZM222 140H220V142H221ZM226 141V142H227ZM234 141V140H233ZM257 141V142H258ZM1 142V141H0ZM39 142V141H38ZM76 142H78V141H76ZM75 142V143H76ZM81 142V141H80ZM87 142V141H86ZM87 142V143H88ZM151 142H153V140L151 141ZM163 142V141H162ZM180 142H181V140H180ZM183 142V141H182ZM187 142V143H188ZM199 142V141H198ZM198 142H197V144H198ZM228 142H230V141H228ZM232 142V141H231ZM243 142V141H242ZM241 142V143H242ZM247 142H248V140H247ZM18 143V142H17ZM105 143V142H104ZM124 143V142H123ZM122 143V144H123ZM130 143H132V142H130ZM179 143V142H178ZM184 143V142H183ZM186 143V144H187ZM204 143V142H203ZM202 143V144H203ZM208 143V142H207ZM240 143V145H242ZM254 143V142H253ZM256 143V142H255ZM254 143V144H255ZM3 144V143H2ZM19 145L21 144V143H18ZM26 144H29L28 142L26 143ZM26 144L24 143V145L26 146ZM39 144H40V142H39ZM61 144L63 145L62 147H61ZM165 144V143H164ZM181 144V143H180ZM201 144V145H202ZM205 145H206V143H204ZM224 144V143H223ZM223 144H221L220 143V146L221 145H223ZM230 144V143H229ZM232 144V143H231ZM230 144V145H231ZM233 144H236V143H233ZM232 144V145H233ZM245 144V143H244ZM11 145H12V143H11ZM23 145V144H22ZM22 145H20V146H22ZM81 145H83L82 143H81ZM118 145H119V143H118ZM141 145V144H140ZM159 145H160V143H159ZM168 145V144H167ZM170 145H171V142H170ZM177 145V144H176ZM183 145V144H182ZM192 145V144H191ZM191 145L188 147L189 149H191L192 147H191ZM200 145V146H201ZM212 145V144H211ZM219 145V144H218ZM217 145V148L219 147ZM226 145V144H225ZM227 145H228V143H227ZM230 145H228V146H230ZM231 145V146H232ZM239 144H238V146H240ZM10 146V145H9ZM77 146V145H76ZM79 146V145H78ZM87 146V145H86ZM95 146H96V144H95ZM161 146V145H160ZM160 146H159V148H160ZM224 146V145H223ZM222 146V147H223ZM252 146V145H251ZM75 147V146H74ZM73 147V148H74ZM81 148L80 149H82V146H80ZM89 147H90V145H89ZM101 147V146H100ZM131 147V146H130ZM129 147V148H130ZM145 147H148V146H145ZM170 147V146H169ZM168 147V148H169ZM184 147V146H183ZM191 147V148H190ZM195 147V146H194ZM198 147V146H197ZM206 147V146H205ZM208 147V146H207ZM210 147H212V146H210ZM215 147V146H214ZM225 147V146H224ZM227 147V146H226ZM241 147V146H240ZM254 147V146H253ZM1 148V147H0ZM9 148V147H8ZM7 148V149H8ZM20 148V147H19ZM26 148H27V146H26ZM123 148H125V146L123 147ZM129 148H127V149H129ZM150 148V147H149ZM187 148V149H188ZM196 148V147H195ZM242 148H243V146H242ZM249 148V147H248ZM17 149H18V147H17ZM23 149V148H22ZM31 149H32V147H31ZM37 149V147L35 148V150ZM44 149V148H43ZM75 149V148H74ZM78 148H76V150H77ZM88 149H91V148H88ZM101 149V148H100ZM102 149H104V147L102 148ZM116 149V148H115ZM156 149V148H155ZM157 149H158V147H157ZM193 149V148H192ZM201 149V150H200ZM199 150L200 151H202L203 149L202 148H200ZM215 149V148H214ZM213 149V150H214ZM219 149H223V148H219ZM245 149V148H244ZM251 149H252V147H251ZM260 149H261V147H260ZM260 149H259V151H260ZM15 150V149H14ZM42 149H40V151H41ZM83 150V149H82ZM91 150H94V148H92ZM110 150V149H109ZM112 150V149H111ZM194 150V149H193ZM207 150V149H206ZM218 150V149H217ZM221 150H219V151H221ZM240 150H241V148H240ZM243 150V149H242ZM241 150V151H242ZM0 151H1V149H0ZM5 151V150H4ZM12 151V150H11ZM32 151V150H31ZM78 152L79 151H81V150H77ZM87 152L89 151V150H86ZM86 151H84V152H86ZM96 151V150H95ZM97 151L99 152V150H98V148H97ZM120 151V150H119ZM174 151V150H173ZM190 150H188V151H186V152H188V153H190L189 152ZM195 151H197V153H198V150H195ZM199 151V152H200ZM216 151V150H215ZM218 151V152H219ZM223 151H225V150H222V152ZM228 151V150H227ZM2 152V151H1ZM18 152H19V150H18ZM33 152H34V150H33ZM39 152V151H38ZM45 152V151H44ZM43 152V153H44ZM73 152H75V151H73ZM77 152V153H78ZM86 152V153H87ZM90 152V151H89ZM92 152V151H91ZM123 152H124V150H123ZM155 152V154L157 153L156 152V150L154 151ZM164 152H165V150H164ZM171 152V151H170ZM185 152V153H186ZM214 151H212L211 152V154H210V156H212V153H213ZM229 152V151H228ZM240 152V151H239ZM262 152V151H261ZM15 153V152H14ZM25 153H26V151H25ZM24 153V154H25ZM115 153V152H114ZM125 153V152H124ZM139 153V152H138ZM141 153H143V152H141ZM167 153V152H166ZM168 153H169V151H168ZM187 153V154H188ZM191 153H193L192 151H191ZM194 153H196V152H194ZM193 153V154H194ZM196 153V154H197ZM204 153H206V152H204ZM219 153H221V152H219ZM218 153V154H219ZM242 153V152H241ZM249 153V152H248ZM247 153V154H248ZM259 153V152H258ZM30 154V153H29ZM32 154V153H31ZM39 154V156H41L40 154H41V152L40 153H38ZM46 154V153H45ZM74 154V153H73ZM81 154H83V153H81ZM80 154V155H81ZM85 154V153H84ZM83 154V156L85 157V155ZM92 154V153H91ZM154 154V153H153ZM171 154V153H170ZM217 154V152L215 153V156H217L216 155ZM12 156H13V154H11ZM19 154H17V156H18ZM20 155H21V153H20ZM25 155H27V154H25ZM34 155V154H33ZM47 155V154H46ZM75 155V154H74ZM73 155V156H74ZM88 155V154H87ZM134 155V154H133ZM149 155V154H148ZM165 155V154H164ZM186 155V154H185ZM195 155V154H194ZM209 155V154H208ZM223 155H226V154H223ZM222 155V156H223ZM252 155V154H251ZM251 155H250V157H251ZM255 155V154H254ZM258 155V154H257ZM1 156V155H0ZM10 156V155H9ZM16 156V157H17ZM35 156H36V154H35ZM51 156V155H50ZM63 156V155H62ZM90 156V155H89ZM89 156H87V157H89ZM154 156V155H153ZM191 156V155H190ZM197 156V155H196ZM198 156H200V155H198ZM210 156H205L206 158L207 157H210ZM228 156V155H227ZM230 156V155H229ZM228 156V158H230ZM242 156V155H241ZM259 156V155H258ZM261 156V155H260ZM3 156H1V159H2V162L1 163H3V161H4V159H9V157H8V155H7V157L6 158H2ZM14 157V156H13ZM33 157V156H32ZM43 157V156H42ZM71 158L69 159H67L66 161H65V159L64 160H62L63 162L65 161V162H67V163H69L70 161H72L73 160V158H72V155L70 156ZM77 157V156H76ZM78 157H79V154H78ZM102 157V156H101ZM132 157V156H131ZM169 157V156H168ZM180 156H178V158H179ZM202 157H203V155H202ZM201 157V158H202ZM219 157H220V154H219ZM225 157V156H224ZM256 157V156H255ZM24 158V157H23ZM22 158V159H23ZM33 158H35V157H33ZM32 158V159H33ZM36 158H37V156H36ZM47 158V157H46ZM64 158V157H63ZM62 158V159H63ZM80 158H82V155H81V157ZM113 158V157H112ZM174 158H176V157H174ZM184 158V157H183ZM182 158V159H183ZM191 158V157H190ZM192 158H194V157H192ZM197 158V157H196ZM212 158V157H211ZM211 158H209L208 160H209V162H210V160H211ZM213 158L215 159V157L213 156ZM212 158V161L215 163V161H214V159ZM226 158V157H225ZM224 158V159H225ZM245 158V157H244ZM258 158H260V157H258ZM257 158V159H258ZM263 158V157H262ZM18 159V158H17ZM16 158H15V160H17ZM38 159V158H37ZM36 159V160H37ZM44 159H45V157H44ZM58 159V157L57 158H55V160H57ZM61 159V158H60ZM72 159V160H71ZM78 158H76V160H77ZM116 159H117V157H116ZM181 159V158H180ZM221 159H223V157L221 158ZM251 158H248V161L250 160ZM264 159V158H263ZM41 159H39V161H40ZM85 159H83V161H84ZM151 160V159H150ZM161 160V159H160ZM159 160V161H160ZM186 160H188V159H186ZM192 160V159H191ZM194 160V159H193ZM198 160V159H197ZM202 160H205V158L204 159H202ZM208 160H206V161H208ZM216 160H219V159H216ZM227 160V158L225 159V160H223V161H226ZM260 160H261V163H259L260 162ZM19 161V160H18ZM24 167H25V169L29 172V174L31 175L30 177L31 178H33L34 180H35V187H34V190H33V193H31L30 195H28L25 199H24V201H23V199L21 200V201H23L22 202V206H28L29 207V209H31V206H32V204H33V202H36L37 201V199H35V196L36 195H43V189H42V186H44V185H42L45 181H47L48 182V180H46V177H47V172L49 171V173L51 172V171H53L52 170V168L50 169V170H48L47 171V166H46V168L43 166L44 164H42V166L41 165H38L37 164V162L36 161H34V160H31L30 159V157H29V155H28V157H26L25 156V158H24ZM31 161H33V163H34V166L32 167V163H31ZM38 161V160H37ZM38 161V162H39ZM47 161V160H46ZM61 161V162H62ZM81 161V160H80ZM83 161H81V163L83 162ZM87 161V160H86ZM107 161V160H106ZM112 161V160H111ZM114 161V160H113ZM168 161H169V159H168ZM183 161V160H182ZM206 161H204L205 163H206ZM222 161V160H221ZM228 161V160H227ZM247 160H245V162H246ZM5 162H7V161H5ZM9 162H11V161H9ZM36 162V163H35ZM43 162V161H42ZM49 162V161H48ZM53 162V161H52ZM52 162H50V164L52 163ZM64 162V163H65ZM109 162V161H108ZM152 162V161H151ZM185 162V161H184ZM190 162V161H189ZM192 162H195V161H192ZM197 162V161H196ZM195 162V163H196ZM201 162V161H200ZM209 162L207 163V164H209ZM244 162V161H243ZM253 162L254 161H251V164H253ZM264 163V161L262 160V159H258V163L260 164L259 166H260V168H261V166H263V163ZM17 163V162H16ZM19 163V162H18ZM23 162H21V164H22ZM47 163V162H46ZM55 163V162H54ZM58 163V162H57ZM57 163H56V165H57ZM116 163H118V162H116ZM157 163H159L160 164V162H157ZM219 163V162H218ZM227 163V162H226ZM229 163V162H228ZM227 163V164H228ZM246 163H248V162H246ZM245 163V165L246 166H244V167H247V164ZM5 164V163H4ZM14 164V163H13ZM20 164V163H19ZM48 165H49V163H47ZM75 164V163H74ZM76 164H78V163H76ZM84 164V163H83ZM132 164V163H131ZM153 164V163H152ZM164 164V163H163ZM179 164H180V162H179ZM206 164V165H207ZM210 164H212V163H210ZM217 164V163H216ZM221 164V163H220ZM219 164V166L221 167V165ZM223 164H225V163H223ZM226 164V165H227ZM248 164H250V161H249V163ZM262 164V165H261ZM10 165H12L11 163H10ZM17 165V164H16ZM71 165V167H72V164H70ZM79 165H80V163H79ZM99 165V164H98ZM133 165V164H132ZM134 165H136V164H134ZM133 165V167H135ZM157 165V164H156ZM201 165V164H200ZM202 165H203V163H202ZM3 166V165H2ZM20 166V165H19ZM74 166V165H73ZM81 167H82V165H80ZM84 166V165H83ZM111 166V165H110ZM183 166V165H182ZM186 166H189L188 165V161H187V165ZM196 166H197V164H196ZM227 166H229V165H227ZM253 166V165H252ZM252 166H250V167H252ZM255 166H256V164H255ZM253 167L254 169L256 168V167ZM259 166H258V168H259ZM5 167V166H4ZM6 167H7V165H6ZM14 167V166H13ZM12 167V169H16V168H13ZM67 168H68V166H66ZM70 167V166H69ZM77 167V166H76ZM131 167V166H130ZM195 167V166H194ZM211 166L209 165V166H205V168H210ZM215 166H214V164H213V168L212 169H215L214 168ZM218 167V166H217ZM216 167V168H217ZM223 167V166H222ZM221 167V168H222ZM20 168V167H19ZM83 169H84V167H82ZM86 168H87V166H86ZM104 168H106V167H104ZM132 168V167H131ZM161 168V167H160ZM170 168V167H169ZM186 168V167H185ZM191 168V167H190ZM202 168L203 169H205L203 166H202ZM220 168V169H221ZM224 168V167H223ZM225 168H228V167H225ZM259 168V169H260ZM263 168H264V166H263ZM20 169H22V167L20 168ZM65 169V168H64ZM69 169V168H68ZM70 169H72V168H70ZM81 172H82V170H81V168L79 167L78 168ZM128 169H129V167H128ZM127 169V170H128ZM135 169V168H134ZM162 169H163V166H162ZM202 169V170H203ZM219 169V168H218ZM262 169V168H261ZM23 170V169H22ZM25 170V171H26ZM60 170V169H59ZM92 170V169H91ZM178 170V169H177ZM176 170V171H177ZM196 170V169H195ZM194 170V172H193V174L195 175L196 174V171ZM200 170H201V168H200ZM222 170L223 169H221L220 171L222 172ZM225 170V169H224ZM12 171H14V170H12ZM72 171H74L73 169H72ZM131 171V170H130ZM156 171H158V170H156ZM161 171H164V170H161ZM188 171V170H187ZM191 171H192V169H191ZM215 171H217V170H215ZM255 171V170H254ZM253 171V172H254ZM262 171V170H261ZM260 171V172H261ZM8 172V171H7ZM23 172V171H22ZM28 172H25V174L27 173L28 174ZM98 172H100V171H98ZM159 172H160V170H159ZM186 172V171H185ZM184 172V173H185ZM203 172H204V170H203ZM225 172V171H224ZM19 173V172H18ZM56 173V172H55ZM58 173V175H59V171L57 172ZM66 173V172H65ZM75 173V172H74ZM112 173V172H111ZM130 173V172H129ZM164 173V172H163ZM169 173V172H168ZM191 173V172H190ZM206 173H208V172H206ZM210 173H213L212 171H211V169L209 170V173L206 175V181L204 182V180H203V182L204 183H206V184H211V183H217L218 182V180H217V178H218V176L216 175V177L214 178L212 175H211V177H210ZM219 173V172H218ZM248 173V172H247ZM246 173V174H247ZM250 173V172H249ZM262 173V172H261ZM261 173H260V175H259V177L261 178V176H263V175H261ZM52 174V173H51ZM67 174V173H66ZM69 174V173H68ZM81 174V173H80ZM128 174V173H127ZM134 174V173H133ZM155 174V173H154ZM183 174V173H182ZM181 174V175H182ZM187 174V173H186ZM204 174H205V172H204ZM221 174V173H220ZM226 174V173H225ZM225 174H221V176L223 177V175H225ZM257 174V173H256ZM263 174V173H262ZM79 175V174H78ZM84 175H85V173H84ZM88 175V174H87ZM158 175V174H157ZM198 175V174H197ZM244 175V174H243ZM249 175V174H248ZM251 176H252V171H251V174H250ZM254 175V174H253ZM258 175V174H257ZM27 176V175H26ZM60 176H62V175H60ZM70 176V175H69ZM75 176V175H74ZM102 176V175H101ZM108 176V175H107ZM130 176H132L131 174H130ZM148 176V175H147ZM196 176V175H195ZM251 176H248V177H251ZM255 176V175H254ZM23 177V176H22ZM49 177H52L50 174H49ZM85 177H87V176H85ZM91 177V176H90ZM94 177V176H93ZM114 177V176H113ZM128 177H129V175H128ZM127 177V178H128ZM159 177V176H158ZM157 177V178H158ZM177 177H179V176H177ZM177 177L175 178L174 177V180H176L177 179ZM194 177V176H193ZM197 177V176H196ZM203 177V176H202ZM201 177V178H202ZM207 177L209 178V181H208V183H207ZM214 179H213V178ZM245 177V176H244ZM246 177H247V175H246ZM245 177V178H246ZM30 178V179H31ZM53 179H55L54 177H52ZM92 178V177H91ZM106 178V177H105ZM117 178V177H116ZM119 178V177H118ZM134 178V177H133ZM156 178V179H157ZM168 178V177H167ZM180 178H182V177H180ZM210 178H212L213 180H214V182H212L211 180H210ZM10 179V180H9ZM26 179V178H25ZM49 179V178H48ZM51 179V178H50ZM49 179V180H50ZM57 179V178H56ZM55 179V180H56ZM151 179H152V177H151ZM188 179V178H187ZM194 179V182H196V181H198V179L196 180L195 179V177L193 178ZM249 179V178H248ZM253 179H255V178H253ZM252 179V180H253ZM256 179H259V178H256ZM264 179V178H263ZM106 180V179H105ZM111 180V179H110ZM131 180V179H130ZM136 180V179H135ZM166 180H168V179H166ZM173 180V181H174ZM178 180H180L179 178H178ZM196 180V181H195ZM199 180H201V179H199ZM228 180V179H227ZM247 180V179H246ZM250 180V179H249ZM31 181V180H30ZM61 181V180H60ZM59 181V182H60ZM88 181V180H87ZM90 181V180H89ZM112 181H113V179H112ZM119 181V180H118ZM117 181V182H118ZM172 181V182H173ZM255 181V180H254ZM258 181V180H257ZM62 182H63V180H62ZM73 183H74V181H72ZM76 182V181H75ZM84 182V181H83ZM103 182V181H102ZM116 182V183H117ZM120 182V181H119ZM139 182V181H138ZM138 182H136L135 184L137 185V183ZM160 182V181H159ZM172 182H171V184H172ZM202 182V181H201ZM261 182V181H260ZM260 182H258V183H260ZM46 183V182H45ZM51 183H52V181H51ZM54 183V182H53ZM53 183H52V185H53ZM56 183V182H55ZM54 183V184H55ZM68 183V182H67ZM66 183V184H67ZM134 183V182H133ZM176 183H178L177 181H176ZM184 183V182H183ZM197 183V182H196ZM224 183V182H223ZM247 183V182H246ZM250 183V182H249ZM248 183V184H249ZM252 183V182H251ZM263 183H264V180H263ZM58 186H55V187H59V184L58 183H56ZM75 184V183H74ZM82 184V183H81ZM150 184V183H149ZM168 184V183H167ZM185 184V183H184ZM187 184V183H186ZM192 184V183H191ZM200 184H202V183H199L198 185H200ZM205 184V186H207ZM219 184V183H218ZM221 184V183H220ZM225 184V183H224ZM255 184H257V182L255 183ZM109 185V184H108ZM107 185V186H108ZM145 185V184H144ZM151 185V184H150ZM170 185V184H169ZM175 185H177V184H175ZM193 185V184H192ZM197 185V186H198ZM203 185V184H202ZM217 185V184H216ZM264 185V184H263ZM24 186H27V185H25V181H24V179H22L21 177H19L18 176V174H17V171H15V173L13 174V175H11V173H10V175L9 176H7L6 175V172H5V169L4 168H2L1 167V164H0V197L1 198H4L6 201H7V203H9L10 204V206H9V208L8 209H6L5 211H3V213H2V215H1V217H0V225L1 226H3V231H2V233H3V235H2V237L0 238V253L1 254H3V252H6L7 251V244H6V241L8 240V239H15L14 240V246H13V248L12 249H10V251L12 252V253H16V258H13V259H15L14 260V264H32V257H33V255H39V256H41V258L39 257V259H38V262H37V264H50L48 261L50 260H54L55 259V262L57 263V264H69V261L67 260V259H63V257H62V255L61 254H59L58 255V253L59 252H57V255H55V249H54V246H56V245H53V242L55 241L54 240V236L56 235V234H59V237L61 236L60 234L61 233H56L55 235H53V242L50 244V245H52L53 246V248L49 245L48 246V244H47V247H42L41 246V244L40 245H38V244H35V243H33V239L35 238L36 239V237H35V233H37V231L38 230H40L39 229V220H38V217L37 216H32V214H31V211H24V210H22V212L20 213V193H22V192H24L22 189H24L23 187ZM31 187H30V189L32 188V183H31V185H30ZM46 186V185H45ZM49 186V185H48ZM63 186V185H62ZM127 186V185H126ZM158 187L157 188H159V185H157ZM196 186V187H197ZM204 186V185H203ZM211 185H209V187H210ZM214 186V187H213ZM213 186H212V188L214 189V188H216V186L213 184ZM220 187H221V185H219ZM224 186V185H223ZM226 186V185H225ZM235 186V185H234ZM250 186V185H249ZM260 186V185H259ZM262 186V185H261ZM29 187V186H28ZM60 187H61V185H60ZM66 187V186H65ZM62 188L61 187V190L62 191H59V192H61L60 193V198H62L63 200H64V198H65V196L67 195V193L69 194L70 192H69V190L67 189L68 187H66V188ZM92 187V186H91ZM113 187H115V186H113ZM196 187H195V189H196ZM199 187V186H198ZM220 187H218V188H220ZM236 187V186H235ZM254 187H257V186H255L254 185ZM169 188V187H168ZM190 188V187H189ZM201 188H203V187H199L198 189H201ZM217 188V189H218ZM223 188V187H222ZM230 188V187H229ZM27 189V188H26ZM106 189V188H105ZM170 189V188H169ZM173 189V188H172ZM171 189V190H172ZM186 189V188H185ZM197 189V190H198ZM224 189V188H223ZM222 189V190H223ZM226 189V188H225ZM246 189H248V188H246ZM257 189L259 190L260 188L259 187H257ZM261 189H263V188H261ZM20 190H22V191H20ZM47 190V189H46ZM58 190V189H57ZM77 190V189H76ZM93 190V189H92ZM98 190V189H97ZM137 190V189H136ZM171 190L169 191V192H171ZM191 190V189H190ZM194 190V189H193ZM203 190H204V188H203ZM208 190V189H207ZM212 190V189H211ZM211 190H210V192H209V194L211 193ZM219 190V189H218ZM228 190V189H227ZM231 190V189H230ZM233 190V189H232ZM264 190V189H263ZM49 191H50V189H49ZM81 191V190H80ZM167 191V190H166ZM195 191V190H194ZM216 191V190H215ZM249 191V190H248ZM250 191H253V189H251ZM262 191V190H261ZM48 192V191H47ZM57 191H55V193H56ZM73 192V191H72ZM162 192H164V191H162ZM199 192V191H198ZM197 192V193H198ZM201 192V191H200ZM212 192H214V191H212ZM216 192H218V191H216ZM231 192V191H230ZM233 192H235V191H233ZM53 193V192H52ZM79 193V192H78ZM107 193H109V192H107ZM181 193H182V191H181ZM189 193H191V192H189ZM195 193H196V191H195ZM195 193H193V195L195 194ZM196 193V194H197ZM219 193V192H218ZM221 193V192H220ZM220 193L218 194V195H216L215 193V197L216 196H219L220 195ZM224 193H225V191H224ZM253 193V192H252ZM51 194V193H50ZM80 194V193H79ZM83 194V193H82ZM89 194V193H88ZM170 194V193H169ZM176 194V193H175ZM182 194H184V193H182ZM187 194V192H185V194L184 195H186ZM200 194V193H199ZM209 194H207V196L209 195ZM231 194V193H230ZM249 194V193H248ZM75 195H76V193H75ZM225 195V194H224ZM251 195V194H250ZM255 195V194H254ZM44 196V195H43ZM48 196V195H47ZM84 196V195H83ZM164 196H166V195H164ZM174 196V195H173ZM173 196H172V198H173ZM180 195H178V197H179ZM182 196V195H181ZM187 196V195H186ZM190 196V195H189ZM197 196V195H196ZM204 196H205V194H204ZM207 196H205V197H207ZM213 196V199L215 198ZM222 196H223V194H222ZM238 196V195H237ZM38 197H41V196H38ZM58 197V196H57ZM76 197V196H75ZM120 197V196H119ZM142 197V196H141ZM168 197V196H167ZM166 197V198H167ZM185 197V196H184ZM192 197V196H191ZM191 197H188L187 199H189V198H191ZM194 197V196H193ZM197 197H199V196H197ZM196 197V198H197ZM42 198V197H41ZM66 198H68V197H66ZM79 198V196L77 197V199ZM155 198V197H154ZM182 197H180L179 199L180 200H182L181 199ZM195 198V197H194ZM204 198V197H203ZM208 198H211V197H209L208 196ZM218 198H221V196L220 197H218ZM224 198V197H223ZM46 199V198H45ZM90 199V198H89ZM97 199H98V197H97ZM126 199V198H125ZM138 199V198H137ZM178 199V198H177ZM177 199H176V201H177ZM185 199H186V197H185ZM192 199V198H191ZM200 199H201V197H200ZM199 199V200H200ZM215 199H217V198H215ZM237 198H235V200H236ZM62 200V201H63ZM68 200V199H67ZM104 200V199H103ZM138 200H140V197H139V199ZM194 201L195 200H197V199H193ZM217 200H220V199H217ZM240 200V199H239ZM62 201H61V203H60V199L59 200H55V199H53V198H50L49 200H47L46 202H45V204H44V206L46 207V208H52L53 210H54V212H56L55 213V216L56 217H63L64 218V216H65V214L63 213V211L65 210H62L63 209V206L61 207V205H62ZM73 201V200H72ZM79 201H81V199L79 200ZM78 201V202H79ZM133 201V200H132ZM183 201H184V199H183ZM183 201H180L181 203L183 202ZM187 201V200H186ZM194 201H192L191 202V200L189 199V202H191V204L192 203H194ZM206 201V200H205ZM209 202L211 201V200H208ZM206 202L205 203V205L204 206H206L207 207V210L209 209L208 207H209V202ZM214 201H216V200H214ZM65 203H66V201H64ZM71 202V201H70ZM73 202H77V201H73ZM82 202V201H81ZM84 202V201H83ZM163 202V201H162ZM178 202V201H177ZM185 202V201H184ZM196 202V201H195ZM203 202H204V199H203ZM202 202V204H204ZM218 202V201H217ZM238 203H239V201H237ZM236 202V203H237ZM241 202V201H240ZM72 203V202H71ZM80 203V202H79ZM136 204L137 203V200H136V202L135 201H133V204ZM160 203V202H159ZM169 203V205L171 204V202L169 201L168 202ZM208 203V204H207ZM215 203V202H214ZM213 202H212V204H214ZM237 203V204H238ZM38 204H39V202H38ZM64 204V203H63ZM73 204V203H72ZM102 203H100V205H101ZM103 204H105V203H103ZM102 204V205H103ZM177 204V203H176ZM186 204H188V202L186 203ZM185 204V205H186ZM211 204V203H210ZM216 204L217 203H215V205H214V207L216 206ZM220 204V203H219ZM7 205V204H6ZM100 205H98L99 207H100ZM151 205V204H150ZM161 205V204H160ZM171 205H174V204H171ZM178 205L179 204H177L176 206H177V208H180V207H178ZM182 205V204H181ZM184 205V204H183ZM183 205H182V207H183ZM189 205V204H188ZM192 205H194V204H192ZM192 205H189V207L187 206V211L189 212L190 211V207L192 208ZM21 206V207H22ZM71 206V205H70ZM69 206V207H70ZM94 206V205H93ZM104 206V205H103ZM145 206H146V204H145ZM238 205H236V207H237ZM5 207V206H4ZM73 207H75V209L77 208L76 206H72V209H73ZM110 207V206H109ZM109 207H107V206H105L104 207V209L105 210H107V209H109ZM175 207V206H174ZM182 207L180 208V209H182ZM186 206H184V208H185ZM198 207H203V206H198ZM205 207V208H206ZM211 207H213V206H211ZM225 207V206H224ZM239 207H241V203H240V206ZM238 207V208H239ZM42 208V207H41ZM66 208V207H65ZM68 208V207H67ZM67 208H66V210H67ZM71 208V207H70ZM84 208V207H83ZM94 208V207H93ZM103 208V207H102ZM101 208V209H102ZM165 208V207H164ZM163 208V209H164ZM167 208H168V206H167ZM167 208H166V210H167ZM170 208V207H169ZM168 208V209H169ZM204 208V209H205ZM3 209V208H2ZM43 209V208H42ZM79 209V208H78ZM112 209V208H111ZM137 209H139V208H137ZM146 209V208H145ZM153 209H155V208H153ZM179 209V210H180ZM194 209H197V206L195 207V208H193V210H191L192 212L194 211ZM199 209V208H198ZM198 209L196 210V211H198ZM202 209V208H201ZM212 209V208H211ZM210 209V210H211ZM214 209V208H213ZM219 209V208H218ZM217 209V210H218ZM236 209V208H235ZM240 209V208H239ZM172 210V209H171ZM174 210V209H173ZM183 210L184 209H182V213H183ZM185 210V211H186ZM203 210V209H202ZM207 210H206V214H207ZM217 210H216V212H217ZM221 210V209H220ZM2 211V210H1ZM95 211H96V209H95ZM176 211V210H175ZM186 211V212H187ZM195 211V212H196ZM204 211V210H203ZM202 211V212H203ZM215 211V210H214ZM35 212V211H34ZM64 212H66V211H64ZM84 213L86 212V211H83ZM94 212V211H93ZM166 212V211H165ZM194 212V213H195ZM200 212H201V210H200ZM200 212H199V216H200ZM218 212H219V210H218ZM116 213H118V212H116ZM170 213H172V212H169V215H170ZM174 213V212H173ZM182 213H180V214H182ZM185 213V212H184ZM191 213V212H190ZM196 213H198V212H196ZM196 213L193 215V216H196ZM203 213H205V211L203 212ZM212 213V212H211ZM234 213V212H233ZM62 214H64L63 216H62ZM76 214V213H75ZM74 214V215H75ZM82 214V213H81ZM101 214H103V212L101 213ZM144 214H145V212H144ZM175 214H177V213H175ZM175 214H172L173 215V217H174V215ZM188 214V213H187ZM186 214V216H187V220H190V219H188V216L189 215H192V214H189V215H187ZM205 214V216H211V217H213L212 215H214V214H212V215H206ZM220 213H218L217 215H219ZM54 215V214H53ZM67 215V214H66ZM99 215V214H98ZM123 215V214H122ZM184 215V214H183ZM202 215V214H201ZM216 215V214H215ZM214 215V216H215ZM44 216V215H43ZM42 216V217H43ZM50 216V215H49ZM52 216V215H51ZM50 216V217H51ZM77 216H79V215H77ZM82 216V215H81ZM171 216V215H170ZM178 217L180 216V215H177ZM185 216V215H184ZM183 216V218H185ZM203 216H204V214H203ZM204 216V217H205ZM48 217V216H47ZM54 217V216H53ZM53 218L54 219V221L56 222L57 220H55V219H57V218ZM92 217V216H91ZM110 217H111V215H110ZM156 217V216H155ZM175 217H176V215H175ZM174 217V218H175ZM189 217H191V216H189ZM204 217H203V220H204ZM63 218H61V219H63ZM78 218V217H77ZM79 218H80V216H79ZM151 218V217H150ZM150 218H149V221H150ZM172 216L170 217V220L171 221H173L172 219ZM183 218H181V220L183 221V220H186V219H183ZM193 218V217H192ZM195 218V217H194ZM199 218V217H198ZM200 218H201V216H200ZM207 218V217H206ZM205 218V221L206 220H209V218L208 219H206ZM213 218H215V217H213ZM212 218V219H213ZM60 219V220H61ZM162 219H164V218H162ZM178 219V218H177ZM176 218L174 219V220H177ZM179 219H180V217H179ZM179 219H178V221H179ZM59 220V219H58ZM59 220V221H60ZM75 222H76V220L75 219H73ZM84 220V219H83ZM102 220V219H101ZM192 220V219H191ZM190 220V221H191ZM197 219H195V221H196ZM216 220V219H215ZM214 220V221H215ZM59 221H57V223H56V225H55V223L52 225V226H58L57 224H59ZM62 221L63 220H61V222L60 223H62ZM69 221V220H68ZM79 221V220H78ZM81 221V220H80ZM139 222H140V220H138ZM161 221V220H160ZM164 221V220H163ZM162 221V222H163ZM182 221L181 222H178L179 223V225L178 224H176V225H173V226H176L177 228L180 226V225H182V224H184V223H182ZM213 221V220H212ZM214 221H213V223H214ZM217 221V220H216ZM43 222V221H42ZM96 222H98L97 220H96ZM115 221H113V223H114ZM117 222V221H116ZM115 222V223H116ZM167 222V221H166ZM194 221H192V222H190V223H192L191 225H195V227L197 226L196 225V223L194 224L193 223ZM197 222H199V221H197ZM204 222V221H203ZM230 222V221H229ZM242 222V221H241ZM82 223V222H81ZM83 223H84V221H83ZM161 223V222H160ZM181 223V224H180ZM189 223V222H188ZM189 223V224H190ZM199 223H202V221L200 220V222ZM199 223H197V224H199ZM209 223V222H208ZM208 223H207V225H208ZM210 223H211V221H210ZM218 223V222H217ZM217 223H216V225H217ZM26 224L28 225L27 227L28 228H26ZM66 224H70V223H66ZM85 224V223H84ZM96 224V223H95ZM102 224V223H101ZM122 224V223H121ZM134 224H136V222H134ZM150 224H152V222L150 223ZM149 224V225H150ZM155 224H157V223H155ZM171 224V223H170ZM174 224H175V222H174ZM186 224V223H185ZM223 224H225V225H227V223H223ZM49 225V224H48ZM48 225L46 226L45 225V229H47L48 228ZM65 225V224H64ZM88 225V224H87ZM111 225V224H110ZM178 225V226H177ZM188 225V224H187ZM202 225V224H201ZM200 225V226H201ZM212 225V224H211ZM225 225H221L222 227V229H223V227L225 228ZM230 225V224H229ZM60 226V225H59ZM67 226V225H66ZM112 226V225H111ZM166 226V225H165ZM189 226V225H188ZM51 227V226H50ZM63 227V226H62ZM65 227V226H64ZM100 227V226H99ZM98 227V228H99ZM147 227V226H146ZM145 227V228H146ZM190 227H194V226H190ZM210 227H212V226H210ZM209 227V228H210ZM229 229H227V230H231V233H232V228H230L231 226H227ZM226 227V228H227ZM242 227H243V224H242ZM241 227V228H242ZM2 228V227H1ZM68 229L66 230L68 233V235H70V232L69 231H71V230H69L70 228L69 227H67ZM93 228V227H92ZM136 228V227H135ZM135 228H134V230H135ZM163 228V227H162ZM168 228H170V227H168ZM168 228H167V230H166V232L168 231ZM174 228V227H173ZM172 228V229H173ZM181 228H182V226H181ZM181 228H178V229H180L181 230ZM186 228V227H185ZM220 228V229H221ZM234 229L233 230H235V228H236V226H234L233 227ZM48 229H53V227L52 228H48ZM59 229V228H58ZM65 229H66V227H65ZM129 229V228H128ZM172 229H170V230H172ZM175 229V228H174ZM183 231H179V230H175L176 232H184V230H186V229H184V226H183ZM187 229H189L188 227H187ZM194 229V228H193ZM217 229V228H216ZM23 230H25V234L23 235L22 234V231ZM60 231H61V229H59ZM78 230H80V229H78ZM98 230V229H97ZM157 230V229H156ZM162 230V229H161ZM165 230V229H164ZM169 230V231H170ZM195 230V229H194ZM209 230V229H208ZM215 230V229H214ZM226 230V231H227ZM242 230V229H241ZM74 231V230H73ZM163 231V230H162ZM168 231V232H169ZM189 231V230H188ZM193 231V230H192ZM209 231H212V228L209 230ZM217 231V230H216ZM216 231H215V233H216ZM218 231H220L219 230V228H218ZM223 230H221L220 231V234H221V232H222ZM225 230H224V235H225V233H228V232H226ZM253 230H252V228H251V232H252ZM40 232H42V231H40ZM78 232V231H77ZM118 232V231H117ZM155 232V231H154ZM165 232V233H166ZM167 232V233H168ZM198 232V231H197ZM196 232V233H197ZM204 232V231H203ZM206 232V231H205ZM213 232V231H212ZM211 232V233H212ZM234 232V231H233ZM20 233L22 234V236H21V239H20ZM52 233H53V231H52ZM96 233H98V232H96ZM134 233H136V231L134 232ZM160 233V232H159ZM173 233V232H172ZM171 233V234H172ZM186 233H187V231H186ZM208 233V232H207ZM230 233V234H231ZM38 234V233H37ZM80 234V233H79ZM78 234V235H79ZM161 234V233H160ZM162 234H164V233H162ZM173 234H176L175 232L173 233ZM181 234V233H180ZM201 235H202V232L200 233ZM217 234V233H216ZM216 234H214V235H216ZM237 234V233H236ZM235 234V235H236ZM170 235V234H169ZM185 235H188V234H185ZM192 236H193V233L191 234ZM196 235H198V234H196ZM207 235V234H206ZM209 235V234H208ZM207 235V236H208ZM219 235V234H218ZM222 235V234H221ZM52 236V235H51ZM56 236H58V235H56ZM56 236H55V238H56ZM81 236V235H80ZM151 236V235H150ZM162 236V235H161ZM177 236H179V235H177ZM177 236H175V239H176V237ZM182 236V235H181ZM191 236V237H192ZM226 236V235H225ZM232 234H231V237H230V239L232 238ZM58 237V238H59ZM62 237V236H61ZM60 237V238H61ZM67 237V236H66ZM70 237V236H69ZM73 237V236H72ZM79 237V236H78ZM77 237V238H78ZM151 237H153V235L151 236ZM166 237H168V236H166ZM165 237V238H166ZM173 237H174V235H173ZM180 237V236H179ZM185 237V236H184ZM202 237V236H201ZM210 237V236H209ZM209 237H207V238H209ZM212 237V236H211ZM223 236H221V238H222ZM76 238V239H77ZM127 238V237H126ZM165 238H164V240H165ZM170 238H172V237H170ZM183 238V237H182ZM198 238V237H197ZM204 237H202L201 239H203ZM225 238V237H224ZM34 239V240H35ZM67 239V238H66ZM146 239V238H145ZM173 239V238H172ZM186 239H188V237H186ZM199 239H200V237H199ZM201 239H200V241H201ZM217 239H220V236H219V238H217ZM43 240V239H42ZM48 241L49 240H52L51 238H50V234H49V239H47ZM57 240V239H56ZM140 240V239H139ZM177 240V239H176ZM179 240V239H178ZM177 240V241H178ZM181 240V239H180ZM195 240V239H194ZM205 240V239H204ZM207 240V239H206ZM62 241V240H61ZM76 241V240H75ZM117 241H119L118 239H117ZM167 240H165L164 242H166ZM173 241H174V239H173ZM188 241V240H187ZM186 241V242H187ZM196 241H199V240H195L194 241V243L196 242ZM208 241V240H207ZM46 242V241H45ZM150 242V241H149ZM192 242V241H191ZM191 242L189 243V244H191ZM227 242V241H226ZM79 243V242H78ZM77 243V244H78ZM119 243V242H118ZM177 243V242H176ZM184 244H185V242H183ZM188 243V242H187ZM193 243V244H194ZM200 243V245H201V243L202 242H199ZM11 244V243H10ZM74 244V243H73ZM183 244V245H184ZM189 244H187V248H188V245ZM193 244L191 245V246H193ZM206 244H209V243H206ZM230 244H231V242H230ZM59 245V244H58ZM65 245L66 246H69V242H66L65 243ZM74 245H76V244H74ZM150 245V244H149ZM158 245H160V244H158ZM186 245V244H185ZM196 245H198V244H196ZM203 245V244H202ZM205 245V244H204ZM216 245V244H215ZM214 245V246H215ZM71 246H72V244H71ZM172 246H176L175 244L174 245H172ZM179 246H180V244H179ZM178 246V247H179ZM190 246V247H191ZM217 246V245H216ZM220 246V245H219ZM231 246V245H230ZM73 247V246H72ZM154 246H152V248H153ZM159 247V246H158ZM200 247V246H199ZM222 246H220L219 248H221ZM225 247V246H224ZM232 247V246H231ZM43 248V249H42ZM57 248V247H56ZM144 248H146V249H144V251L145 250H147V251H150L149 249L151 248L150 246H146V247H144ZM179 248H181V247H179ZM193 248V247H192ZM206 248V247H205ZM215 248V247H214ZM219 248H217V250L219 249ZM223 248V247H222ZM221 248V249H222ZM237 248V247H236ZM235 248V249H236ZM137 249V248H136ZM176 249H177V247H176ZM224 249V248H223ZM128 250H130V249H128ZM128 250H126V254L127 253H132V251L131 252H128ZM194 250H195V248H194ZM210 250V249H209ZM216 250V249H215ZM228 250V249H227ZM245 250H247V249H245ZM137 251V250H136ZM161 251V250H160ZM164 251H165V249H164ZM174 251V250H173ZM173 251H172V253H173ZM200 251L201 250H196V256L198 255V253L197 252H199V257L201 256V253H200ZM202 251H203V249H202ZM251 251V250H250ZM169 252V251H168ZM220 252H221V250L218 252L219 254H220ZM71 253V252H70ZM160 253V252H159ZM175 253V252H174ZM176 253H178V252H176ZM188 253V252H187ZM209 253V252H208ZM142 254H144V253H142ZM169 254H171V253H169ZM194 255H195V252L193 253ZM206 254V253H205ZM204 254V255H205ZM251 254V253H250ZM255 253H253V255H254ZM21 255H23V257H21ZM164 255V254H163ZM182 255H184L183 253H182ZM190 255V254H189ZM215 255V254H214ZM213 255V256H214ZM248 255V254H247ZM15 256V255H14ZM65 256V255H64ZM103 256V255H102ZM165 256V255H164ZM163 256V257H164ZM209 256H210V254H209ZM209 256L207 257L208 259H209ZM216 256H218V255H216ZM216 256L214 257V258H216ZM250 256V255H249ZM10 257H11V255H10ZM21 257V258H20ZM100 257V256H99ZM99 257L97 258V259H99ZM127 257V256H126ZM168 257H169V255H168ZM179 257V256H178ZM181 258H182V256H180ZM184 257V256H183ZM193 257H195V256H193ZM252 257V256H251ZM3 258V257H2ZM188 258V257H187ZM223 258H225V257H223ZM222 258V259H223ZM226 258L228 259V257L226 256ZM45 259L47 260V261H45ZM101 259V258H100ZM129 259V258H128ZM244 259V258H243ZM247 259H249L250 260V258H247ZM252 259V258H251ZM20 260H22V261H20ZM178 260V259H177ZM225 259H223V261H224ZM179 261V260H178ZM182 261H184V260H182ZM190 261H191V259H190ZM217 261H219V260H217ZM222 261V262H223ZM232 261H233V256H232V259H231V263L230 264H232ZM253 261V260H252ZM159 262V261H158ZM173 262V261H172ZM254 262V261H253ZM79 263H81V262H79ZM256 263V262H255ZM34 264V263H33ZM75 264V263H74ZM159 264H161V262H159ZM163 264V263H162ZM179 264V263H178ZM188 264H190V263H188Z\"/></svg>",
  "mask_w": 264,
  "mask_h": 264
}]
</instances>
